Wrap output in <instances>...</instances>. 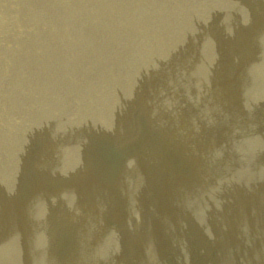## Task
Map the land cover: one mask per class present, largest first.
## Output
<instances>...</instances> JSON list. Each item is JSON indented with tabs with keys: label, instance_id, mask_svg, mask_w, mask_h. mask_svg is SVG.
<instances>
[{
	"label": "rangeland",
	"instance_id": "obj_1",
	"mask_svg": "<svg viewBox=\"0 0 264 264\" xmlns=\"http://www.w3.org/2000/svg\"><path fill=\"white\" fill-rule=\"evenodd\" d=\"M2 1V2H1ZM88 3H86V2ZM99 1V2H98ZM110 2H107L105 0H0V158L2 157V159H0V259L2 260H7L8 262H3L2 260H0V264H15L18 263L20 264V260H21V264L26 263V264H38L35 262V260H38L39 264H95V261H93L90 256L89 253L92 252V258L93 259H101L102 263H96V264H104V263H108V258L110 255H115L117 254L120 249H124L126 248V245H123L122 241L123 238L120 235H115L113 232H111L110 230L107 229L106 231L103 233V236L101 235L100 238H105L104 242H102V244H98L96 246L93 247L94 243L91 242L90 240H95V235H96V228H100V221L98 222V218H100V213L105 216L102 219V223L105 225H109L112 226L113 229L117 230L120 232V228H130L131 227V221L133 222L137 217V213H138V209L136 210V212L130 213L131 210L125 205V201L124 200V195L126 199H129L130 197H138L139 196V200L142 197L145 198H151V195H157V194H162L160 196H158L160 203L156 205V212H155V216H153V218L156 219L155 220H160V225L158 226V224H156L152 227L153 230H151V234L154 237H151V240H149V243H153L154 244V248L156 249L159 246H156V242H162V244L167 246L164 247L161 246L159 247V249L157 248V250L160 252L163 251V248L166 249L168 253V256L164 257V255L162 256V254L160 255L159 253L156 254V252H158L157 250H153L151 251L152 253H148V255L146 254H137V253H132V252H127L126 254H128L127 258L130 261V264H146V260L147 264H151L152 262L155 264H157L158 260L160 259L162 261V263L158 264H192V262L194 264H218L217 262H219L220 260H222L221 262H219V264H264V190H261V187L264 188V73H262L264 70H262V68L264 69V0H262L263 2L261 3V0H108ZM113 1V2H112ZM140 3H139V2ZM147 1V2H146ZM154 1V3H153ZM157 1V3H156ZM161 1V4H160ZM164 1V2H163ZM177 3H176V2ZM181 1V3H180ZM184 1V2H183ZM199 1V2H198ZM205 1V2H203ZM221 1V2H220ZM228 1V2H227ZM232 1V2H231ZM239 1V2H238ZM45 2V3H44ZM83 2V3H82ZM93 2V3H92ZM98 4L96 5L95 4ZM100 2H102L100 4ZM123 2V3H122ZM129 2V3H128ZM138 2V5H142L143 6H138L136 5V3ZM144 2V3H143ZM146 2V4H145ZM152 2V3H151ZM165 4V6L162 4ZM171 2V3H170ZM175 2V3H174ZM213 2V4H212ZM224 2V3H223ZM238 2V4H237ZM257 2V4L255 3ZM34 3V4H33ZM38 3V5L36 4ZM64 3V4H63ZM85 3V4H84ZM105 5H104V4ZM111 3V4H110ZM117 3V4H115ZM150 3V4H149ZM169 4L168 5H166ZM200 3V4H199ZM222 3V4H221ZM241 3V5H240ZM244 3V4H243ZM255 3V4H254ZM29 4V6H28ZM49 4V5H48ZM67 4V5H66ZM91 6H89V5ZM126 4V5H125ZM133 4V6H132ZM176 4V6L174 5ZM193 4V5H192ZM204 4V5H203ZM212 4V6H211ZM215 4V5H214ZM219 4V5H217ZM81 5V6H80ZM112 7H109V6ZM114 5V6H113ZM147 5V6H145ZM154 5V6H153ZM159 5V6H158ZM186 5V6H185ZM199 5V6H198ZM207 5V6H206ZM224 5V6H223ZM231 5V6H230ZM235 5L233 8L232 6ZM261 5V6H260ZM5 8H4V7ZM43 6V7H42ZM69 6V7H68ZM80 6V7H79ZM83 6V7H82ZM89 6V7H87ZM100 8H97V7ZM104 6V7H103ZM131 6V7H130ZM138 6V7H137ZM150 6V7H149ZM152 6V8H151ZM156 6V7H155ZM160 8H158V7ZM161 6V7H160ZM180 6V7H179ZM185 8H184V7ZM190 6V7H189ZM194 6V7H193ZM201 6V7H200ZM214 6V8H213ZM217 6V7H216ZM219 6V7H218ZM228 6V8H227ZM24 7V8H22ZM29 7V9H28ZM59 7V8H58ZM86 7V8H85ZM107 7V8H106ZM116 7V8H115ZM128 7V8H127ZM145 7V8H144ZM176 7V8H175ZM177 7L179 8V10L177 9ZM256 7V8H255ZM262 7V8H261ZM4 8V9H3ZM8 8V10H6ZM34 8V9H33ZM47 10H46V9ZM64 8V10H63ZM73 8V9H72ZM89 8V10H88ZM96 8V10H95ZM102 8V9H101ZM104 8V9H103ZM111 8V9H110ZM118 8V9H117ZM124 12H123V9ZM137 9V12L135 9ZM144 8V9H143ZM166 8V9H165ZM175 8V9H174ZM194 10L193 14L192 10ZM205 8V9H204ZM231 8V9H230ZM12 9V10H11ZM36 9V12H35ZM81 9V10H80ZM100 9V11H98ZM117 9V10H116ZM120 9V10H119ZM127 9V10H126ZM134 13H133V11ZM184 9V11H182ZM188 9V10H187ZM189 9L191 11H189ZM210 9V10H207ZM212 9V10H211ZM217 9V10H216ZM224 9V10H222ZM229 9V11H228ZM237 9V10H236ZM259 9V10H258ZM16 10V11H14ZM42 10V11H41ZM50 10V11H49ZM72 10V11H71ZM76 10V11H75ZM83 10V11H82ZM95 10V12H94ZM114 10V11H112ZM122 10V11H121ZM139 10V12H138ZM148 10V11H147ZM155 10V11H154ZM163 10V11H160ZM167 10V11H166ZM171 12H170V11ZM174 10V11H173ZM207 10V12L205 11ZM216 10V11H215ZM226 10V11H225ZM13 13H12V12ZM30 11L32 12L30 14ZM103 11V12H102ZM117 11V12H116ZM143 11V12H141ZM146 13H145V12ZM169 11V12H168ZM176 11V12H175ZM189 11V12H188ZM211 11V12H210ZM218 11V12H217ZM223 11V12H222ZM234 11V12H233ZM240 11V12H239ZM260 11V12H258ZM262 11V12H261ZM77 12V13H76ZM87 12V13H86ZM99 14H97V13ZM106 12V13H105ZM128 12H131L130 14ZM158 12V13H157ZM164 12V13H163ZM185 12V13H184ZM188 12V13H187ZM191 12V13H190ZM203 12V14H202ZM228 12L230 14H228ZM233 12V13H232ZM9 13V14H8ZM51 13V14H50ZM86 13V14H84ZM95 13V15L92 16V14ZM114 13V14H112ZM122 13V14H121ZM127 13V14H125ZM138 14L135 15V14ZM153 13V14H152ZM155 13V15H154ZM160 13V14H159ZM170 13V14H169ZM175 13V14H174ZM196 13V15L194 14ZM201 13V14H200ZM218 13V14H217ZM220 13V14H219ZM224 13H227L226 15ZM243 13V14H242ZM262 13V15H261ZM8 14V15H7ZM15 14V15H14ZM26 16L24 17L23 16ZM35 14V15H34ZM41 16H40V15ZM55 14V15H54ZM74 14V15H73ZM78 14V15H77ZM90 14V15H89ZM104 14V15H102ZM145 14V15H144ZM158 14V17H157ZM162 14V15H161ZM166 14V17H165ZM177 14V15H176ZM184 14V15H183ZM186 14V16H185ZM197 14L198 17H197ZM207 14V16H206ZM209 14V16H208ZM258 14V15H257ZM29 15V16H28ZM39 15V16H38ZM52 15V16H51ZM67 15V16H66ZM112 15V16H111ZM120 15V16H119ZM129 15V16H128ZM135 15V16H134ZM151 15V16H150ZM188 15V17H187ZM195 15V16H194ZM202 15V17H201ZM212 15V16H211ZM224 15V16H223ZM236 15L238 17H236ZM245 17H244V16ZM256 15V16H255ZM28 16V17H27ZM31 16V17H30ZM62 16V17H61ZM84 16V17H83ZM96 16V17H95ZM104 18H103V17ZM125 16V18H124ZM142 16V17H141ZM144 16V18H143ZM147 16V17H146ZM153 16H155L154 20ZM175 16V17H174ZM217 16L219 18H217ZM223 18H222V17ZM227 16H230L229 18ZM235 16V17H233ZM260 16V17H258ZM41 17V18H40ZM82 17V18H81ZM89 17V18H88ZM99 17V18H98ZM102 17V18H101ZM113 19H112V18ZM127 17V18H126ZM129 17V19H128ZM135 17V19H134ZM160 17V18H159ZM170 17H172V19H170ZM178 17V19H177ZM181 17H183V20L186 21H182ZM204 17V18H203ZM206 17H208L206 19ZM233 17V18H232ZM241 17V19L239 18ZM39 18V19H38ZM56 18V19H55ZM71 18V19H70ZM86 18V19H85ZM150 20H148V19ZM163 18V19H162ZM175 18V19H174ZM187 18V19H186ZM192 18V19H191ZM198 20V22H196L194 19ZM210 18L209 22L207 21ZM215 18V19H214ZM235 18V19H234ZM17 19V20H16ZM65 19V21H64ZM83 19V21H82ZM90 19V20H89ZM105 19V20H104ZM112 19V20H111ZM117 19V21H116ZM119 19V20H118ZM141 21H140V20ZM161 19V20H160ZM174 19V20H173ZM203 19V20H202ZM205 19V20H204ZM218 19V20H217ZM234 20L235 23L239 22V24L237 23V25L234 23V21H230V20ZM238 19V20H236ZM240 19V20H239ZM262 19V20H261ZM30 20V21H29ZM63 20V21H62ZM89 20V24H87ZM96 20V21H95ZM104 20V21H103ZM121 20V22H119ZM165 20V21H163ZM174 22H173V21ZM201 20V22H200ZM213 20V21H212ZM227 20H229V24L227 23ZM17 21V22H16ZM68 21V22H67ZM73 21V22H72ZM80 21V22H79ZM94 21V22H93ZM111 21V22H110ZM133 21V23H132ZM155 21V22H154ZM170 21V23H169ZM181 21L183 23H181ZM192 21V22H191ZM205 21V22H204ZM215 21V22H214ZM221 21V22H220ZM237 21V22H236ZM243 25H241V23ZM246 21V22H245ZM259 21V23L257 22ZM27 22V23H26ZM52 22V23H51ZM63 22V23H62ZM66 22V23H65ZM78 22V23H77ZM116 27H114L116 25V23H118ZM131 22V23H130ZM139 22V24H138ZM151 22V23H150ZM159 22V24H158ZM163 22V23H162ZM176 22V24H175ZM178 22V25H177ZM194 22H196L195 24H193ZM211 22V23H210ZM262 22V23H261ZM19 23V24H18ZM70 23V24H69ZM77 23V24H76ZM85 23L87 24L85 27ZM104 25H103V24ZM106 23V24H105ZM137 23V26H136ZM143 23V25H141ZM148 23V25H147ZM174 23V24H173ZM182 25H181V24ZM191 23V24H190ZM203 23V24H202ZM217 23V24H216ZM258 23V24H257ZM260 28H259V25ZM51 24V25H50ZM65 26H64V25ZM76 26H75V25ZM79 24V25H78ZM92 24V26L90 27V25ZM172 24L170 27L168 25ZM201 24V25H199ZM206 24V25H205ZM210 24V25H209ZM214 24V25H213ZM219 24V26H218ZM26 25V26H25ZM69 29H68V27ZM96 25V26H94ZM100 25V26H99ZM109 25V26H107ZM161 25V26H160ZM179 25H180V29H179ZM184 25V26H183ZM204 25V26H203ZM241 25V26H239ZM29 26V27H28ZM64 26V27H63ZM70 26H72L73 28H70ZM79 26V27H78ZM122 26V27H121ZM128 26V27H127ZM140 26V27H139ZM153 26V27H152ZM159 26V27H158ZM174 26V27H173ZM188 26V27H187ZM194 26V27H191ZM201 26H203V28H200ZM212 26V29H211ZM216 26V27H215ZM221 26V27H220ZM238 26V27H237ZM244 26V27H243ZM246 26V27H245ZM26 27V28H25ZM50 27V28H49ZM58 27V29L56 28ZM63 27V28H62ZM67 27V28H66ZM121 27V28H120ZM131 27V28H130ZM137 27V28H136ZM151 27V28H150ZM158 27V29H157ZM173 27V28H172ZM186 27V28H185ZM197 27V28H195ZM215 27V28H214ZM223 29L226 31H223ZM241 27V29H240ZM28 28V30H27ZM32 28V29H31ZM79 28V29H78ZM85 28V29H84ZM87 28V29H86ZM115 28V29H114ZM118 28V29H117ZM130 28V29H129ZM145 28V29H144ZM150 28V29H149ZM154 28V30H153ZM218 28V29H217ZM222 30H220V29ZM226 28V29H225ZM239 28V29H238ZM244 28V29H243ZM248 28V30H247ZM21 29V30H20ZM102 29V30H101ZM106 31H105V30ZM109 29V31H108ZM122 29V31H121ZM128 29V30H127ZM135 29V30H133ZM140 29V30H139ZM144 29V30H143ZM162 29V31H161ZM165 29V30H164ZM170 29V30H169ZM179 29V30H178ZM186 29H189L186 31ZM194 29V30H193ZM202 29V30H201ZM206 31H205V30ZM214 29V30H213ZM217 29V30H216ZM233 29L234 32H233ZM237 29V31H236ZM262 29V30H260ZM27 30V31H26ZM32 30V31H31ZM45 30V31H44ZM66 30V32H65ZM70 30V32H69ZM88 33V35L84 33ZM116 30V31H115ZM164 30V31H163ZM185 32H184V31ZM198 30V35H196ZM209 30V31H208ZM213 31V33H211V31ZM219 30V31H218ZM245 30V31H244ZM4 31V32H3ZM14 31V32H13ZM88 31V32H86ZM91 31V32H90ZM102 31V32H101ZM112 31V32H111ZM126 31V32H125ZM127 31H128V36H127ZM138 31V32H137ZM152 31V32H151ZM161 31V32H160ZM166 31V32H165ZM194 33H193V32ZM201 31V32H200ZM207 31L209 33H207ZM248 31V32H247ZM37 32V33H36ZM52 32V33H51ZM58 32V33H57ZM74 32V33H73ZM101 32V33H100ZM108 32V33H107ZM110 32V33H109ZM117 32V33H116ZM121 32V33H119ZM131 32V33H130ZM151 32V33H150ZM172 32V33H171ZM177 32V33H176ZM180 32V33H179ZM183 32V33H182ZM187 32V33H186ZM205 32V33H204ZM61 33V34H60ZM70 33V34H69ZM72 33L74 35H72ZM84 33V34H83ZM93 33V34H92ZM104 33H105V37H104ZM107 33V34H106ZM124 33L126 36H124ZM148 33V34H147ZM176 33V35H175ZM182 33V35H181ZM190 33V35H189ZM204 33V34H202ZM220 33V36H219ZM223 33L225 35H223ZM234 33V34H233ZM237 33V34H236ZM243 33V34H242ZM246 33V34H245ZM34 34V35H33ZM37 34V35H36ZM39 34V35H38ZM44 34V35H43ZM60 34V35H59ZM67 36H63V35ZM80 34V35H79ZM95 34V37H92ZM103 36H101V35ZM123 34V35H122ZM143 34V35H142ZM162 34V35H161ZM168 34V35H166ZM174 34L175 37L172 35ZM185 34V35H184ZM199 34L200 35V39H199ZM208 34L209 37H208ZM215 35V37L212 36ZM262 34V35H261ZM23 35V36H22ZM25 35V36H24ZM69 35H70V40H69ZM99 35V37H98ZM119 37H117V36ZM146 35H150L149 37ZM190 37H188V36ZM194 35H196V37H194ZM207 35V37L205 38L204 36ZM231 35V37H229ZM233 35V36H232ZM241 35V36H240ZM244 35V36H243ZM11 36V37H10ZM32 36V37H31ZM60 36V37H59ZM75 36V37H74ZM81 41V39H83L81 42L76 38ZM79 36V37H78ZM90 36V37H89ZM109 36V37H108ZM112 36V37H111ZM124 36V38H123ZM137 36V38H136ZM141 36V37H139ZM161 36V38L158 37ZM163 36V37H162ZM184 36V37H183ZM187 36V37H186ZM218 36V37H216ZM227 38L228 36V40L225 38ZM235 36V37H234ZM237 36V37H236ZM263 36V37H262ZM3 37V39L1 38ZM88 37V38H87ZM104 37V38H103ZM107 37V38H106ZM117 37V38H116ZM122 37V39H121ZM183 40H181L180 39ZM192 37V38H191ZM212 37V38H210ZM221 37V38H220ZM244 37L246 39H244ZM26 40H25V39ZM76 38V39H74ZM94 38V39H92ZM97 38V39H96ZM102 38V39H101ZM112 38V39H110ZM119 38V39H118ZM127 38V39H126ZM130 38V39H128ZM140 40H139V39ZM145 38V39H143ZM151 38V40H150ZM176 38V39H175ZM189 38V39H188ZM194 38V39H193ZM197 38V40H196ZM217 38V39H216ZM224 38V39H223ZM237 39V41H233L235 39ZM23 39V41L21 40ZM30 39V40H29ZM74 39V40H72ZM88 39V41H87ZM102 40V41H99ZM149 39V41H148ZM156 39V40H155ZM187 39V41H186ZM191 39L193 41H191ZM206 39H208L206 41ZM211 39V41H210ZM214 39V41L212 40ZM220 39V41L222 42L223 40L226 41L227 43L229 42V47L228 44L226 45V42H220L218 41ZM223 39V40H222ZM233 39V40H231ZM38 40V41H37ZM110 40H112V42H110ZM119 40V41H118ZM125 40V41H124ZM127 40H129L127 42ZM132 40V41H131ZM138 40V41H136ZM145 40V41H144ZM153 40V41H152ZM181 44H180V41ZM197 42H195V41ZM199 40V41H198ZM203 40V41H201ZM216 40V42H215ZM48 41V42H47ZM64 41V42H63ZM72 41V42H71ZM92 41V42H91ZM95 41L97 44H95ZM99 41V42H98ZM116 41V42H114ZM124 41V42H123ZM134 41V42H133ZM158 43L157 44L155 43ZM158 41V42H157ZM161 41V44H159ZM189 41V43L187 44V42ZM191 41V42H190ZM68 42V43H67ZM85 42V43H84ZM90 42V43H89ZM119 42V43H117ZM126 42V43H125ZM139 44H137V43ZM144 42V43H142ZM172 42V43H171ZM174 42V45H173ZM199 42V43H198ZM207 42V43H206ZM231 42H236V43H231ZM75 43V44H74ZM80 43V44H79ZM92 43V48L90 46V48L88 47L90 44ZM94 43V44H93ZM103 45H102V44ZM106 43V48H104V44ZM117 43V46H116ZM136 43V44H135ZM147 43V44H146ZM152 43V44H151ZM154 43V44H153ZM164 43V44H163ZM178 43V44H177ZM192 43L194 45H192ZM202 43V44H201ZM206 43V44H205ZM214 43V44H213ZM216 43V44H215ZM224 43V44H223ZM11 44V45H10ZM30 44V45H29ZM39 44V45H38ZM49 44V45H48ZM82 44H84L82 46ZM87 44V45H86ZM89 44V45H88ZM112 44V45H111ZM121 44V45H120ZM124 44V45H122ZM134 44V45H133ZM151 44V45H150ZM180 44V45H179ZM198 44V45H196ZM221 44V45H220ZM222 44L224 45L222 47ZM230 44H232L230 46ZM237 44V45H235ZM251 44V45H250ZM32 45V46H31ZM35 45V46H34ZM75 45V46H74ZM115 45V47H114ZM138 48L140 47V51H138ZM148 45V46H147ZM152 45H154L152 47ZM156 45V47H155ZM161 45H163V48L161 47ZM173 45V46H172ZM178 45V46H177ZM181 45H183L181 47ZM187 45V46H186ZM191 45V46H190ZM204 45V46H203ZM206 45V46H205ZM212 47H210V46ZM256 45V48H252L251 46ZM26 46V48H25ZM31 48H30V47ZM43 46V48H42ZM69 46V48L67 47ZM97 46V47H96ZM119 46V47H118ZM127 46V47H126ZM132 46V47H131ZM134 46V47H133ZM194 46V48L192 47ZM199 46V48H198ZM216 46V49L214 48ZM233 46V47H232ZM79 47V48H78ZM102 47V48H101ZM123 47L125 49H123ZM142 47V48H141ZM144 47V48H143ZM196 47V48H195ZM203 47V48H202ZM222 47V49H221ZM228 47V49L226 48ZM2 48V49H1ZM34 48V49H33ZM78 48V49H76ZM89 48V49H88ZM96 48L95 51H93ZM116 48V49H115ZM121 48V49H120ZM128 48V49H127ZM150 48V49H149ZM154 48V50L156 51H152ZM158 48V49H156ZM161 50H160V49ZM166 48V49H165ZM182 48V49H180ZM186 48V50L184 51V49ZM192 48V50H191ZM201 48V49H200ZM210 48V50H209ZM213 48V50H212ZM226 48V49H224ZM234 48V49H233ZM237 48V49H236ZM14 49V50H13ZM31 49V50H30ZM43 49V50H42ZM56 49V50H55ZM64 49V50H63ZM69 49V51H68ZM73 49V50H72ZM88 49V50H86ZM104 51H102V50ZM105 49H107L105 51ZM123 49V50H122ZM130 49V50H129ZM132 49V50H131ZM134 49V50H133ZM136 49V50H135ZM143 49V50H142ZM148 49V50H147ZM165 51H164V50ZM173 49V50H172ZM180 49V50H179ZM197 49V51H196ZM200 49V50H199ZM204 49V50H203ZM246 49V51H245ZM254 49V50H253ZM7 50V51H6ZM72 50V51H70ZM109 50V51H108ZM114 50V51H113ZM121 50V51H120ZM129 50V51H128ZM170 50V51H169ZM182 50V52H180ZM221 50V51H220ZM225 50V51H223ZM238 50L240 52H238ZM12 51V53H11ZM19 51V52H18ZM38 51V52H37ZM50 51V52H49ZM63 51V53H62ZM120 51V52H119ZM135 51V52H133ZM138 51V52H137ZM160 51V52H157ZM194 51V52H193ZM201 51L203 53H205V55H203L201 53ZM207 51V52H206ZM212 51V52H210ZM220 51V52H217ZM231 51V52H230ZM9 52V53H8ZM49 52V53H48ZM54 52V53H53ZM61 52V53H60ZM69 52V53H68ZM74 52V53H73ZM94 53L92 55V53ZM105 52V53H104ZM110 52L112 54H110ZM118 52V53H117ZM128 54H127V53ZM146 52V53H145ZM148 52H150V55L147 54ZM174 52V53H173ZM179 52V53H178ZM187 52V53H186ZM193 52V57L190 55V53ZM198 52V53H197ZM226 52V53H225ZM229 52V54H228ZM19 53V54H18ZM28 53V54H27ZM34 53V54H33ZM66 53V54H65ZM85 53V54H84ZM108 54V57L107 54ZM128 55L126 56L125 55ZM134 53V54H133ZM144 53V54H143ZM158 53V54H157ZM167 53L171 56H165V54L167 55ZM172 53V54H170ZM181 53V54H180ZM196 53V54H195ZM209 53H213L210 56ZM221 53V54H220ZM223 53V54H222ZM236 53V54H234ZM245 53H248L247 55ZM6 54V55H5ZM9 54V55H8ZM16 54V55H15ZM27 54V55H26ZM99 54V55H98ZM104 54H106L104 56ZM110 54V55H109ZM117 56H116V55ZM123 54V56H122ZM131 54V55H130ZM137 54V55H136ZM146 54V55H145ZM152 54V55H151ZM187 54V55H186ZM207 54L209 55L208 58ZM218 54V55H217ZM227 54V55H226ZM234 54V55H233ZM242 56H241V55ZM257 54H260V57H254L257 56ZM263 54V55H262ZM3 55V56H2ZM5 55V56H4ZM31 55H33L31 57ZM35 55V56H34ZM39 55V57H38ZM43 55V56H42ZM50 55V58H49ZM61 55V56H60ZM65 55V56H64ZM67 55V56H66ZM74 55V56H73ZM86 55V56H85ZM111 55H113L111 57ZM136 57H135V56ZM140 55V56H139ZM185 55V56H184ZM190 55V56H189ZM201 55V56H200ZM221 55V56H220ZM237 55L238 58H237ZM243 55H245L243 57ZM251 55V56H249ZM262 55V56H261ZM28 56V57H27ZM37 56V58H36ZM97 56V58H96ZM99 56V57H98ZM115 56L117 57V60L115 58ZM122 56V57H121ZM127 58H125V57ZM147 56V57H146ZM151 56V57H150ZM160 56V57H159ZM163 58H162V57ZM174 56V57H172ZM196 56V57H195ZM199 56V57H198ZM205 56V57H204ZM217 57V58H214ZM227 56V57H226ZM234 56V57H233ZM253 56V57H252ZM2 57V58H1ZM15 57V59H14ZM31 57V58H30ZM42 57V59L40 58ZM48 57V58H47ZM73 57V58H72ZM76 57V58H74ZM84 57V58H83ZM87 57V58H85ZM92 57V58H91ZM110 57V58H109ZM130 57V59H128ZM135 57V58H134ZM138 57V58H137ZM145 57V58H144ZM149 57V58H148ZM165 57H167L165 59ZM190 57V58H188ZM222 57V59H221ZM232 57V58H231ZM239 57H243L244 60L240 59ZM249 60L247 61L245 58H248ZM263 57V59H262ZM28 58H30L31 60H29ZM33 58V59H32ZM36 58V59H35ZM45 58V59H44ZM83 58V59H82ZM101 58V59H100ZM109 60H108V59ZM122 58V59H121ZM125 58V59H124ZM133 58V59H132ZM141 58H143L141 60ZM152 58V59H151ZM172 58H174V62L171 61ZM187 58V59H186ZM212 58V59H211ZM214 58V59H213ZM220 58V59H219ZM226 61H224L223 60ZM230 58V59H229ZM236 58V59H235ZM251 58V59H250ZM17 59V60H16ZM24 59V60H23ZM50 59V61H49ZM62 59V60H61ZM65 59V60H64ZM82 59V60H81ZM94 59V60H93ZM104 59V60H103ZM108 61H107V60ZM114 59V60H113ZM120 59V62L118 61ZM138 59V61H137ZM147 59V60H146ZM156 59V60H155ZM159 59V60H158ZM163 59V60H162ZM181 59V60H180ZM217 59H219L216 61ZM228 59L230 61H228ZM232 59V60H231ZM234 59V60H233ZM261 59V60H259ZM12 60V61H11ZM14 60V61H13ZM34 60V61H33ZM91 60V61H90ZM103 60V61H102ZM117 62H116V61ZM126 60V61H125ZM128 60V61H127ZM141 60V61H139ZM146 60V62H145ZM150 60V61H149ZM152 60V61H151ZM155 60V61H154ZM180 60V61H179ZM188 60V61H187ZM214 60V61H213ZM252 63H251V61ZM255 60V61H253ZM17 61V62H16ZM21 61V62H20ZM26 61V62H24ZM31 61V63H30ZM40 61V62H39ZM42 61V62H41ZM44 61V62H43ZM46 61V62H45ZM55 61V62H54ZM58 61V62H57ZM96 61V62H95ZM107 61V62H106ZM110 61V62H109ZM135 61V62H134ZM137 61V63H136ZM148 61V62H147ZM154 61V62H153ZM179 61V62H178ZM190 61V62H189ZM212 61V62H211ZM224 61V63H223ZM228 61V62H227ZM234 61V63H233ZM240 61V62H239ZM245 61V62H244ZM247 61V62H246ZM258 63H257V62ZM260 61V62H259ZM16 62V63H15ZM39 62V63H38ZM78 62V63H77ZM84 62V63H82ZM102 62V63H101ZM119 62V63H118ZM131 62V63H130ZM144 62V64L142 63ZM151 62V63H149ZM160 62V63H159ZM166 62V63H165ZM206 62V63H205ZM209 62V64L207 63ZM221 62V63H220ZM232 62V63H231ZM236 62V63H235ZM240 65H238L237 64ZM255 62V65H253ZM13 63V64H12ZM15 63V64H14ZM18 63V64H17ZM23 63V64H22ZM26 63V65H25ZM28 63V64H27ZM35 63V65H33ZM51 63V65H50ZM91 63V64H90ZM94 63V64H93ZM99 63V64H97ZM115 63V64H114ZM127 63V64H126ZM172 63V64H171ZM189 63H190V67H189ZM195 65H194V64ZM199 63V65H198ZM214 63V65H213ZM220 63V66H218ZM225 63H228L227 65H225ZM246 63V64H244ZM250 63V64H249ZM9 64V65H8ZM21 64V65H20ZM40 64V67H39ZM48 64V67L47 65ZM61 64V65H60ZM82 64V65H81ZM126 64V65H124ZM129 64V65H128ZM132 64V65H131ZM148 64L147 66H144ZM157 64V65H156ZM170 64V65H169ZM176 64V65H175ZM192 64V65H191ZM206 64V65H205ZM217 64V65H216ZM258 64V65H257ZM263 64V65H260ZM12 65V66H10ZM28 65V66H27ZM42 65V66H41ZM45 65V66H44ZM52 65L54 66L52 68ZM66 65V66H65ZM103 65V66H102ZM106 65V67H105ZM137 65V66H136ZM140 65V66H138ZM166 65V67H165ZM194 65V66H193ZM197 65V66H196ZM209 65V66H208ZM213 65V66H212ZM216 65V66H215ZM230 65V67L228 66ZM236 65V66H235ZM248 65V66H247ZM10 66V68H9ZM22 66V67H21ZM79 66V67H78ZM83 66V67H81ZM96 66V67H95ZM113 66H117V67H113ZM125 66V68L123 67ZM131 66V68L129 67ZM161 66V67H160ZM196 66V67H195ZM209 67L208 70L207 67ZM215 66V67H214ZM223 66V67H222ZM232 66H234V68H232ZM246 66V68H245ZM255 66H259V67H255ZM263 66V67H262ZM7 67V68H6ZM25 67V68H23ZM32 67V68H31ZM35 67V68H34ZM42 67V68H41ZM51 67V68H50ZM60 67V69H59ZM76 67V68H75ZM97 67L99 69H97ZM129 67V68H128ZM135 67V68H134ZM142 67V68H141ZM149 69H148V68ZM153 67V69H152ZM165 67V68H164ZM225 67V68H224ZM237 67V68H236ZM242 67H244L242 69ZM253 67V68H252ZM20 68V71H19ZM22 68V69H21ZM28 68V70H26ZM39 68V69H37ZM58 68V69H57ZM67 68V69H66ZM92 68V69H91ZM94 68V69H93ZM102 68V69H101ZM110 68V69H107ZM127 68V69H126ZM138 68H140V70H138ZM190 68V69H189ZM198 68V69H197ZM216 70H214V69ZM221 68V70H220ZM255 68V69H254ZM261 69L260 71H256V69ZM25 69V70H24ZM34 69V70H33ZM46 69V70H45ZM126 69V70H125ZM137 69V70H136ZM147 69V70H146ZM205 69L208 71L206 72ZM219 69V70H218ZM223 69V70H222ZM245 69V71H244ZM2 70V71H1ZM5 72H4V71ZM8 70V71H7ZM12 70V71H11ZM14 70V72H13ZM18 70V71H17ZM48 70V71H47ZM57 72H56V71ZM190 70V71H189ZM194 70V71H193ZM212 70V71H211ZM230 70V72H229ZM251 70V72H250ZM254 70V72H253ZM27 71L29 73H27ZM35 73H34V72ZM53 71V72H52ZM62 73H61V72ZM65 71V72H64ZM79 71V72H78ZM98 71V72H97ZM112 71V72H111ZM160 71V72H159ZM225 71V72H224ZM228 71V72H226ZM232 71V72H231ZM249 71V72H248ZM7 72V73H6ZM40 72V73H38ZM42 72V73H41ZM44 72L46 73L44 75ZM59 72V73H58ZM69 72V73H68ZM88 72V73H87ZM102 72V73H101ZM106 72V73H105ZM111 72V73H110ZM115 72V73H114ZM203 72V73H202ZM204 72L206 73V75H204ZM214 72V73H213ZM216 72V75H215ZM222 72V73H220ZM246 72V74H245ZM255 74H253V73ZM260 72V74H258ZM5 73V74H4ZM11 73V74H10ZM14 73H16V75H14ZM18 73V75H17ZM26 73L29 75V77H27L28 75H26ZM52 73V74H51ZM82 73V75L80 74ZM86 73V74H85ZM110 73V74H109ZM119 73V74H118ZM228 73V74H227ZM234 73V74H233ZM250 73V75H249ZM13 74V75H12ZM31 74V75H30ZM35 77H34V75ZM57 74V75H56ZM74 74V75H73ZM99 74V75H98ZM108 74V75H107ZM142 74H144L142 76ZM199 74V75H198ZM211 74H214L211 75ZM220 74V75H219ZM226 74V77H225ZM239 76H238V75ZM241 74L243 75L240 76ZM251 74H253L251 76ZM258 74V75H256ZM263 76H262V75ZM3 75V76H2ZM39 75V76H38ZM44 75V76H43ZM47 75V76H46ZM50 75V76H49ZM53 77H52V76ZM98 75V76H97ZM106 75V76H105ZM112 75V76H111ZM137 75V76H136ZM150 75V76H149ZM196 77H195V76ZM198 75V76H197ZM209 77H208V76ZM230 75L231 78H228V76ZM232 75V76H231ZM255 75V76H254ZM12 76V78H11ZM24 76V77H23ZM26 76V77H25ZM38 78H37V77ZM49 76V77H48ZM89 76V81H88V77ZM92 76V77H90ZM118 76V77H116ZM145 76V77H144ZM204 76V77H203ZM221 78L219 79L218 78ZM250 76V77H249ZM254 76V77H253ZM261 76V77H260ZM14 77V78H13ZM34 77V78H33ZM52 77V78H51ZM61 77V78H60ZM64 77V78H63ZM79 77V78H78ZM102 77V78H101ZM106 79H105V78ZM110 77V78H109ZM114 77V78H113ZM138 77V78H137ZM150 77H152V79H150ZM203 77V78H201ZM223 77V78H222ZM235 77V78H233ZM242 77V79L240 78ZM257 77V78H256ZM9 78V79H8ZM18 79V81L16 80L15 82L13 80ZM21 78V80H20ZM37 78V79H36ZM43 80H42V79ZM46 78V79H45ZM56 78V80H55ZM58 78V79H57ZM113 78V79H112ZM117 78V79H116ZM146 78V80H144ZM149 78V79H148ZM154 78V79H153ZM209 78V79H208ZM216 78V80H215ZM227 78V79H226ZM233 78V79H232ZM239 78V79H238ZM256 78V79H254ZM262 78V80L260 79ZM8 79V81H7ZM26 79V80H25ZM33 84H32V80ZM53 79V80H52ZM63 79V80H61ZM74 79V81H73ZM100 79V80H99ZM104 81H103V80ZM112 79V80H111ZM177 79V80H176ZM204 79V80H202ZM214 79V80H213ZM218 79V80H217ZM228 81L225 84V80ZM20 80V81H19ZM24 80V83L23 81ZM39 80V81H38ZM47 80V81H45ZM51 82H50V81ZM107 82H106V81ZM137 80V81H136ZM161 80V82H160ZM184 80V81H183ZM206 80V81H205ZM220 80V81H219ZM246 80V81H245ZM255 80V81H254ZM259 80V82H258ZM4 81V82H3ZM12 81V82H11ZM57 81V82H55ZM93 81V82H92ZM145 81V82H144ZM194 81V82H193ZM203 81V82H202ZM217 81V82H216ZM224 81V82H223ZM231 81V82H229ZM252 81L251 84L249 86L248 82ZM6 82V83H5ZM10 82V83H9ZM28 84H27V83ZM31 82V83H30ZM38 82V83H37ZM60 82V83H59ZM74 84H73V83ZM83 84H81V83ZM151 82V83H150ZM165 84H164V83ZM171 84H169V83ZM214 82V83H213ZM221 82V83H219ZM233 82V83H232ZM237 82H239L237 84ZM242 82V83H240ZM247 84H245V83ZM249 82V83H250ZM6 85H5V84ZM15 83V84H14ZM42 83V85L40 84ZM70 83V84H68ZM79 85H77V84ZM99 83V84H98ZM106 83V84H105ZM141 83V85H140ZM158 85H155V84ZM183 83V84H182ZM196 83V84H195ZM229 83V84H228ZM235 83V84H234ZM257 83V87L254 84ZM19 84V85H18ZM23 84V85H22ZM30 84V85H29ZM55 84V85H52ZM87 84V85H86ZM92 84V85H91ZM102 84V85H101ZM122 84V86H121ZM124 84V85H123ZM153 84V85H152ZM218 84V85H217ZM220 84V86H219ZM235 86H233V85ZM237 84V85H236ZM263 84V85H261ZM5 85V86H4ZM8 85V87H7ZM13 85V86H12ZM21 85V87H20ZM27 85V86H26ZM33 86V88L30 86ZM48 87H46V86ZM66 85V86H65ZM113 85H114V89H113ZM146 85V86H145ZM150 85V86H149ZM173 85V86H172ZM206 85V86H205ZM210 85V86H209ZM214 85L216 87H214ZM227 85V86H226ZM245 85V86H243ZM40 86V87H39ZM45 87L47 89H42V87ZM58 86V88H57ZM61 86V87H60ZM76 86V87H75ZM87 86V87H86ZM106 86V87H104ZM111 86V89H110ZM117 86V87H116ZM132 86V87H131ZM137 86V87H136ZM153 86V87H152ZM192 86V87H191ZM200 87L199 90L197 87ZM206 88H205V87ZM223 86V87H222ZM233 86V87H232ZM239 86V87H238ZM243 86V88H242ZM247 86V87H246ZM255 86V87H254ZM259 88L261 89H258ZM262 86V87H260ZM19 90H16V88ZM39 87V88H38ZM54 87V88H53ZM129 87V88H128ZM136 87V88H135ZM139 87V88H138ZM194 87V88H193ZM208 87V88H207ZM219 87V88H218ZM231 87V88H230ZM9 88V89H7ZM14 88V89H13ZM21 88V90H20ZM29 89L28 90L26 89ZM35 88V90H34ZM49 88H52L51 90ZM78 88V89H77ZM102 88V89H100ZM123 88V89H122ZM135 88V89H134ZM143 88V90H142ZM150 88V89H149ZM160 88V89H159ZM189 88V89H188ZM233 88H235L233 90ZM246 88V89H245ZM248 88V89H247ZM254 88V89H253ZM257 88V89H256ZM7 89V90H6ZM36 89L38 91H36ZM41 89V91H40ZM56 89V90H55ZM73 89V90H72ZM76 89V90H75ZM120 89V90H119ZM125 89V90H124ZM156 89V90H155ZM191 89V90H190ZM195 89V90H194ZM209 89V90H208ZM212 89V90H211ZM224 89V91H222ZM230 92H228V90ZM232 89V90H230ZM244 89V90H241ZM14 94H12L13 92ZM23 92L25 93H22ZM45 90V91H44ZM78 90V91H77ZM85 90V91H84ZM101 90V91H99ZM116 90V91H115ZM128 90V91H127ZM134 90V92H133ZM136 90V91H135ZM190 90V91H189ZM226 90V91H225ZM239 90V93H238ZM241 90V91H240ZM5 91V92H4ZM9 93H8V92ZM18 91V92H17ZM26 91V92H25ZM35 91L38 93L35 94ZM43 91V92H42ZM49 91V92H48ZM56 91V92H54ZM62 91V92H61ZM74 91V92H73ZM82 91V92H81ZM84 91V92H83ZM110 91V92H108ZM143 91V92H142ZM150 91V92H148ZM153 91H157L154 92L155 94H153ZM172 91V92H170ZM177 91L174 95V92ZM179 91V92H178ZM188 93H187V92ZM194 91V92H193ZM209 91V92H208ZM219 91V92H218ZM244 91V92H243ZM20 92L22 94H20ZM40 92V93H39ZM48 92V93H47ZM52 92V95L50 94ZM54 92V93H53ZM64 94H61L63 93ZM73 92V93H71ZM79 92V94H78ZM93 92V93H92ZM129 92V93H128ZM132 92V94H131ZM147 92V93H146ZM196 92V93H195ZM233 92V93H232ZM246 92V93H245ZM46 93V94H45ZM85 93V94H84ZM118 96H117V94ZM151 93V94H150ZM171 93V94H170ZM180 93V94H179ZM187 93V94H185ZM201 93H202V97H201ZM213 93V95H212ZM218 93V94H217ZM232 93V94H231ZM244 93V94H243ZM10 96H9V95ZM26 95V96H22V99L20 97V95ZM35 94V95H33ZM48 94V95H47ZM77 94V95H76ZM88 94V95H87ZM103 94V95H101ZM129 96H128V95ZM143 94V95H142ZM146 94V95H145ZM170 94V95H169ZM190 94V95H189ZM196 94V95H195ZM198 94V95H197ZM216 94V95H215ZM233 94H237L235 97ZM243 97H242V95ZM246 94V95H245ZM5 95V96H3ZM17 95V96H16ZM40 95V96H39ZM46 95L48 96V98L46 97ZM56 95V96H55ZM68 95V96H67ZM90 95V96H89ZM95 95V96H94ZM100 95V96H99ZM132 95V96H131ZM135 95L138 97V99L135 97ZM145 95V96H144ZM193 95V97H192ZM205 95V96H204ZM207 95V96H206ZM220 95V96H219ZM232 98L226 97V96H230ZM240 95V96H239ZM12 96V97H11ZM16 96V97H15ZM19 96V97H18ZM28 96V98H27ZM31 96V97H30ZM41 96H43L41 98ZM45 96V97H44ZM83 96V97H80ZM108 96V97H107ZM111 96V97H110ZM140 96V97H139ZM143 96V97H142ZM150 96V97H149ZM184 96V97H183ZM186 96V97H185ZM191 96V97H190ZM238 96V97H237ZM247 96V97H244ZM5 97V98H4ZM12 99H11V98ZM15 99L18 97L20 99ZM26 97V98H25ZM40 97V98H39ZM88 97V98H87ZM106 97V98H104ZM110 97V98H109ZM131 97V98H130ZM149 97V99H148ZM171 97V98H169ZM179 97V98H178ZM181 97V98H180ZM200 97V99H199ZM237 97V99H236ZM242 97V98H240ZM35 98V99H34ZM55 98V99H54ZM84 98V99H83ZM107 98H109L107 100ZM115 98V99H113ZM173 98V99H172ZM185 98V99H184ZM186 98H188L186 100ZM196 98V100H194ZM203 98V99H202ZM210 100L213 99V100ZM218 98V99H217ZM223 98H225V100L223 101ZM235 98V99H234ZM240 98V99H239ZM245 98V99H244ZM10 99V100H7ZM29 99V100H27ZM33 99V100H32ZM48 99V100H47ZM61 99V100H60ZM78 99V100H77ZM92 99V100H91ZM96 99V100H95ZM143 99V100H142ZM177 99V100H176ZM184 99V100H183ZM191 99V100H190ZM199 99V100H198ZM230 99H234L232 102ZM5 100V101H4ZM15 100V101H14ZM31 100V102H29ZM37 102L35 105L33 102L35 101ZM83 100V101H82ZM86 100V101H85ZM120 100V102H119ZM124 100V101H122ZM133 100H137V101H133ZM147 100V102H146ZM151 100V101H150ZM227 100H229L227 102ZM235 100L239 101L236 102L237 105H235ZM7 101V102H6ZM10 101V102H8ZM14 101V102H13ZM18 101V103H17ZM26 101V102H24ZM50 101V102H49ZM90 101V102H89ZM95 101V102H94ZM97 101V102H96ZM112 101V102H111ZM130 101V102H129ZM144 101V102H143ZM205 103H204V102ZM215 101V102H214ZM218 101V103H217ZM222 101V102H221ZM241 101H243L241 103ZM21 102V103H20ZM47 102V103H45ZM62 102V103H60ZM93 102V104H92ZM119 102V103H118ZM149 102V103H148ZM220 102V103H219ZM15 103V104H13ZM28 103V105H27ZM41 103V104H39ZM49 103V105H48ZM51 103V104H50ZM58 103V105H56ZM105 105H104V104ZM118 103V104H116ZM124 103V106L123 104ZM134 104L135 105H130V104ZM137 103V104H136ZM151 103V104H150ZM208 103V105L206 104ZM214 103V104H213ZM11 104V105H10ZM22 104V105H21ZM32 108H30V106ZM38 104V105H37ZM60 104V105H59ZM62 104V105H61ZM66 104V105H65ZM71 104V105H70ZM103 104V105H102ZM107 104V105H106ZM153 104V105H152ZM220 104V105H219ZM234 104V105H232ZM243 104V105H242ZM6 105V106H5ZM15 105V106H14ZM17 105V107H16ZM24 105V106H23ZM27 105V107H25ZM34 105V106H33ZM56 105V106H55ZM88 105V106H87ZM92 105V106H90ZM99 105V106H98ZM117 105V106H115ZM140 105V107H139ZM146 105V106H144ZM151 105V106H149ZM238 105H240V107H238ZM242 105V106H241ZM18 106H21L20 108ZM29 106V107H28ZM71 106V107H70ZM75 106V107H74ZM95 106V107H93ZM132 106V107H131ZM137 106V107H136ZM219 106V107H218ZM223 106H226L225 109ZM237 106V107H236ZM16 107V108H15ZM23 107V108H22ZM41 107V108H40ZM48 107V108H47ZM52 107V108H50ZM111 107V108H110ZM113 107V108H112ZM122 107V108H121ZM125 107V108H124ZM136 107V108H135ZM154 107V108H153ZM231 107H234L231 109ZM261 107V108H260ZM46 108V109H45ZM58 108V109H57ZM87 108V109H86ZM109 108V109H108ZM131 108V110H129ZM149 108V109H148ZM211 108V109H210ZM221 108V109H220ZM236 108V109H235ZM244 110H242V109ZM8 109V111H7ZM21 109H23L21 112ZM53 109V110H52ZM61 109V110H60ZM65 109V110H64ZM71 109V110H70ZM105 109V110H104ZM117 109V110H116ZM120 109V110H119ZM123 109V110H122ZM213 109V110H212ZM224 109V110H223ZM228 109V110H227ZM241 109V110H240ZM261 109V110H259ZM263 109V110H262ZM5 110V111H4ZM16 110V111H15ZM27 110V112H26ZM58 110V111H57ZM69 110V111H68ZM83 110V112H82ZM103 112H100L102 111ZM114 110V111H113ZM128 110V111H127ZM216 110V111H214ZM223 112H222V111ZM234 110V111H233ZM239 110V111H237ZM247 110L248 114L245 113ZM31 111V112H29ZM43 111V113H42ZM76 111V112H75ZM81 111V112H80ZM89 111L93 114L91 115L89 113ZM96 111V112H94ZM134 111V112H133ZM146 111V112H145ZM228 113H224V112ZM236 111V114H235ZM242 111H244L242 113ZM16 113V115H14ZM19 112V115H17ZM33 112V113H32ZM35 112V115L33 116ZM36 112L38 113L36 115ZM51 112V113H50ZM57 112V113H56ZM86 112V113H85ZM110 112V113H108ZM112 112V113H111ZM115 112V113H114ZM142 112V113H141ZM240 112V113H239ZM259 112V113H258ZM3 113V115H2ZM7 113V114H6ZM10 113V114H9ZM13 113V114H12ZM23 113V115H22ZM30 113V114H29ZM49 115H48V114ZM67 113V114H66ZM70 113V114H69ZM95 113V115H94ZM97 113V114H96ZM114 113V114H113ZM120 113V114H119ZM124 113V115H123ZM132 113V114H129ZM134 113V114H133ZM142 115H140V114ZM176 113V114H175ZM181 114V115H178ZM216 115H215V114ZM225 115H228L225 116ZM229 113H231L229 115ZM54 114V115H53ZM57 114V115H55ZM59 114V115H58ZM84 114V116H83ZM106 114V115H105ZM117 114V115H116ZM119 114V115H118ZM151 114V115H150ZM218 114V115H217ZM219 114L223 117H219ZM233 114L235 116H233ZM261 114V115H260ZM7 115V116H6ZM9 115L11 116V118L9 117ZM21 115V116H20ZM40 115V116H39ZM66 115V116H65ZM99 115L98 118H96ZM109 115V116H108ZM139 117H138V116ZM250 115V116H249ZM14 116V118H13ZM15 116L17 119H15ZM27 116V117H26ZM50 116V117H49ZM71 116V117H70ZM105 116V117H103ZM111 116V117H110ZM114 116V118L112 117ZM116 116V117H115ZM124 116V117H122ZM134 116V117H132ZM146 118H143V117ZM152 116V117H151ZM184 116V117H181ZM243 116V117H242ZM23 119H22V118ZM34 117V119H33ZM39 119L36 121L39 122L38 124L41 126L42 124L45 125L43 127H38L39 125L36 123L35 118ZM45 117V118H44ZM65 117V118H64ZM79 117V118H78ZM87 117V118H86ZM96 119H95V118ZM102 117V118H101ZM129 117V118H128ZM154 117V118H153ZM179 117V118H178ZM227 117V118H226ZM236 117V118H233ZM241 117V118H240ZM246 117V118H245ZM7 118V119H6ZM13 118V119H12ZM18 118H20L18 120ZM28 118V119H27ZM32 118V119H31ZM50 118V119H49ZM78 118V119H77ZM81 118V119H80ZM89 118V119H88ZM101 118V119H99ZM118 118V120H116ZM121 118V119H120ZM125 118V119H123ZM175 118V119H174ZM223 118V119H222ZM226 118V119H225ZM232 118V119H230ZM25 119V121H24ZM56 121H55V120ZM99 119V120H98ZM108 119V120H106ZM140 119V120H139ZM179 119V120H178ZM223 120L222 121H220ZM238 119V120H237ZM18 120V121H17ZM23 120V122H22ZM29 120V121H26ZM44 120V121H43ZM48 120V122H47ZM51 120V121H50ZM89 120V121H88ZM92 120V122H91ZM95 120V122H94ZM101 120V121H100ZM102 120H106L107 123L106 125L104 124V122H102ZM114 120V122H113ZM126 120V121H125ZM129 120V121H128ZM132 120V121H131ZM147 120V121H146ZM176 120L179 122L180 120L181 123L176 122ZM207 120V121H206ZM221 123H218L219 121ZM226 120V121H225ZM242 120H244L242 122ZM5 121V122H4ZM41 121V122H40ZM99 121V122H98ZM144 121V122H143ZM217 121V122H216ZM232 121V122H231ZM236 121V122H235ZM246 121V123H245ZM9 122V123H8ZM15 122V123H14ZM26 122V124H25ZM35 122V123H34ZM51 122V123H49ZM111 122V123H110ZM184 124H183V123ZM207 122H210L209 124H206ZM216 122V124H215ZM227 124H226V123ZM237 122H239L237 124ZM248 122H249V126H248ZM3 123L4 126H3ZM56 123V124H55ZM89 123V124H88ZM95 123V125H94ZM118 123V124H117ZM120 123V124H119ZM139 123V124H137ZM140 123H149L151 124L150 129H144V128H140ZM178 125H177V124ZM214 123V124H213ZM233 123V124H232ZM251 123V124H250ZM7 124V125H6ZM25 124V125H24ZM29 124V125H28ZM49 124V125H48ZM52 124V125H51ZM63 124V126H62ZM69 124V125H68ZM75 124L76 127H73ZM79 124V125H78ZM84 124V125H83ZM100 126H98V125ZM102 124V125H101ZM114 124H117L114 126ZM134 124V125H133ZM181 124V125H180ZM195 124V125H194ZM226 124V125H225ZM237 124V125H236ZM244 124V125H243ZM22 125V126H21ZM26 125L28 127H26ZM34 125V127H33ZM38 125V126H37ZM66 125V126H65ZM68 125V126H67ZM93 125V126H92ZM108 125V126H107ZM206 125V126H205ZM214 125V126H212ZM231 125V126H228ZM234 125L236 127H234ZM239 125V126H238ZM61 126V127H60ZM71 128H70V127ZM102 126V127H101ZM111 126V127H110ZM118 128H117V127ZM120 126L122 128H120ZM130 126V127H129ZM179 126V127H178ZM203 126V127H202ZM216 126L218 128H216ZM238 126V127H237ZM252 126V127H250ZM1 127H4L3 129H1ZM7 127V128H6ZM10 127V128H9ZM18 127V128H17ZM81 128V132L82 136L84 135V137L82 138V140L79 141L80 147H78L75 150H68L65 153H67L68 155H66L67 157H69L71 160L74 159L73 164H75L78 159L82 160V158L84 159L82 160V166H87V167H82L81 164L79 166L80 169L83 171V175H77L79 178L82 177V179H74V180H70L69 175L71 172L64 173L62 172V164L57 163L56 165V173L57 175L59 174V176L56 175V173H53L50 166L53 162L55 163L56 160H61L63 157V148L61 146V140L62 135L64 133H70L73 132L74 129L76 128ZM84 127V128H83ZM86 127V128H85ZM96 127V128H94ZM109 127V128H108ZM125 127V128H124ZM128 127V128H127ZM173 127V128H172ZM226 127V128H223ZM250 127V128H249ZM23 128V129H22ZM27 128V129H26ZM56 128V129H55ZM59 128V129H58ZM61 128V129H60ZM88 128H90L88 130ZM172 128V129H171ZM203 128V129H202ZM204 128L205 132H204ZM209 128V129H208ZM213 128V129H212ZM232 128V129H231ZM22 129V130H20ZM31 129V130H30ZM39 129V130H38ZM55 129V130H54ZM69 129V130H68ZM73 129V130H71ZM94 129V130H93ZM110 129V130H109ZM211 129V130H210ZM216 129V130H215ZM220 132H216L219 131ZM223 129V130H222ZM225 129V130H224ZM226 129H228L226 131ZM234 132L230 133V130ZM248 129V130H247ZM3 130V131H2ZM25 130V131H23ZM29 130V131H28ZM47 130V131H46ZM54 130V131H51ZM64 130V131H63ZM89 133H87V131ZM92 130V131H90ZM121 130V131H120ZM124 130V132H123ZM127 130V131H126ZM174 130V131H173ZM208 130V131H207ZM215 130V131H213ZM251 130V131H250ZM2 131V132H1ZM7 131V132H6ZM11 131V132H10ZM18 131V132H17ZM36 133V135H34V133ZM39 131V132H38ZM42 131V132H40ZM101 131V132H100ZM107 131V132H106ZM109 131V132H108ZM112 131V133H111ZM114 131V132H113ZM135 133H134V132ZM149 131V134H147ZM190 131V132H189ZM252 131L255 133H252ZM24 132V133H23ZM31 132V133H30ZM44 132V135H43ZM120 132V133H119ZM131 134L129 135L128 134ZM133 132V133H132ZM202 132H204L203 134H205L203 136V134H201ZM209 132V133H208ZM215 132V134L213 135V133ZM229 132V133H228ZM13 133V134H12ZM30 133V134H29ZM38 133V134H37ZM97 133V135H96ZM99 133V134H98ZM127 133V135H126ZM143 133V134H142ZM206 133L207 137H206ZM212 133V135L210 134ZM221 133V134H220ZM5 134V135H4ZM8 134V135H7ZM19 134V135H18ZM27 134V136L25 135ZM33 134V135H32ZM52 134V135H51ZM62 134V135H61ZM115 135V138L114 135ZM120 135V137H118ZM137 134V135H136ZM198 134V135H197ZM230 134H232L231 136H229ZM12 135V137H11ZM23 135V136H22ZM25 135V136H24ZM50 135V136H49ZM57 135V136H56ZM60 135V136H59ZM94 135V136H92ZM105 135V136H104ZM109 135V136H108ZM142 135V136H141ZM146 135V136H145ZM216 135H219L216 136ZM8 136V137H7ZM33 136V138H32ZM64 136V135H63ZM88 136V137H87ZM101 136V137H100ZM112 136V137H110ZM122 136V137H121ZM138 136V137H137ZM215 136V138H214ZM221 136V137H220ZM223 136V138H222ZM7 137V138H4ZM18 139V142L16 141ZM28 137V138H27ZM36 139H35V138ZM39 137V139H38ZM48 137V138H47ZM50 137V138H49ZM55 137V138H54ZM97 137V138H96ZM101 138V139H98ZM145 137V139H144ZM196 137V138H195ZM204 137H206V139H208V145H205L202 140H204ZM2 138V140H1ZM4 138V139H3ZM9 138V139H8ZM23 138V139H22ZM29 138H32L31 140ZM41 138V139H40ZM54 138V139H52ZM113 138V139H112ZM121 138V139H120ZM124 138H126L127 140H125ZM143 138V139H140ZM219 138V139H218ZM230 138V139H229ZM13 139V140H11ZM15 139V141H14ZM26 139V140H24ZM50 141H49V140ZM61 139V140H60ZM86 139V142H84ZM116 139V140H114ZM123 139V142H121ZM133 139V140H132ZM138 139V140H136ZM217 140V143H215V140ZM222 139V140H221ZM28 140V141H27ZM33 140L35 141V143H33ZM88 140V141H87ZM98 140V141H97ZM104 142H103V141ZM108 140V141H107ZM110 140V141H109ZM140 140V141H139ZM145 140V141H144ZM229 140V141H228ZM261 142H259V141ZM40 141V142H39ZM42 141V142H41ZM44 141V142H43ZM91 141V142H90ZM93 141V142H92ZM106 141V142H105ZM120 141V142H119ZM129 141V142H128ZM181 141V142H179ZM222 141V142H221ZM226 141V142H225ZM10 142V143H9ZM23 142V144H22ZM37 142V143H36ZM103 142V143H102ZM116 142V143H115ZM119 142V143H118ZM139 142V143H138ZM145 142V143H144ZM221 142V143H220ZM225 144H224V143ZM231 142V143H230ZM30 143V144H29ZM43 143V144H41ZM110 143V144H109ZM121 143V144H120ZM144 143V144H142ZM199 143V144H197ZM202 143V144H201ZM212 143V144H211ZM224 148L219 146V144ZM233 143V145H231ZM5 144V145H4ZM8 144V148L7 145ZM19 144V147L17 146ZM29 144V145H28ZM36 144V145H35ZM51 144V145H50ZM58 144V145H57ZM88 144V145H87ZM92 144V147L91 145ZM101 144V145H100ZM128 144V145H126ZM197 144V145H196ZM9 145H12L11 147ZM24 145V146H22ZM33 145L34 147L31 148V146ZM53 145V146H52ZM56 145V146H55ZM98 145V146H97ZM119 145V146H117ZM122 147H121V146ZM201 145V146H200ZM225 145V146H224ZM230 145V146H229ZM29 146V148H28ZM40 146V147H39ZM48 146V147H47ZM52 146V147H50ZM94 146V147H93ZM117 146V149H116ZM128 146V147H127ZM134 146V147H133ZM141 146V147H140ZM198 146V147H195ZM206 146L208 149H206ZM211 146V147H209ZM214 146V148H212ZM215 146L217 148H215ZM10 147V148H9ZM21 147V148H20ZM38 147V148H37ZM59 147V149H58ZM97 147V148H96ZM99 147V149H98ZM103 147V149H102ZM107 147V148H106ZM137 147V149H136ZM140 147V148H139ZM35 148V149H34ZM46 148V149H45ZM90 148V150H89ZM113 148V149H112ZM122 148V149H121ZM170 148V149H169ZM174 148V149H173ZM197 148V151H196ZM201 150L199 151L198 150ZM204 148V149H203ZM219 148V149H218ZM221 148V149H220ZM4 149H6L5 151H3ZM27 149V150H26ZM54 149V151L52 150ZM62 149V150H61ZM86 149V151L84 150ZM92 149V150H91ZM108 151H107V150ZM114 151H112V150ZM119 149V150H118ZM124 149V151H123ZM135 151H133V150ZM166 149V150H165ZM174 152H173V150ZM176 149V150H175ZM182 152H181V150ZM231 149V151H230ZM22 150V151H21ZM34 150V151H33ZM37 150V152H36ZM84 150V151H83ZM94 150V151H93ZM99 150V151H98ZM101 150V151H100ZM111 150V151H110ZM168 150V151H167ZM184 150V151H183ZM190 150V152H189ZM208 150V151H207ZM211 150V151H210ZM15 151H18L17 153ZM27 151V153H25ZM29 151V152H28ZM43 151V152H42ZM48 151V152H47ZM89 151L91 153H89ZM104 151H105V155H104ZM121 151V153H120ZM128 151V152H127ZM203 151V152H202ZM207 151V152H205ZM226 151V152H225ZM228 151V154H227ZM3 152V153H2ZM6 152V153H5ZM11 152V153H10ZM14 152V154H13ZM35 154H34V153ZM39 152V153H38ZM42 152V153H41ZM72 152V153H71ZM77 152V153H76ZM81 152V153H80ZM84 152V153H83ZM87 152V153H85ZM95 152V153H93ZM124 152V153H123ZM159 152V153H158ZM168 152V153H167ZM171 152V155H170ZM192 152V153H191ZM2 153V155H1ZM9 153V154H8ZM22 153V154H20ZM30 153V154H29ZM33 153V154H32ZM41 153V154H40ZM48 153V154H47ZM57 153V154H55ZM62 153V154H61ZM109 153V154H107ZM113 153V154H112ZM118 153V155H117ZM120 153V154H119ZM126 153V154H125ZM132 153V155H130ZM135 153V154H134ZM136 153L138 155H136ZM157 153V154H156ZM162 153V154H161ZM166 158L168 160V162L171 164H168L166 158L164 157L166 154ZM173 153V154H172ZM186 153V155L184 154ZM189 153V154H188ZM198 153V154H197ZM207 153V154H206ZM28 154V155H27ZM59 154V155H58ZM61 154V155H60ZM73 154V155H72ZM79 154V155H78ZM89 154V155H88ZM97 154V155H96ZM112 154V155H111ZM140 154V155H139ZM147 156H145V155ZM161 154V156H160ZM163 154H165L163 156ZM195 154V155H194ZM197 154V155H196ZM226 154V155H225ZM8 155V156H7ZM14 155V156H13ZM52 155V156H51ZM82 155V156H81ZM103 155V156H102ZM142 155V156H141ZM158 155V156H156ZM175 155V156H174ZM191 155V156H190ZM13 156V157H12ZM50 156V157H49ZM61 156V157H58ZM76 157V159L74 157ZM80 156V157H79ZM93 156V157H90ZM111 156V157H110ZM121 156V157H120ZM127 156V157H126ZM138 156V157H137ZM163 156V157H162ZM170 156V157H169ZM188 156V157H187ZM190 156V158H189ZM224 156V157H223ZM6 159H4V158ZM15 157V158H14ZM30 159H29V158ZM37 157V158H36ZM73 157V158H72ZM109 157V158H108ZM125 157V158H124ZM129 157V158H128ZM134 157V158H133ZM145 157L147 160H142V163H140L141 165L146 166L144 169L145 170H140L141 173V177H139L138 179L133 178V176L129 173L126 174V167L132 166L134 165L135 161L137 159ZM159 159H158V158ZM162 157V160H160ZM185 157V158H184ZM187 157V158H186ZM197 157V158H196ZM227 157V158H225ZM25 158H27L28 160H26ZM40 158V159H39ZM53 158V159H52ZM91 158V159H90ZM93 158V159H92ZM98 158V159H96ZM103 158V159H102ZM114 158V159H113ZM122 158V159H121ZM133 158V159H132ZM149 158V159H148ZM176 158V159H175ZM180 160H179V159ZM183 158V159H182ZM26 160L27 163H24V161L21 160ZM44 160L45 162H48L46 167H37V162ZM51 159V161H50ZM95 159V160H94ZM107 159L110 160L107 162ZM116 159V161H114ZM119 159V160H117ZM127 159V161H126ZM135 159V160H134ZM156 159H158L156 161ZM183 161H182V160ZM2 160V161H1ZM6 162H5V161ZM15 160V161H14ZM36 160V161H35ZM49 160V161H46ZM80 160V161H81ZM122 160V161H121ZM134 160V161H133ZM171 162H170V161ZM177 160H179L177 162ZM198 160V161H196ZM53 161V162H52ZM65 160H63L64 162ZM89 161V162H88ZM92 161V162H91ZM126 161V164H125ZM3 162H5L3 165ZM10 162V163H9ZM14 162H16L17 164H15ZM87 162V163H85ZM91 162V163H90ZM107 162V163H104ZM120 162V163H119ZM174 162V163H173ZM185 162V164H184ZM193 162V163H192ZM12 163V165H11ZM21 163V164H20ZM33 163V164H32ZM62 163V162H61ZM84 163V164H83ZM95 163V165H94ZM99 163V164H98ZM115 163V164H114ZM163 163V165H162ZM165 163V166H164ZM182 163V164H181ZM197 163V164H196ZM15 164V165H14ZM19 164V165H18ZM93 166H92V165ZM101 164V165H100ZM113 164V165H112ZM120 164V165H119ZM160 164V165H159ZM167 164V165H166ZM179 164V165H177ZM194 164V166H193ZM31 165V167H30ZM53 165V164H52ZM51 165V166H52ZM119 165V166H118ZM126 165V167L124 166ZM175 165V166H174ZM189 165V166H188ZM192 165V167H190ZM197 165V166H196ZM251 165V166H250ZM6 166V167H5ZM10 166L9 169L6 170V168ZM16 166V169H15ZM25 166V167H24ZM33 166V167H32ZM91 166V167H90ZM98 169H97V167ZM137 166V165H136ZM136 166H135V170H136ZM162 166V167H161ZM174 170H172L170 167ZM174 166V168H173ZM176 166H178L176 168ZM188 169H186L187 167ZM5 167V169H4ZM23 167V168H22ZM35 167V168H34ZM88 167H90L88 169ZM102 167V168H101ZM119 167L121 168V170L119 169ZM124 167V168H123ZM162 169H161V168ZM184 167V170H183ZM253 167V168H252ZM21 168V170H20ZM26 168V169H25ZM85 168V169H84ZM93 168V170H92ZM95 168V169H94ZM165 168V170H164ZM176 168V171H175ZM196 168V169H195ZM200 171H198V169H200ZM31 169V170H30ZM84 169V170H83ZM109 169V170H108ZM113 169V170H112ZM191 169V170H190ZM12 170V171H11ZM19 170V171H17ZM43 172V175L41 177H38L37 175H39V173L41 171ZM44 170V171H43ZM47 170V171H46ZM115 170V171H114ZM123 170V171H122ZM163 170V171H162ZM187 170V171H186ZM8 171V172H7ZM11 171V172H10ZM17 171V172H16ZM31 171V172H30ZM37 173H36V172ZM88 171V172H87ZM99 171V172H98ZM102 171V172H101ZM105 171V172H104ZM155 171V172H154ZM165 171V172H164ZM167 171V172H166ZM171 171V172H170ZM189 171V173H188ZM195 171V172H194ZM197 171V172H196ZM202 171V172H201ZM16 172V174H15ZM46 172V173H44ZM94 172V173H93ZM97 172V173H96ZM117 172V173H116ZM159 172V173H157ZM162 172V173H161ZM174 172V173H173ZM180 172V173H179ZM185 172V173H184ZM191 172V173H190ZM194 172V173H193ZM202 175H199L200 173ZM251 172V173H250ZM3 173V174H2ZM5 173V175H4ZM7 173V174H6ZM12 173V174H11ZM20 175H19V174ZM33 175H31V174ZM62 173V174H61ZM87 173V174H85ZM103 176H101L102 174ZM110 173V174H109ZM116 173V174H115ZM145 173V174H144ZM166 173V174H164ZM173 173V174H172ZM176 173V174H175ZM182 173V175H181ZM199 178L203 179H198ZM256 177H252L253 174ZM94 176V178H92V176ZM94 174V175H93ZM106 174V175H105ZM115 177H114V175ZM119 174L121 177H119ZM164 174V175H163ZM168 174V175H167ZM179 174V175H177ZM252 174V176H251ZM19 175V176H17ZM28 175V176H27ZM30 175V176H29ZM35 175L37 177H35ZM45 175V176H44ZM66 175V177H64ZM96 175L100 176V180L102 181H98L99 180V176L97 177ZM105 175V176H104ZM154 175V177H153ZM159 175V177H158ZM174 175V176H173ZM186 175V176H185ZM189 175V176H188ZM193 178H192V176ZM16 176V177H15ZM26 176V177H25ZM44 176V177H43ZM48 176V178L46 177ZM86 176V177H85ZM91 176V177H90ZM109 176L111 177L110 179ZM113 176V177H112ZM156 176V178H155ZM166 176V177H165ZM173 176V177H172ZM183 176V177H182ZM188 176V178H186ZM195 176H197V179L195 178ZM252 177V178H249ZM19 177V179L17 178ZM23 177V178H22ZM30 177V179H28ZM52 177V178H50ZM63 179H62V178ZM84 177V178H83ZM90 177V179H89ZM108 177V178H106ZM125 177V178H124ZM165 177V178H164ZM172 177V178H171ZM204 177H207V180L204 179ZM7 178V179H6ZM17 178V179H16ZM35 178V179H34ZM37 178V179H36ZM41 178V179H40ZM56 178V179H55ZM72 178V177H71ZM86 178V181H85ZM92 178V179H91ZM123 178V179H122ZM129 178V179H128ZM132 178V179H131ZM141 178V179H140ZM147 179V183L145 180ZM154 178V180H153ZM247 178V179H246ZM263 178V179H262ZM3 179V181H2ZM17 180V184L14 182H9L11 180ZM49 179V180H48ZM90 181H88V180ZM94 179V180H93ZM104 179V180H103ZM113 179V180H112ZM116 181H115V180ZM118 179V180H117ZM150 179V180H149ZM174 179V180H173ZM194 179V180H193ZM197 180V183H199L197 185V188L194 184V182ZM250 179V180H249ZM254 179V181L252 180ZM28 180V181H26ZM30 180V181H29ZM33 180V182H32ZM48 180V181H46ZM70 180V181H68ZM112 180V182H111ZM181 180V181H179ZM206 180V181H205ZM245 180V181H244ZM249 180V183L248 182ZM258 180V182H257ZM37 181V182H36ZM44 181H46L47 183H44ZM50 181V182H49ZM52 181V182H51ZM72 181V182H71ZM74 181V183H73ZM76 181V182H75ZM83 181V182H82ZM95 181V182H94ZM108 181V183L106 182ZM114 181L117 183H114ZM119 181L122 182L119 184ZM127 181V183H126ZM130 181V182H128ZM134 181V182H133ZM137 181V182H136ZM141 181V182H140ZM156 181V182H155ZM193 181V182H192ZM200 181V182H198ZM208 181V182H207ZM244 181V183H243ZM260 181V182H259ZM3 182V183H2ZM8 182V183H7ZM23 182V183H22ZM29 182V183H28ZM60 184H59V183ZM69 182V184H68ZM86 182V183H85ZM101 182V183H100ZM111 182V183H109ZM125 182V183H123ZM144 182V184H143ZM152 182H154V184H152ZM203 182V183H202ZM255 184H253V183ZM20 186H19V184ZM55 183V184H52ZM67 183V184H66ZM79 183V185H78ZM98 184V186L95 185H91V184ZM106 183V186H105ZM147 183V184H145ZM157 183V185H156ZM183 183V184H182ZM205 183V184H204ZM207 183L208 186L206 185ZM261 183V184H259ZM5 184V185H4ZM38 184V185H37ZM52 184V185H51ZM58 184V185H57ZM72 184V185H71ZM75 184V185H74ZM83 184V185H82ZM100 184V185H99ZM108 184V185H107ZM130 184V185H129ZM143 184V186H142ZM149 184H151L149 186ZM190 184V185H189ZM200 184H202L200 186ZM204 184V187H202ZM247 184V185H246ZM257 184V188H253L254 185ZM259 184V185H258ZM4 185V186H3ZM7 185V186H6ZM16 185V186H15ZM24 185V187H23ZM26 185L28 187H26ZM31 185V186H30ZM46 185V186H44ZM56 185V188H54ZM70 185V186H69ZM88 185V187H87ZM102 185V188H101ZM110 185V186H109ZM153 185V186H152ZM160 190H159V187ZM189 185V186H188ZM193 185V186H192ZM206 185V186H205ZM210 185V186H209ZM249 185H251L252 187H250ZM262 185V186H260ZM2 186V187H1ZM13 186V189H12ZM43 186V187H42ZM67 186V187H65ZM83 186V187H82ZM116 188H113V187ZM120 186V187H119ZM122 186V187H121ZM129 188H128V187ZM134 186V188H133ZM146 186V187H145ZM155 186V187H154ZM21 187V188H20ZM40 187V188H39ZM53 187V188H52ZM66 188V190L71 191L73 193L72 195V200L71 198L69 200H65L62 197V192L65 191L62 190L60 197L54 193L55 190H60L61 188ZM71 187V188H70ZM74 187V188H73ZM87 187V188H86ZM93 187H95L93 189ZM97 187V188H96ZM105 187V188H104ZM127 187V188H126ZM143 187V188H142ZM150 187V188H149ZM153 187V188H152ZM164 187V188H163ZM166 187H168L166 190ZM187 187V189H186ZM190 187V188H189ZM198 190H195V188ZM199 187V188H198ZM203 188L204 192L202 189ZM208 187V188H206ZM215 190H214V188ZM245 187V188H244ZM247 187V188H246ZM249 187V188H248ZM16 188V189H15ZM29 188V189H28ZM35 188V189H34ZM82 188V189H81ZM104 188V189H103ZM112 188V189H110ZM125 188H126V193L125 192ZM148 188V190H147ZM170 188V189H169ZM28 189V190H27ZM39 189V190H38ZM78 189V190H77ZM86 191H85V190ZM91 189V190H90ZM114 189V190H113ZM121 189V190H120ZM143 189V190H142ZM146 189V191H145ZM150 189H152V192H150ZM156 189V190H155ZM162 189V191H161ZM186 189V190H184ZM190 191H189V190ZM209 189V190H208ZM260 189V190H258ZM2 190H6V191H2ZM10 190V191H9ZM22 190V191H21ZM25 190V192L23 193V191ZM74 190V192H73ZM81 190V193H80ZM90 190V191H89ZM102 193H100L101 191ZM106 192H105V191ZM109 190V191H108ZM118 193L115 194V191ZM120 190V191H119ZM133 190V191H132ZM139 190V191H138ZM158 190V191H157ZM172 192H171V191ZM179 190V191H178ZM189 192H188V191ZM191 190H193L191 192ZM195 190V192H194ZM210 190H212L211 192H209ZM250 193L252 192L254 196L250 195V193H248L247 191ZM255 190V191H254ZM8 191V193H7ZM12 191V192H11ZM31 194H30V192ZM34 191V192H33ZM40 191L42 192V194L40 193ZM78 191V192H77ZM84 191V192H83ZM92 191V193H91ZM129 191V192H128ZM131 191V192H130ZM137 191V192H136ZM145 194H144V192ZM148 191V192H147ZM160 191V192H159ZM169 192V193H164L163 192ZM177 191V192H176ZM185 191V197L184 194L183 196L181 195L183 192ZM188 193H187V192ZM197 191V192H196ZM203 191V193H202ZM244 191V192H243ZM262 191V192H261ZM6 192V193H5ZM21 192V193H20ZM33 192V193H32ZM38 192V193H37ZM76 192V193H75ZM87 192V193H86ZM88 192L89 195H88ZM97 192V193H96ZM112 192V193H111ZM142 192V193H141ZM157 192V194H156ZM175 192V194H174ZM243 192V193H242ZM246 192L249 194H246ZM259 192V193H258ZM4 193V194H3ZM11 193V194H10ZM13 193V194H12ZM37 193V195H36ZM54 195H53V194ZM80 193V194H79ZM94 193V194H93ZM122 193V194H120ZM129 193V194H128ZM133 193V195H132ZM147 193V194H146ZM149 193V194H148ZM179 193V194H178ZM181 193V194H180ZM191 195H190V194ZM194 193V194H193ZM198 195H197V194ZM200 193V194H199ZM204 193H207L206 195ZM242 193V195H241ZM251 193V194H252ZM257 193V194H256ZM263 193V194H262ZM27 194V195H26ZM50 194L52 195L50 198ZM77 196H76V195ZM81 198H80V196ZM82 194V195H81ZM91 194V195H90ZM102 194V196H101ZM112 194V195H110ZM137 194V195H136ZM142 194V195H141ZM168 194V195H167ZM169 194L171 195V197H169ZM173 194V195H172ZM189 194V195H188ZM212 194V195H211ZM245 196H244V195ZM260 196H259V195ZM16 197H15V196ZM40 195V196H39ZM44 195V196H43ZM47 195H49V199L47 197ZM119 195V196H118ZM121 195V196H120ZM123 195V197H122ZM127 195V196H126ZM150 195V196H149ZM177 195V196H176ZM187 195V196H186ZM196 198H194V196ZM203 195V197H202ZM205 195V196H204ZM210 195V197H209ZM257 195V196H256ZM5 196V197H4ZM8 196V197H7ZM24 196V197H23ZM31 196V197H30ZM37 197L39 199H42L44 202H46V210L45 213H50V211H55V213L53 215H45L44 212L40 211V208L42 206H39L41 204V202L38 200V198H35V201L33 200L34 197ZM43 196V197H42ZM87 196V197H86ZM92 196H94L95 198H92ZM116 196V198H115ZM176 196V197H174ZM193 196V197H192ZM214 196V197H213ZM218 196V198L216 197ZM233 197L232 199H230L229 197ZM243 196V198H242ZM251 196V197H250ZM257 198H256V197ZM259 196V197H258ZM10 197V198H9ZM59 199H58V198ZM90 197V198H89ZM121 197V198H118ZM174 197V198H173ZM191 197V198H188ZM202 197V200L200 199ZM209 197V198H207ZM228 197V199H227ZM241 197V198H240ZM246 197V199H245ZM251 199H250V198ZM4 198V199H2ZM7 200H6V199ZM13 198V199H12ZM16 198V201H14ZM23 198V199H22ZM28 198V199H27ZM30 198V199H29ZM45 198V200H44ZM79 198V199H77ZM84 198V199H82ZM89 198V199H88ZM99 198V199H98ZM101 198V199H100ZM123 198V199H122ZM161 198H163V201L161 200ZM165 198V199H164ZM177 198V199H176ZM180 198V199H179ZM183 198V199H182ZM194 198V199H193ZM225 198L228 200L229 205H224L227 200H225ZM237 198V199H235ZM250 200H249V199ZM259 198V199H258ZM20 199V200H19ZM48 199V200H47ZM52 199V200H50ZM62 199L63 203L60 202ZM64 199V200H63ZM87 199V200H86ZM113 199V200H112ZM116 199V200H114ZM123 201V203L120 201ZM170 199V200H168ZM179 199V200H178ZM184 199H185V203H184ZM190 199H192L191 203H190ZM198 199V202H196ZM203 199H206V202L204 200V203L202 202ZM210 201H209V200ZM214 199V200H212ZM220 201H218V200ZM234 199V200H233ZM241 199V200H240ZM243 199V200H242ZM245 199V200H244ZM255 199L257 200V202L255 201ZM12 200V201H11ZM23 200V202H22ZM30 201H34L33 202V208L36 210V208H38V211L33 210V225L31 223L30 220H28L27 217H29V213L25 212V205H27V203ZM56 200V201H55ZM80 200H84L82 201L83 204L81 205ZM169 202H168V201ZM178 200V201H177ZM182 200L181 204H179V202ZM189 200V201H187ZM195 200V201H193ZM201 200V201H200ZM208 200V201H207ZM216 200V201H215ZM225 200V202H224ZM252 200V202H251ZM9 203H8V202ZM21 201V202H19ZM48 201L51 205L48 206ZM55 201V203H54ZM71 201V202H70ZM89 201V203H88ZM92 201V202H91ZM112 201V202H111ZM211 201H214L215 203H212ZM231 201V202H230ZM236 201V202H235ZM238 201V202H237ZM241 201V202H240ZM244 201V202H242ZM254 201V202H253ZM5 202V203H4ZM7 202V203H6ZM17 202V204H16ZM59 202V203H58ZM69 202V203H68ZM76 202V203H75ZM97 202V203H96ZM164 202V203H163ZM166 202V203H165ZM194 204H193V203ZM200 202V203H199ZM209 202V203H207ZM211 202L212 207L209 205ZM217 202V203H216ZM223 202V203H221ZM227 202V203H228ZM247 202V203H246ZM261 202V203H260ZM53 203V204H52ZM66 203V204H65ZM73 203V204H72ZM87 203V204H86ZM92 203V204H91ZM95 203V205H94ZM114 203V204H113ZM154 203H157L156 201ZM178 203V204H177ZM184 203V204H183ZM188 203V204H186ZM203 203V204H202ZM207 205H206V204ZM219 203H221L220 205H222V210L221 207L219 205ZM226 203V204H227ZM232 203V204H230ZM235 205H234V204ZM239 203V204H238ZM242 203V204H241ZM248 205H245V204ZM254 203V204H253ZM39 204V205H38ZM57 204V205H56ZM63 204V205H62ZM80 204V205H79ZM90 204V205H88ZM115 204H117L118 206H120V204H122V207H118L117 205L115 207ZM127 204V203H126ZM182 204L184 206H182ZM191 204V206L189 205ZM197 204V205H195ZM218 204V206L215 205ZM244 204V205H243ZM251 204V205H249ZM258 204V205H257ZM4 205V206H3ZM11 205V206H10ZM14 205V206H13ZM17 205V206H15ZM37 205V206H36ZM54 205V206H52ZM60 205V206H59ZM65 207H62V206ZM70 206L69 208L66 206ZM151 205V204H150ZM181 206L184 207L183 210L180 208V211L182 212L183 216H181V212L179 211V208ZM186 205L189 207H186ZM200 205V206H198ZM202 205V206H201ZM206 205V208L204 207ZM214 205V206H213ZM232 205L234 206V208H232ZM237 205V206H236ZM238 205H239V209L242 210V212L238 209ZM24 206V207H23ZM53 208H51V207ZM76 206V207H75ZM79 206V207H77ZM88 206V207H87ZM97 206V207H95ZM117 208L116 210L111 208ZM159 206V208H158ZM225 206V207H224ZM229 206V207H228ZM251 206V207H249ZM256 206V208H255ZM19 207V208H18ZM90 207V208H89ZM101 207V208H100ZM161 207V209H160ZM172 207H175V210H173ZM187 209H186V208ZM214 207V209H212ZM215 207L216 210H215ZM224 208H226L225 213H224ZM237 207V209L235 208ZM247 207V208H246ZM261 207V209H260ZM16 208V209H15ZM49 208V209H48ZM58 208H60V210H58ZM79 208V209H78ZM93 208V209H92ZM97 212L95 209H97ZM100 208V209H99ZM121 208V209H120ZM123 208V210H125L126 208H128L129 210L127 211L129 213V215L126 213V211H121ZM192 208V209H191ZM200 210L202 211H199ZM228 208V209H227ZM230 208V209H229ZM244 208V209H243ZM251 208V210H250ZM253 208V210H252ZM13 212H11V215L6 214V212L8 210H10ZM53 209V210H52ZM56 209L58 212H60L61 214V218L64 219L62 220L63 222H60V230H58L59 234H62L63 237H67L66 239H68V241H64L65 243H62L59 246V250L54 253L51 252L50 254L48 253L47 255L40 256L37 254H40L41 252H45V241H46V233L42 230V228L45 229V225H51L53 223H56ZM68 209V210H67ZM218 209V210H217ZM234 210L236 213H238L240 211V213L243 214H236L234 211L230 210ZM249 211H248V210ZM7 210V211H6ZM21 210V211H20ZM93 212V213H89ZM101 210V211H100ZM107 210V211H105ZM127 210V209H126ZM159 210V211H158ZM165 210V211H163ZM185 210L188 212H185ZM212 210V211H211ZM258 210V211H257ZM261 210V211H260ZM6 211V212H5ZM35 211V212H34ZM49 211V212H48ZM63 211V212H62ZM69 211V212H67ZM80 211V212H79ZM95 211V212H94ZM115 211H121V215L120 213H117ZM160 215H159V213ZM191 211V212H190ZM193 211V212H192ZM198 211V212H197ZM207 211V212H205ZM245 211V212H243ZM3 212V213H2ZM31 212V211H30ZM74 214H73V213ZM88 214H87V213ZM104 212V214H103ZM163 212V214H162ZM165 212V213H164ZM167 212V213H166ZM178 214L176 215L175 214ZM180 212V214H179ZM199 212H201L199 214ZM214 213L210 215L213 216H209V213ZM233 212V214H231ZM248 212V213H246ZM255 212H258L257 214ZM260 212V215H259ZM2 213V214H1ZM36 213V214H35ZM39 216H38V214ZM80 213V214H79ZM107 213V214H106ZM110 215H109V214ZM124 222L126 221H130L129 225H127L126 223H122L123 221L120 220L119 218L122 217V214L125 215ZM158 213V214H157ZM229 213V214H228ZM6 214V216L4 215ZM13 214V215H12ZM26 214V215H25ZM71 214V215H70ZM86 216H84V215ZM96 214V216L94 215ZM114 214V215H113ZM132 214V216H131ZM171 217H169V215ZM188 214V215H186ZM193 214V215H190ZM199 214V215H198ZM206 216H204V215ZM227 214V215H226ZM235 214V215H234ZM15 215L16 218H14L13 216ZM28 215V216H27ZM74 215L76 217H74ZM83 215V216H82ZM99 215V216H98ZM108 215V216H107ZM120 215V216H119ZM168 215V216H167ZM203 217H202V216ZM214 215H216L214 218ZM230 215V217L228 216ZM238 215V216H236ZM260 217H259V216ZM38 216V219H37ZM67 216V217H66ZM70 216V217H69ZM78 216V217H77ZM88 216V217H87ZM112 216V217H111ZM119 216V217H118ZM134 216V217H133ZM160 218H159V217ZM166 216V218H165ZM174 216H176L177 218H175ZM180 216V217H179ZM198 216H201L200 219L198 218ZM236 216V217H235ZM244 216V217H243ZM246 216V217H245ZM253 216V217H252ZM262 216V217H261ZM27 219H26V218ZM64 217V218H63ZM69 217V218H68ZM86 217V218H85ZM91 217V218H89ZM93 217V219H92ZM116 217V218H115ZM124 217V216H123ZM128 217V218H127ZM163 217L165 219H163ZM183 217V218H182ZM192 217V218H190ZM232 217V218H231ZM251 217V218H249ZM256 219H255V218ZM26 220L24 221L23 220ZM66 218H68L66 220ZM75 218V219H74ZM78 218V220H77ZM132 218V219H130ZM158 218V219H157ZM169 218H171L173 220V222L170 220H168ZM175 218V219H173ZM180 218V219H179ZM214 218V219H213ZM234 218H236L235 220H233ZM5 219V220H4ZM7 219V221H6ZM9 219V220H8ZM11 219V220H10ZM13 219V220H12ZM37 219V221H36ZM72 219V220H71ZM74 219V222H73ZM116 219V220H115ZM118 219V220H117ZM129 219V220H127ZM134 219V220H133ZM163 219V220H162ZM186 219V221L184 222L183 220ZM240 219V220H239ZM243 219V220H242ZM262 219V221H261ZM72 226L76 225L77 227H81V228H77L79 230L80 235H78L76 237V239L73 241V244L71 241L69 234L71 232V229L69 228V223L70 221ZM77 220V221H76ZM80 220V221H79ZM92 220V221H91ZM115 220V221H114ZM167 220V221H166ZM178 220V221H177ZM180 220V221H179ZM182 220V221H181ZM234 223V226L230 229L231 231L235 230V235H233L231 233V231L228 229L229 222ZM238 220V221H237ZM243 222H242V221ZM249 220V221H248ZM251 220V222H250ZM3 223H2V222ZM18 221V222H17ZM67 221L69 222L67 224ZM83 221V224H81ZM118 221V222H117ZM197 221V222H196ZM200 221V222H199ZM201 221H203L204 223H201ZM218 225H217V222ZM236 225H235V222ZM247 221V223H246ZM253 221V223H252ZM260 221V222H259ZM27 222V223H26ZM31 224H30V223ZM66 222V223H65ZM93 222V223H92ZM114 222H117L118 225ZM170 222V223H169ZM181 222H184L183 224ZM216 222V223H215ZM227 222V223H226ZM240 222L243 224V226H239ZM6 223V224H5ZM13 223V224H11ZM36 223V227H32L34 226V224ZM63 223V224H62ZM80 223V224H79ZM87 225H86V224ZM165 223V224H164ZM167 223V225H166ZM195 223V224H194ZM215 223V224H213ZM222 223V224H221ZM233 223L231 224V226L233 225ZM239 223V224H237ZM18 224V225H17ZM20 224V225H19ZM65 224V225H64ZM68 226H67V225ZM122 224H125V227H120L119 226ZM170 224V225H169ZM173 224V225H171ZM176 224V225H175ZM179 224V225H178ZM185 224V225H184ZM194 224V226H193ZM205 224L207 226H205ZM219 224L220 227H219ZM240 224V225H242ZM245 224V226H244ZM257 224V226H256ZM12 225H14L13 227H11ZM27 225V226H26ZM81 225V226H80ZM163 225V226H162ZM183 225V226H182ZM198 225H202L204 227H200ZM215 225V227L213 226ZM217 225V226H216ZM224 225H226L225 227L228 229V231L225 229ZM238 225V226H237ZM249 225V226H247ZM2 226V227H1ZM5 226V227H4ZM7 226V227H6ZM10 226V227H8ZM83 226V227H82ZM89 226V228H88ZM90 226L92 228H90ZM96 228H94V227ZM109 226V228H110ZM128 226V227H127ZM167 226V227H166ZM172 226V228H171ZM180 226V227H179ZM182 226V227H181ZM192 226L194 227L193 229H198V231L196 230L194 232V230H192ZM203 229V231H200L199 228ZM15 227V228H14ZM87 227V228H85ZM159 227V229L157 228ZM164 227V229H163ZM176 227V228H175ZM179 227V228H178ZM206 227V228H205ZM214 229H213V228ZM218 227V228H217ZM248 227V228H246ZM259 229H257V228ZM261 227V228H260ZM14 228V229H13ZM30 228V229H29ZM68 228V229H67ZM84 228V229H83ZM167 228L170 229L168 232L169 234L166 233L167 230H165ZM183 228V229H182ZM239 230H237V229ZM242 228V229H241ZM245 228V229H244ZM34 229V230H33ZM63 229L67 230V231H63ZM90 229V230H89ZM119 229V230H118ZM154 229L155 232H154ZM164 231H163V230ZM210 229V230H209ZM213 229V231L211 230ZM221 229V230H219ZM253 229V230H252ZM256 230V233L255 230ZM5 230V231H4ZM10 230V231H8ZM22 230V231H21ZM25 230V231H24ZM28 230V231H27ZM29 230L31 231L29 233ZM159 232H158V231ZM162 230V231H161ZM175 230H177V232H175ZM249 230H251L250 232H248ZM16 231V232H15ZM34 231L36 233H38L37 235V242L34 241L32 243V252H34V255H36L35 257L38 259H33V257H30V255H26L24 254L25 251H27V249L24 250V242L22 240L27 239V237L29 238ZM147 231V229H145V232ZM174 231V232H173ZM200 231V232H199ZM206 231V232H205ZM223 233H222V232ZM230 231V236L226 235L229 234ZM254 231V232H252ZM4 232V233H3ZM8 232V233H7ZM13 232V233H12ZM65 232V233H64ZM86 232V233H85ZM111 232V236H109ZM162 232V233H160ZM165 232V233H164ZM182 232V233H180ZM190 232H192V234H196L199 233L198 235L200 236L198 238L197 242V238L196 236L192 235ZM202 232V233H201ZM241 232V233H240ZM245 232L246 235L245 236ZM252 232V234H251ZM262 232V233H261ZM22 235H21V234ZM90 233V235H89ZM112 233L114 235H112ZM160 237L162 236V234H164L165 236L167 235L169 239H167V236L164 237L166 238V240L164 239V237L160 238L159 240V235ZM171 233V236H170ZM179 235H177V234ZM244 233V234H242ZM250 233V235L248 234ZM4 234V235H3ZM12 234V235H11ZM24 234V235H23ZM28 234V235H27ZM85 234V235H84ZM132 236H135V231L133 230L131 232ZM147 234V233H146ZM204 237H203V235ZM225 234V235H224ZM232 234V235H231ZM242 234V235H241ZM17 235V236H16ZM65 235V236H64ZM89 237H88V236ZM105 235V236H104ZM184 235V238L181 236ZM188 235V236H187ZM190 235V236H189ZM4 236V237H2ZM7 236V237H6ZM23 238H22V237ZM27 236V237H26ZM85 236V237H84ZM94 236V237H93ZM131 236V235H130ZM131 236V237H132ZM173 236L174 241L177 242H184L185 240H187V242L185 241L183 246H181V242L177 243V245L180 246H175V245H171L170 246V240H173V238H171ZM181 238V240L178 237ZM185 236H187L185 238ZM195 240H194V237ZM227 236V237H226ZM231 236H234L231 239ZM250 236V237H249ZM255 236V237H254ZM12 237V238H11ZM88 237V238H87ZM156 237V238H155ZM191 237V238H190ZM249 237V239L246 238ZM7 238V239H6ZM11 238V239H10ZM93 238V239H92ZM110 238V239H109ZM112 238V239H111ZM145 238V237H144ZM224 238H226L224 240ZM244 238V239H243ZM252 238V239H250ZM3 241H2V240ZM19 239V240H17ZM84 239L86 241H84ZM89 239V240H88ZM152 239H156V240H152ZM183 239H185L184 241H182ZM10 240V241H9ZM28 240V239H27ZM26 240V241H27ZM35 240V239H34ZM42 240V243H41ZM44 240V242H43ZM107 240V241H106ZM234 240V241H232ZM6 241V242H5ZM17 241V242H15ZM19 241V242H18ZM32 241H33V237H32ZM106 241V243H105ZM110 241V242H108ZM151 241V242H150ZM166 241V242H165ZM202 241V242H201ZM226 241V242H225ZM231 241V242H230ZM4 242V243H3ZM11 242V243H10ZM108 242V243H107ZM248 242V243H245ZM4 245H3V244ZM9 243V244H8ZM20 243V245H19ZM22 243V244H21ZM41 243V244H40ZM50 243V242H49ZM48 243V244H49ZM105 243V244H104ZM148 243V244H149ZM186 243V244H185ZM189 243V244H188ZM204 243V244H203ZM251 243V244H249ZM6 244V245H5ZM15 244V245H14ZM18 244V247H17ZM188 244V245H187ZM224 244V246H223ZM245 244V245H244ZM248 244V245H247ZM254 244L256 248H258V250H255V247L252 245ZM2 245V247H1ZM64 245V246H63ZM67 245V246H66ZM71 245H73V248H70ZM185 245V246H184ZM187 245V246H186ZM198 245H200L199 250L198 251ZM207 245V249L209 247V250L206 249ZM12 248H10V247ZM66 246V247H65ZM204 248H203V247ZM216 246V247H215ZM17 247V248H16ZM66 249H65V248ZM220 247V248H218ZM222 247V248H221ZM224 247V248H223ZM251 247V248H250ZM253 247V248H252ZM4 248V249H3ZM10 248V249H9ZM16 248V249H15ZM61 248V250H60ZM64 248V249H63ZM70 248V249H69ZM202 248V250H201ZM218 248V249H216ZM15 249V253H13V256L9 257V255H11L12 251ZM19 249V250H18ZM206 249V250H203ZM211 249V250H210ZM244 249V250H243ZM248 249V250H247ZM11 250V252L9 251ZM29 250V249H28ZM66 250V251H65ZM219 255H217V252ZM242 250V251H241ZM246 250V251H245ZM7 251V252H6ZM21 251V252H20ZM212 251V252H211ZM240 251V252H239ZM245 251V253H244ZM252 253H251V252ZM63 252L65 253V255L63 254ZM155 252V253H154ZM205 252H207L205 254ZM221 254H220V253ZM224 254H223V253ZM247 252V253H246ZM7 253V254H6ZM10 253V254H9ZM22 255H21V254ZM37 253V254H35ZM95 253V254H94ZM129 253H131L132 255H130ZM163 253V252H162ZM167 253H164L167 255ZM216 253V254H215ZM242 253V254H241ZM250 253V254H248ZM257 253V254H256ZM260 253V255L258 254ZM19 254V255H17ZM29 254V253H28ZM52 254V255H51ZM55 254V256H54ZM137 254V255H136ZM153 254H156V256ZM245 254V255H244ZM48 255H50L48 257ZM139 255H143L142 258L140 260H138L140 257ZM152 255V256H150ZM193 255V256H192ZM224 255V258H223ZM244 255V256H243ZM258 255V257H257ZM8 256V257H6ZM18 257V260L16 257ZM38 256V257H37ZM46 256V257H45ZM53 259H51L52 257ZM97 256V258H96ZM133 256V257H132ZM138 256V258H137ZM147 256V258H145ZM150 256V257H149ZM243 256V257H242ZM249 256V257H247ZM252 256V257H251ZM256 256V257H255ZM263 256V257H262ZM3 257V258H1ZM5 257V258H4ZM15 257V258H14ZM21 257V258H20ZM23 257H25L23 259ZM42 257V259H40ZM48 257V260L46 262V258ZM95 257V258H94ZM154 257L156 258L154 260ZM165 259H164V258ZM169 257V258H168ZM203 257V258H201ZM205 257V259H204ZM216 258V259H213ZM220 259H218V258ZM229 258V260L227 258ZM251 257V258H250ZM260 257V258H259ZM8 258V259H6ZM14 258V259H12ZM20 258V260H19ZM130 258V259H129ZM132 258V261H131ZM134 258V260H133ZM153 258V259H152ZM166 258L168 260H166ZM223 258V259H221ZM246 258V259H243ZM251 260V262L249 263V260ZM255 260H254V259ZM262 258V259H261ZM31 259V260H30ZM137 259V260H136ZM171 260V263L169 262ZM189 259V261H188ZM202 259V260H201ZM204 259V261H203ZM218 259V260H217ZM227 259V262L226 260ZM232 259V261H231ZM253 259V260H252ZM261 259V260H259ZM29 260V261H28ZM53 260V261H52ZM172 260H174L172 262ZM193 260V261H191ZM217 260V262H216ZM226 261V263L223 262ZM246 262H245V261ZM34 261V262H32ZM42 261V262H41ZM100 261V260H99ZM140 261V262H138ZM167 261V262H166ZM178 263H177V262ZM232 263H231V262ZM244 261V262H243ZM253 261V262H252ZM256 261V262H255ZM133 262V263H131ZM136 262V263H135ZM138 262V263H137ZM259 262V263H258ZM263 262V263H261ZM152 263V264H153Z\"/></svg>",
	"mask_w": 264,
	"mask_h": 264
},
{
	"label": "bare ground",
	"instance_id": "obj_2",
	"mask_svg": "<svg viewBox=\"0 0 264 264\" xmlns=\"http://www.w3.org/2000/svg\"><path fill=\"white\" fill-rule=\"evenodd\" d=\"M91 1H92V0H91ZM93 1H94V0H93ZM105 1L110 2V1H108V0H105ZM118 1H119V0H118ZM144 1H145V0H144ZM148 1H149V0H148ZM151 1H152V0H151ZM166 1H167V0H166ZM206 1H207V0H206ZM217 1H218V0H217ZM222 1H225V0H222ZM229 1H230V0H229ZM235 1H236V0H235ZM242 1H244V0H242ZM246 1H248V0H246ZM1 2H2V1H1ZM85 2H86V1H85ZM98 2H99V1H98ZM112 2H113V1H112ZM120 2H121V0H120ZM138 2H139V1H138ZM138 2L136 3V5H138ZM140 2H141V1H140ZM140 2H139V3H140ZM146 2H147V1H146ZM146 2H145V4H146ZM163 2H164V1H163ZM163 2H162V4H163ZM175 2H176V1H175ZM175 2H174V3H175ZM183 2H184V1H183ZM198 2H199V1H198ZM203 2H205V1H203ZM220 2H221V1H220ZM227 2H228V1H227ZM231 2H232V1H231ZM238 2H239V1H238ZM238 2H237V4H238ZM262 2H263V1L261 0V3H262ZM44 3H45V2H44ZM82 3H83V2H82ZM86 3H88V2H86ZM92 3H93V2H92ZM101 3H102V2H100V4H101ZM122 3H123V2H122ZM128 3H129V2H128ZM143 3H144V2H143ZM151 3H152V2H151ZM153 3H154V1H153ZM156 3H157V1H156ZM170 3H171V2H170ZM176 3H177V2H176ZM180 3H181V1H180ZM223 3H224V2H223ZM255 3L257 4V2H255ZM255 3H254V4H255ZM33 4H34V3H33ZM36 4L38 5V3H36ZM63 4H64V3H63ZM84 4H85V3H84ZM95 4H96V2H95ZM103 4H104V3H103ZM105 4H106V3H105ZM105 4H104V5H105ZM110 4H111V3H110ZM115 4H117V3H115ZM149 4H150V3H149ZM160 4H161V1H160ZM199 4H200V3H199ZM212 4H213V2H212ZM212 4H211V6H212ZM221 4H222V3H221ZM243 4H244V3H243ZM48 5H49V4H48ZM66 5H67V4H66ZM88 5H89V4H88ZM96 5H98V4H96ZM125 5H126V4H125ZM163 5L165 6V4H163ZM166 5L169 6V4H167V3H166ZM174 5L176 6V4H174ZM192 5H193V4H192ZM203 5H204V4H203ZM214 5H215V4H214ZM217 5H219V4H217ZM240 5H241V3H240ZM257 5H258V4H257ZM28 6H29V4H28ZM80 6H81V5H80ZM80 6H79V7H80ZM89 6H91V5H89ZM89 6H87V7H89ZM113 6H114V5H113ZM132 6H133V4H132ZM138 6H143V4H142V5H138ZM138 6H137V7H138ZM145 6H147V5H145ZM153 6H154V5H153ZM158 6H159V5H158ZM158 6H157V7H158ZM185 6H186V5H185ZM198 6H199V5H198ZM206 6H207V5H206ZM223 6H224V5H223ZM230 6H231V5H230ZM234 6H235V5H233L232 8H233ZM260 6H261V5H260ZM3 7H4V6H3ZM42 7H43V6H42ZM68 7H69V6H68ZM82 7H83V6H82ZM103 7H104V6H103ZM109 7H112V6L110 5ZM130 7H131V6H130ZM149 7H150V6H149ZM155 7H156V6H155ZM160 7H161V6H160ZM165 7H166V6H165ZM179 7H180V6H179ZM183 7H184V6H183ZM189 7H190V6H189ZM193 7H194V6H193ZM200 7H201V6H200ZM216 7H217V6H216ZM218 7H219V6H218ZM235 7H236V6H235ZM4 8H5V7H4ZM4 8H3V9H4ZM22 8H24V7H22ZM58 8H59V7H58ZM85 8H86V7H85ZM97 8H100V7L98 6ZM106 8H107V7H106ZM115 8H116V7H115ZM127 8H128V7H127ZM144 8H145V7H144ZM144 8H143V9H144ZM151 8H152V6H151ZM158 8H159V7H158ZM175 8H176V7H175ZM175 8H174V9H175ZM184 8H185V7H184ZM213 8H214V6H213ZM227 8H228V6H227ZM255 8H256V7H255ZM261 8H262V7H261ZM0 9H1V7H0ZM28 9H29V7H28ZM33 9H34V8H33ZM45 9H46V8H45ZM72 9H73V8H72ZM101 9H102V8H101ZM103 9H104V8H103ZM110 9H111V8H110ZM117 9H118V8H117ZM117 9H116V10H117ZM122 9H123V8H122ZM134 9H135V8H134ZM134 9H133V10H134ZM159 9H160V8H159ZM165 9H166V8H165ZM177 9L179 10L178 7H177ZM204 9H205V8H204ZM230 9H231V8H230ZM233 9H235V8H233ZM6 10H8V8H7ZM11 10H12V9H11ZM46 10H47V9H46ZM63 10H64V8H63ZM80 10H81V9H80ZM88 10H89V8H88ZM95 10H96V8H95ZM95 10H94V12H95ZM119 10H120V9H119ZM126 10H127V9H126ZM131 10H132V9H131ZM133 10H132V11H133ZM135 10H136V12H137V9H135ZM187 10H188V9H187ZM191 10H192V8H191ZM191 10L189 9V11H191ZM207 10H210V9H207ZM207 10H205V11L207 12ZM211 10H212V9H211ZM216 10H217V9H216ZM216 10H215V11H216ZM222 10H224V9H222ZM236 10H237V9H236ZM258 10H259V9H258ZM14 11H16V10H14ZM41 11H42V10H41ZM49 11H50V10H49ZM71 11H72V10H71ZM75 11H76V10H75ZM82 11H83V10H82ZM98 11H100V9H99ZM112 11H114V10H112ZM121 11H122V10H121ZM147 11H148V10H147ZM154 11H155V10H154ZM160 11H163V10H160ZM166 11H167V10H166ZM169 11H170V10H169ZM169 11H168V12H169ZM171 11H172V10H171ZM171 11H170V12H171ZM173 11H174V10H173ZM182 11H184V9H183ZM189 11H188V12H189ZM225 11H226V10H225ZM228 11H229V9H228ZM11 12H12V11H11ZM35 12H36V9H35ZM102 12H103V11H102ZM116 12H117V11H116ZM123 12H124V9H123ZM138 12H139V10H138ZM141 12H143V11H141ZM144 12H145V11H144ZM175 12H176V11H175ZM188 12H187V13H188ZM193 12H194V10H192V13H191V12H190V13L193 14ZM210 12H211V11H210ZM217 12H218V11H217ZM222 12H223V11H222ZM233 12H234V11H233ZM233 12H232V13H233ZM239 12H240V11H239ZM258 12H260V11H258ZM261 12H262V11H261ZM12 13H13V12H12ZM31 13H32V12L30 11V14H31ZM76 13H77V12H76ZM86 13H87V12H86ZM86 13H84V14H86ZM96 13H97V12H96ZM105 13H106V12H105ZM128 13L130 14L131 12H128ZM133 13H134V11H133ZM145 13H146V12H145ZM157 13H158V12H157ZM163 13H164V12H163ZM184 13H185V12H184ZM263 13H264V12H263ZM8 14H9V13H8ZM8 14H7V15H8ZM50 14H51V13H50ZM97 14H98V13H97ZM112 14H114V13H112ZM121 14H122V13H121ZM125 14H127V13H125ZM152 14H153V13H152ZM159 14H160V13H159ZM169 14H170V13H169ZM174 14H175V13H174ZM194 14L196 15V13H194ZM200 14H201V13H200ZM202 14H203V12H202ZM217 14H218V13H217ZM219 14H220V13H219ZM224 14L226 15L227 13H224ZM228 14H230V13L228 12ZM228 14H227V15H228ZM242 14H243V13H242ZM14 15H15V14H14ZM34 15H35V14H34ZM39 15H40V14H39ZM39 15H38V16H39ZM54 15H55V14H54ZM73 15H74V14H73ZM77 15H78V14H77ZM89 15H90V14H89ZM93 15H95V13H93L92 16H93ZM98 15H99V14H98ZM102 15H104V14H102ZM135 15L138 16L137 13H136ZM135 15H134V16H135ZM144 15H145V14H144ZM154 15H155V13H154ZM161 15H162V14H161ZM176 15H177V14H176ZM183 15H184V14H183ZM195 15H194V16H195ZM198 15H199V14H197V17H198ZM257 15H258V14H257ZM261 15H262V13H261ZM23 16H24V14H23ZM28 16H29V15H28ZM28 16H27V17H28ZM40 16H41V15H40ZM51 16H52V15H51ZM66 16H67V15H66ZM111 16H112V15H111ZM119 16H120V15H119ZM128 16H129V15H128ZM150 16H151V15H150ZM185 16H186V14H185ZM206 16H207V14H206ZM208 16H209V14H208ZM211 16H212V15H211ZM223 16H224V15H223ZM238 16H239V15H238ZM238 16L236 15V17H238ZM243 16H244V15H243ZM255 16H256V15H255ZM24 17H26V16H24ZM30 17H31V16H30ZM61 17H62V16H61ZM83 17H84V16H83ZM95 17H96V16H95ZM102 17H103V16H102ZM102 17H101V18H102ZM138 17H139V16H138ZM141 17H142V16H141ZM146 17H147V16H146ZM157 17H158V14H157ZM165 17H166V14H165ZM174 17H175V16H174ZM187 17H188V15H187ZM201 17H202V15H201ZM221 17H222V16H221ZM227 17L229 18L230 16H227ZM233 17H235V16H233ZM233 17H232V18H233ZM244 17H245V16H244ZM258 17H260V16H258ZM40 18H41V17H40ZM81 18H82V17H81ZM88 18H89V17H88ZM98 18H99V17H98ZM103 18H104V17H103ZM111 18H112V17H111ZM124 18H125V16H124ZM126 18H127V17H126ZM143 18H144V16H143ZM154 18H155V16H153L152 21L154 20ZM159 18H160V17H159ZM182 18H183V17H181V20H182V21H186V20H183ZM188 18H189V17H188ZM203 18H204V17H203ZM207 18H208V17H206V19H207ZM217 18H219V17L217 16ZM222 18H223V17H222ZM239 18L241 19V17H239ZM38 19H39V18H38ZM55 19H56V18H55ZM70 19H71V18H70ZM85 19H86V18H85ZM112 19H113V18H112ZM112 19H111V20H112ZM128 19H129V17H128ZM134 19H135V17H134ZM147 19H148V18H147ZM162 19H163V18H162ZM170 19H172V17H170ZM174 19H175V18H174ZM174 19H173V20H174ZM177 19H178V17H177ZM186 19H187V18H186ZM191 19H192V18H191ZM193 19H194V18H193ZM197 19H198V18H197ZM197 19H196V20H197ZM214 19H215V18H214ZM234 19H235V18H234ZM240 19H239V20H240ZM16 20H17V19H16ZM89 20H90V19H89ZM89 20H88L87 24H89ZM104 20H105V19H104ZM104 20H103V21H104ZM118 20H119V19H118ZM139 20H140V19H139ZM141 20H142V19H141ZM141 20H140V21H141ZM148 20H150V19H148ZM160 20H161V19H160ZM173 20H172V21H173ZM194 20H195V19H194ZM196 20H195V21H196ZM202 20H203V19H202ZM204 20H205V19H204ZM209 20H210V18H209L207 21L209 22ZM217 20H218V19H217ZM229 20H230V19H229ZM229 20H227V23L229 22ZM236 20H238V19H236ZM261 20H262V19H261ZM29 21H30V20H29ZM62 21H63V20H62ZM64 21H65V19H64ZM82 21H83V19H82ZM95 21H96V20H95ZM116 21H117V19H116ZM150 21H151V20H150ZM163 21H165V20H163ZM182 21H181V23H183ZM212 21H213V20H212ZM230 21H234V20L231 19ZM16 22H17V21H16ZM67 22H68V21H67ZM72 22H73V21H72ZM79 22H80V21H79ZM93 22H94V21H93ZM110 22H111V21H110ZM119 22H121V20H120ZM119 22L116 23V25H115L114 27H116L117 24H119ZM154 22H155V21H154ZM173 22H174V21H173ZM191 22H192V21H191ZM196 22H198V20H197ZM196 22H194L193 24H195ZM200 22H201V20H200ZM204 22H205V21H204ZM214 22H215V21H214ZM220 22H221V21H220ZM236 22H237V21H236ZM245 22H246V21H245ZM257 22L259 23V21H257ZM26 23H27V22H26ZM51 23H52V22H51ZM62 23H63V22H62ZM65 23H66V22H65ZM77 23H78V22H77ZM77 23H76V24H77ZM130 23H131V22H130ZM132 23H133V21H132ZM150 23H151V22H150ZM162 23H163V22H162ZM169 23H170V21H169ZM181 23H180V24H181ZM186 23H187V21H186ZM198 23H199V22H198ZM210 23H211V22H210ZM234 23H235V21H234ZM237 23L239 24V22H237ZM237 23H235V24L237 25ZM240 23H241V21H240ZM258 23H257V24H258ZM261 23H262V22H261ZM261 23H260V25H259V28H260V26H262ZM18 24H19V23H18ZM69 24H70V23H69ZM87 24L85 23L84 27H85ZM102 24H103V23H102ZM105 24H106V23H105ZM138 24H139V22H138ZM158 24H159V22H158ZM173 24H174V23H173ZM175 24H176V22H175ZM187 24H188V23H187ZM190 24H191V23H190ZM202 24H203V23H202ZM216 24H217V23H216ZM228 24H229V23H228ZM50 25H51V24H50ZM63 25H64V24H63ZM74 25H75V24H74ZM78 25H79V24H78ZM103 25H104V24H103ZM141 25H143V23H142ZM147 25H148V23H147ZM171 25H172V24H170V25H168V26L170 27ZM177 25H178V22H177ZM181 25H182V24H181ZM199 25H201V24H199ZM205 25H206V24H205ZM209 25H210V24H209ZM213 25H214V24H213ZM241 25H243V24L241 23ZM241 25H239V26H241ZM25 26H26V25H25ZM64 26H65V25H64ZM64 26H63V27H64ZM66 26H67V25H66ZM75 26H76V25H75ZM91 26H92V24L90 25V27H91ZM94 26H96V25H94ZM99 26H100V25H99ZM107 26H109V25H107ZM136 26H137V23H136ZM160 26H161V25H160ZM183 26H184V25H183ZM203 26H204V25H203ZM203 26H201L200 28H203ZM218 26H219V24H218ZM28 27H29V26H28ZM63 27H62V28H63ZM67 27H68V26H67ZM67 27H66V28H67ZM78 27H79V26H78ZM117 27H118V26H117ZM121 27H122V26H121ZM121 27H120V28H121ZM127 27H128V26H127ZM139 27H140V26H139ZM152 27H153V26H152ZM158 27H159V26H158ZM158 27H157V29H158ZM173 27H174V26H173ZM173 27H172V28H173ZM187 27H188V26H187ZM191 27H194V26H191ZM215 27H216V26H215ZM215 27H214V28H215ZM220 27H221V26H220ZM237 27H238V26H237ZM243 27H244V26H243ZM245 27H246V26H245ZM25 28H26V27H25ZM49 28H50V27H49ZM56 28L58 29V27H56ZM70 28H73V27L70 26ZM130 28H131V27H130ZM130 28H129V29H130ZM136 28H137V27H136ZM150 28H151V27H150ZM150 28H149V29H150ZM185 28H186V27H185ZM195 28H197V27H195ZM261 28H264V27H261ZM31 29H32V28H31ZM68 29H69V27H68ZM78 29H79V28H78ZM84 29H85V28H84ZM86 29H87V28H86ZM114 29H115V28H114ZM117 29H118V28H117ZM144 29H145V28H144ZM144 29H143V30H144ZM179 29H180V25H179ZM179 29H178V30H179ZM211 29H212V26H211ZM217 29H218V28H217ZM217 29H216V30H217ZM219 29H220V28H219ZM225 29H226V28H225ZM238 29H239V28H238ZM240 29H241V27H240ZM243 29H244V28H243ZM20 30H21V29H20ZM27 30H28V28H27ZM27 30H26V31H27ZM101 30H102V29H101ZM104 30H105V29H104ZM106 30H107V29H106ZM106 30H105V31H106ZM127 30H128V29H127ZM133 30H135V29H133ZM139 30H140V29H139ZM153 30H154V28H153ZM155 30H156V29H155ZM155 30H154V31H155ZM164 30H165V29H164ZM164 30H163V31H164ZM169 30H170V29H169ZM187 30H189V29H186V31H187ZM193 30H194V29H193ZM201 30H202V29H201ZM204 30H205V29H204ZM213 30H214V29H213ZM220 30H221V29H220ZM222 30L225 31V30L223 29V27H222ZM222 30H221V31H222ZM234 30H235V29H233V32H234ZM247 30H248V28H247ZM260 30H262V29H260ZM31 31H32V30H31ZM44 31H45V30H44ZM83 31H84V30H83ZM108 31H109V29H108ZM115 31H116V30H115ZM121 31H122V29H121ZM123 31H124V30H123ZM123 31H122V32H123ZM161 31H162V29H161ZM161 31H160V32H161ZM183 31H184V30H183ZM205 31H206V30H205ZM208 31H209V30H208ZM208 31H207V33H209ZM210 31H211V30H210ZM218 31H219V30H218ZM236 31H237V29H236ZM244 31H245V30H244ZM3 32H4V31H3ZM13 32H14V31H13ZM65 32H66V30H65ZM69 32H70V30H69ZM86 32H88V31H86ZM90 32H91V31H90ZM101 32H102V31H101ZM101 32H100V33H101ZM111 32H112V31H111ZM125 32H126V31H125ZM137 32H138V31H137ZM151 32H152V31H151ZM151 32H150V33H151ZM165 32H166V31H165ZM184 32H185V31H184ZM192 32H193V31H192ZM200 32H201V31H200ZM247 32H248V31H247ZM36 33H37V32H36ZM51 33H52V32H51ZM57 33H58V32H57ZM73 33H74V32H73ZM73 33H72V35H74ZM84 33H85V31H84ZM84 33H83V34H84ZM107 33H108V32H107ZM107 33H106V34H107ZM109 33H110V32H109ZM116 33H117V32H116ZM119 33H121V32H119ZM130 33H131V32H130ZM171 33H172V32H171ZM176 33H177V32H176ZM176 33H175V35H176ZM179 33H180V32H179ZM182 33H183V32H182ZM182 33H181V35H182ZM186 33H187V32H186ZM193 33H194V32H193ZM196 33H197L196 35H198V30H197ZM204 33H205V32H204ZM204 33H202V34H204ZM211 33H213V31H211ZM225 33H226V31H225ZM60 34H61V33H60ZM60 34H59V35H60ZM69 34H70V33H69ZM86 34L88 35V33H85V35H86ZM92 34H93V33H92ZM147 34H148V33H147ZM233 34H234V33H233ZM236 34H237V33H236ZM242 34H243V33H242ZM245 34H246V33H245ZM33 35H34V34H33ZM36 35H37V34H36ZM38 35H39V34H38ZM43 35H44V34H43ZM62 35H63V34H62ZM79 35H80V34H79ZM100 35H101V34H100ZM122 35H123V34H122ZM142 35H143V34H142ZM161 35H162V34H161ZM166 35H168V34H166ZM172 35L175 37L174 34H172ZM184 35H185V34H184ZM189 35H190V33H189ZM196 35H194V37H196ZM200 35H201V34H199V39L201 38ZM209 35H210V34H208V37H209ZM223 35H225V34L223 33ZM261 35H262V34H261ZM263 35H264V33H263ZM0 36H2V35H0ZM22 36H23V35H22ZM24 36H25V35H24ZM63 36H65V35H63ZM101 36H103V35H101ZM105 36H106V35H105V33H104V37H105ZM116 36H117V35H116ZM124 36H126L125 33H124ZM124 36H123V38H124ZM127 36H128V31H127ZM146 36H148V35H146ZM149 36H150V35H149ZM149 36H148V37H149ZM187 36H188V35H187ZM187 36H186V37H187ZM201 36H202V35H201ZM203 36H204V35H203ZM212 36L215 37V35H213V34H212ZM219 36H220V33H219ZM232 36H233V35H232ZM240 36H241V35H240ZM243 36H244V35H243ZM10 37H11V36H10ZM31 37H32V36H31ZM59 37H60V36H59ZM65 37H67V36H65ZM74 37H75V36H74ZM78 37H79V36H78ZM89 37H90V36H89ZM92 37H95V34H94ZM98 37H99V35H98ZM104 37H103V38H104ZM108 37H109V36H108ZM111 37H112V36H111ZM117 37H119V36H117ZM117 37H116V38H117ZM139 37H141V36H139ZM150 37H151V36H150ZM157 37H158V36H157ZM162 37H163V36H162ZM183 37H184V36H183ZM188 37H190V36H188ZM204 37L206 38L207 35L204 36ZM216 37H218V36H216ZM229 37H231V35H230ZM234 37H235V36H234ZM236 37H237V36H236ZM262 37H263V36H262ZM1 38L3 39V37H1ZM76 38H77V36H76ZM76 38H74V39H76ZM87 38H88V37H87ZM106 38H107V37H106ZM119 38H120V37H119ZM119 38H118V39H119ZM136 38H137V36H136ZM158 38H161V36L158 37ZM191 38H192V37H191ZM210 38H212V37H210ZM218 38H219V37H218ZM220 38H221V37H220ZM224 38H225V36H224ZM224 38H223V39H224ZM227 38H228V36H227ZM227 38H225V40H226ZM231 38H232V37H231ZM24 39H25V38H24ZM74 39H72V40H74ZM77 39H78V38H77ZM79 39H80V38H79ZM79 39H78V40H79ZM92 39H94V38H92ZM96 39H97V38H96ZM101 39H102V38H101ZM110 39H112V38H110ZM121 39H122V37H121ZM126 39H127V38H126ZM128 39H130V38H128ZM138 39H139V38H138ZM143 39H145V38H143ZM175 39H176V38H175ZM180 39H181V37H180ZM188 39H189V38H188ZM193 39H194V38H193ZM216 39H217V38H216ZM223 39H222V40H223ZM228 39H229V38H228ZM228 39H227V40H228ZM234 39H235V38H234ZM244 39H246V38L244 37ZM20 40H21V39H20ZM25 40H26V39H25ZM29 40H30V39H29ZM69 40H70V35H69ZM82 40H83V39H81V41H82ZM139 40H140V39H139ZM150 40H151V38H150ZM155 40H156V39H155ZM181 40H182V39H181ZM196 40H197V38H196ZM207 40H208V39H206V41H207ZM212 40L214 41V39H212ZM231 40H233V39H231ZM21 41H23V39H22ZM37 41H38V40H37ZM79 41H80V40H79ZM81 41H80V42H81ZM87 41H88V39H87ZM99 41H102V40L99 39ZM99 41H98V42H99ZM118 41H119V40H118ZM124 41H125V40H124ZM124 41H123V42H124ZM128 41H129V40H127V42H128ZM131 41H132V40H131ZM136 41H138V40H136ZM144 41H145V40H144ZM148 41H149V39H148ZM152 41H153V40H152ZM179 41H180V40H179ZM182 41H183V40H182ZM186 41H187V39H186ZM191 41H193V40L191 39ZM191 41H190V42H191ZM194 41H195V40H194ZM198 41H199V40H198ZM201 41H203V40H201ZM210 41H211V39H210ZM218 41H220V39H219ZM223 41H224V40H223ZM223 41H222V42H223ZM233 41H237V39H235V40H233ZM47 42H48V41H47ZM63 42H64V41H63ZM71 42H72V41H71ZM91 42H92V41H91ZM93 42H95V41H93ZM110 42H112V40H110ZM114 42H116V41H114ZM133 42H134V41H133ZM157 42H158V41H157ZM159 42H160L159 44H161V41H159ZM195 42H197V41H195ZM215 42H216V40H215ZM220 42H221V41H220ZM222 42H221V43H222ZM224 42H226V41H224ZM229 42H230V40H229ZM229 42H228V43L226 42V45L228 44V47H229ZM237 42H238V41H237ZM67 43H68V42H67ZM84 43H85V42H84ZM89 43H90V42H89ZM117 43H119V42H117ZM117 43H116V46H117ZM125 43H126V42H125ZM136 43H137V42H136ZM136 43H135V44H136ZM142 43H144V42H142ZM155 43H156V41H155ZM171 43H172V42H171ZM188 43H189V41L187 42V44H188ZM198 43H199V42H198ZM206 43H207V42H206ZM206 43H205V44H206ZM231 43L233 44V43H236V42H231ZM238 43H240V42H238ZM74 44H75V43H74ZM79 44H80V43H79ZM93 44H94V43H93ZM95 44H97V43L95 42ZM101 44H102V43H101ZM137 44H139V43H137ZM146 44H147V43H146ZM151 44H152V43H151ZM151 44H150V45H151ZM153 44H154V43H153ZM156 44H157V46H158V43H156ZM163 44H164V43H163ZM177 44H178V43H177ZM180 44H181V41H180ZM180 44H179V45H180ZM194 44H195V43H194ZM194 44L192 43V45H194ZM201 44H202V43H201ZM213 44H214V43H213ZM215 44H216V43H215ZM223 44H224V43H223ZM223 44H222V47L224 46ZM232 44H230V46H231ZM10 45H11V44H10ZM29 45H30V44H29ZM38 45H39V44H38ZM48 45H49V44H48ZM83 45H84V44H82V46H83ZM86 45H87V44H86ZM88 45H89V44H88ZM91 45H92V43H91L88 47L90 48ZM102 45H103V44H102ZM111 45H112V44H111ZM120 45H121V44H120ZM122 45H124V44H122ZM133 45H134V44H133ZM173 45H174V42H173ZM173 45H172V46H173ZM196 45H198V44H196ZM220 45H221V44H220ZM235 45H237V44H235ZM250 45H251V44H250ZM31 46H32V45H31ZM34 46H35V45H34ZM74 46H75V45H74ZM124 46H125V45H124ZM136 46H137V45H136ZM147 46H148V45H147ZM153 46H154V45H152V47H153ZM177 46H178V45H177ZM182 46H183V45H181V47H182ZM186 46H187V45H186ZM190 46H191V45H190ZM203 46H204V45H203ZM205 46H206V45H205ZM208 46H210V45H208ZM29 47H30V46H29ZM67 47L69 48V46H67ZM96 47H97V46H96ZM114 47H115V45H114ZM118 47H119V46H118ZM126 47H127V46H126ZM131 47H132V46H131ZM133 47H134V46H133ZM155 47H156V45H155ZM161 47L163 48V45H161ZM192 47L194 48V46H192ZM210 47H212V46H210ZM222 47H221V49H222ZM228 47H226V48L228 49ZM232 47H233V46H232ZM251 47H252V48H256V45H255V47H254L253 45H252ZM25 48H26V46H25ZM30 48H31V47H30ZM42 48H43V46H42ZM78 48H79V47H78ZM78 48H76V49H78ZM89 48H88V49H89ZM91 48H92V46H91ZM101 48H102V47H101ZM104 48H106V43L104 44ZM141 48H142V47H141ZM143 48H144V47H143ZM195 48H196V47H195ZM198 48H199V46H198ZM202 48H203V47H202ZM214 48L216 49V46H215ZM226 48H224V49H226ZM1 49H2V48H1ZM33 49H34V48H33ZM88 49H86V50H88ZM93 49H94L93 51H95L96 48H93ZM115 49H116V48H115ZM120 49H121V48H120ZM123 49H125V48L123 47ZM123 49H122V50H123ZM127 49H128V48H127ZM136 49H138V51H140V50H139L140 47L138 48V46H137ZM136 49H135V50H136ZM149 49H150V48H149ZM156 49H158V48H156ZM159 49H160V48H159ZM165 49H166V48H165ZM180 49H182V48H180ZM180 49H179V50H180ZM200 49H201V48H200ZM200 49H199V50H200ZM233 49H234V48H233ZM236 49H237V48H236ZM13 50H14V49H13ZM30 50H31V49H30ZM42 50H43V49H42ZM55 50H56V49H55ZM63 50H64V49H63ZM72 50H73V49H72ZM72 50H70V51H72ZM78 50H79V49H78ZM101 50H102V49H101ZM106 50H107V49H105V51H106ZM129 50H130V49H129ZM129 50H128V51H129ZM131 50H132V49H131ZM133 50H134V49H133ZM142 50H143V49H142ZM147 50H148V49H147ZM160 50H161V49H160ZM163 50H164V49H163ZM172 50H173V49H172ZM185 50H186V48L184 49V51H185ZM191 50H192V48H191ZM203 50H204V49H203ZM209 50H210V48H209ZM212 50H213V48H212ZM216 50H217V49H216ZM253 50H254V49H253ZM6 51H7V50H6ZM68 51H69V49H68ZM79 51H80V50H79ZM102 51H104V50H102ZM108 51H109V50H108ZM113 51H114V50H113ZM120 51H121V50H120ZM120 51H119V52H120ZM138 51H137V52H138ZM152 51H155L154 48H153ZM164 51H165V50H164ZM169 51H170V50H169ZM196 51H197V49H196ZM220 51H221V50H220ZM220 51H217V52H220ZM223 51H225V50H223ZM245 51H246V49H245ZM18 52H19V51H18ZM37 52H38V51H37ZM49 52H50V51H49ZM49 52H48V53H49ZM80 52H82V51H80ZM133 52H135V51H133ZM155 52H156V51H155ZM157 52H160V51H157ZM180 52H182V50H181ZM193 52H194V51H193ZM193 52L190 53V55H191L192 57H193V55H192ZM206 52H207V51H206ZM210 52H212V51H210ZM230 52H231V51H230ZM238 52H240V51L238 50ZM8 53H9V52H8ZM11 53H12V51H11ZM53 53H54V52H53ZM60 53H61V52H60ZM62 53H63V51H62ZM68 53H69V52H68ZM73 53H74V52H73ZM91 53H92V52H91ZM104 53H105V52H104ZM117 53H118V52H117ZM126 53H127V52H126ZM126 53H125V55H126ZM145 53H146V52H145ZM173 53H174V52H173ZM178 53H179V52H178ZM186 53H187V52H186ZM197 53H198V52H197ZM201 53H202L203 55H205V53H203L202 51H201ZM225 53H226V52H225ZM240 53H241V52H240ZM242 53H243V52H242ZM242 53H241V54H242ZM263 53H264V52H263ZM18 54H19V53H18ZM27 54H28V53H27ZM27 54H26V55H27ZM33 54H34V53H33ZM65 54H66V53H65ZM84 54H85V53H84ZM93 54H94V53H92V55H93ZM106 54H107V53H106ZM106 54H104V56H105ZM110 54H112V53L110 52ZM110 54H109V55H110ZM127 54H128V53H127ZM133 54H134V53H133ZM143 54H144V53H143ZM147 54L150 55V52H148ZM157 54H158V53H157ZM170 54H172V53H170ZM180 54H181V53H180ZM195 54H196V53H195ZM211 54H213V53H209L210 56L215 55V54H213V55H211ZM220 54H221V53H220ZM222 54H223V53H222ZM228 54H229V52H228ZM234 54H236V53H234ZM234 54H233V55H234ZM241 54H240V55H241ZM245 54L247 55L248 53H245ZM5 55H6V54H5ZM5 55H4V56H5ZM8 55H9V54H8ZM15 55H16V54H15ZM98 55H99V54H98ZM115 55H116V54H115ZM130 55H131V54H130ZM136 55H137V54H136ZM145 55H146V54H145ZM151 55H152V54H151ZM168 55H169L168 53H167V55L165 54V56H168ZM186 55H187V54H186ZM190 55H189V56H190ZM209 55L207 54V57H205V56H204V57H205V58H208ZM217 55H218V54H217ZM226 55H227V54H226ZM229 55H230V54H229ZM259 55H260V54H257V56H254V57H255V58H256V57L258 58V57H260ZM262 55H263V54H262ZM262 55H261V56H262ZM2 56H3V55H2ZM32 56H33V55H31V57H32ZM34 56H35V55H34ZM42 56H43V55H42ZM60 56H61V55H60ZM64 56H65V55H64ZM66 56H67V55H66ZM73 56H74V55H73ZM85 56H86V55H85ZM112 56H113V55H111V57H112ZM116 56H117V55H116ZM116 56H115V58H116V60H117V57H116ZM122 56H123V54H122ZM122 56H121V57H122ZM126 56H128V55H126ZM134 56H135V55H134ZM139 56H140V55H139ZM169 56H170V55H169ZM184 56H185V55H184ZM200 56H201V55H200ZM220 56H221V55H220ZM238 56H239V55H237V58H238ZM241 56H242V55H241ZM244 56H245V55H243V57H244ZM249 56H251V55H249ZM27 57H28V56H27ZM31 57H30V58H31ZM38 57H39V55H38ZM98 57H99V56H98ZM106 57H108V54H107ZM124 57H125V56H124ZM135 57H136V56H135ZM135 57H134V58H135ZM146 57H147V56H146ZM150 57H151V56H150ZM159 57H160V56H159ZM161 57H162V56H161ZM163 57H164V56H163ZM163 57H162V58H163ZM170 57H171V56H170ZM172 57H174V56H172ZM195 57H196V56H195ZM198 57H199V56H198ZM226 57H227V56H226ZM233 57H234V56H233ZM243 57H242V58L239 57V60H240V59L244 60ZM252 57H253V56H252ZM263 57H264V56H263ZM263 57H262V59H263ZM1 58H2V57H1ZM30 58H28V59L31 60ZM36 58H37V56H36ZM36 58H35V59H36ZM40 58L42 59V57H40ZM47 58H48V57H47ZM49 58H50V55H49ZM72 58H73V57H72ZM74 58H76V57H74ZM83 58H84V57H83ZM83 58H82V59H83ZM85 58H87V57H85ZM91 58H92V57H91ZM96 58H97V56H96ZM109 58H110V57H109ZM112 58H113V57H112ZM125 58H126V57H125ZM125 58H124V59H125ZM137 58H138V57H137ZM144 58H145V57H144ZM148 58H149V57H148ZM166 58H167V57H165V59H166ZM188 58H190V57H188ZM214 58H217V57L214 56ZM214 58H213V59H214ZM231 58H232V57H231ZM14 59H15V57H14ZM32 59H33V58H32ZM44 59H45V58H44ZM82 59H81V60H82ZM87 59H88V58H87ZM100 59H101V58H100ZM107 59H108V58H107ZM107 59H106V60H107ZM121 59H122V58H121ZM126 59H127V58H126ZM128 59H130V57H129ZM132 59H133V58H132ZM142 59H143V58H141V60H142ZM151 59H152V58H151ZM186 59H187V58H186ZM211 59H212V58H211ZM219 59H220V58H219ZM219 59H217L218 62H219ZM221 59H222V57H221ZM229 59H230V58H229ZM229 59H228V61H230ZM235 59H236V58H235ZM245 59H246V60H247V59L249 60V57H248V58H245ZM250 59H251V58H250ZM16 60H17V59H16ZM23 60H24V59H23ZM61 60H62V59H61ZM64 60H65V59H64ZM93 60H94V59H93ZM103 60H104V59H103ZM103 60H102V61H103ZM108 60H109V59H108ZM108 60H107V61H108ZM113 60H114V59H113ZM116 60H115V61H116ZM141 60H139V61H141ZM146 60H147V59H146ZM146 60H145V62H146ZM155 60H156V59H155ZM155 60H154V61H155ZM158 60H159V59H158ZM162 60H163V59H162ZM173 60H174V58H172L171 61H173ZM180 60H181V59H180ZM180 60H179V61H180ZM215 60H216V59H215ZM217 60H216V61H217ZM223 60H224V58H223ZM231 60H232V59H231ZM233 60H234V59H233ZM248 60H247V61H248ZM259 60H261V59H259ZM11 61H12V60H11ZM13 61H14V60H13ZM33 61H34V60H33ZM49 61H50V59H49ZM90 61H91V60H90ZM107 61H106V62H107ZM118 61L120 62V59H119ZM125 61H126V60H125ZM127 61H128V60H127ZM137 61H138V59H137ZM137 61H136V63H137ZM142 61H143V60H142ZM149 61H150V60H149ZM151 61H152V60H151ZM154 61H153V62H154ZM179 61H178V62H179ZM187 61H188V60H187ZM213 61H214V60H213ZM224 61H225V60H224ZM224 61H223V63H224ZM228 61H227V62H228ZM247 61H246V62H247ZM250 61H251V60H250ZM253 61H255V60H253ZM261 61H262V60H261ZM16 62H17V61H16ZM16 62H15V63H16ZM20 62H21V61H20ZM24 62H26V61H24ZM39 62H40V61H39ZM39 62H38V63H39ZM41 62H42V61H41ZM43 62H44V61H43ZM45 62H46V61H45ZM54 62H55V61H54ZM57 62H58V61H57ZM95 62H96V61H95ZM109 62H110V61H109ZM116 62H117V61H116ZM119 62H118V63H119ZM134 62H135V61H134ZM147 62H148V61H147ZM173 62H174V61H173ZM189 62H190V61H189ZM211 62H212V61H211ZM225 62H226V61H225ZM239 62H240V61H239ZM244 62H245V61H244ZM256 62H257V61H256ZM259 62H260V61H259ZM15 63H14V64H15ZM30 63H31V61H30ZM77 63H78V62H77ZM82 63H84V62H82ZM101 63H102V62H101ZM130 63H131V62H130ZM142 63L144 64V62H142ZM149 63H151V62H149ZM159 63H160V62H159ZM165 63H166V62H165ZM205 63H206V62H205ZM207 63L209 64V62H207ZM220 63H221V62H220ZM220 63H219L218 66H220ZM231 63H232V62H231ZM233 63H234V61H233ZM235 63H236V62H235ZM251 63H252V61H251ZM253 63H254L253 65H255V62H253ZM257 63H258V62H257ZM12 64H13V63H12ZM17 64H18V63H17ZM22 64H23V63H22ZM27 64H28V63H27ZM90 64H91V63H90ZM93 64H94V63H93ZM97 64H99V63H97ZM114 64H115V63H114ZM126 64H127V63H126ZM126 64H124V65H126ZM171 64H172V63H171ZM193 64H194V63H193ZM227 64H228V63H225V65H227ZM237 64H238V62H237ZM244 64H246V63H244ZM249 64H250V63H249ZM263 64H264V63H263ZM263 64H260V65H263ZM8 65H9V64H8ZM20 65H21V64H20ZM25 65H26V63H25ZM33 65H35V63H34ZM46 65H47V67H48V64H46ZM50 65H51V63H50ZM60 65H61V64H60ZM81 65H82V64H81ZM128 65H129V64H128ZM131 65H132V64H131ZM147 65H148V64H146V65H144V66H147ZM156 65H157V64H156ZM169 65H170V64H169ZM175 65H176V64H175ZM191 65H192V64H191ZM194 65H195V64H194ZM194 65H193V66H194ZM198 65H199V63H198ZM205 65H206V64H205ZM213 65H214V63H213ZM213 65H212V66H213ZM216 65H217V64H216ZM216 65H215V66H216ZM238 65H239V64H238ZM257 65H258V64H257ZM10 66H12V65H10ZM10 66H9V68H10ZM27 66H28V65H27ZM41 66H42V65H41ZM44 66H45V65H44ZM65 66H66V65H65ZM102 66H103V65H102ZM136 66H137V65H136ZM138 66H140V65H138ZM196 66H197V65H196ZM196 66H195V67H196ZM208 66H209V65H208ZM215 66H214V67H215ZM228 66L230 67V65H228ZM235 66H236V65H235ZM239 66H240V65H239ZM247 66H248V65H247ZM21 67H22V66H21ZM39 67H40V64H39ZM53 67H54V66L52 65V68H53ZM78 67H79V66H78ZM81 67H83V66H81ZM95 67H96V66H95ZM105 67H106V65H105ZM113 67H117V66H113ZM123 67L125 68V66H123ZM129 67L131 68V66H129ZM129 67H128V68H129ZM160 67H161V66H160ZM165 67H166V65H165ZM165 67H164V68H165ZM189 67H190V63H189ZM206 67H207V66H206ZM222 67H223V66H222ZM255 67H259V66H255ZM262 67H263V66H262ZM6 68H7V67H6ZM23 68H25V67H23ZM31 68H32V67H31ZM34 68H35V67H34ZM41 68H42V67H41ZM48 68H49V67H48ZM50 68H51V67H50ZM75 68H76V67H75ZM134 68H135V67H134ZM141 68H142V67H141ZM147 68H148V67H147ZM208 68H209V67H207V69H208ZM224 68H225V67H224ZM232 68H234V66H232ZM236 68H237V67H236ZM243 68H244V67H242V69H243ZM245 68H246V66H245ZM252 68H253V67H252ZM21 69H22V68H21ZM37 69H39V68H37ZM57 69H58V68H57ZM59 69H60V67H59ZM66 69H67V68H66ZM91 69H92V68H91ZM93 69H94V68H93ZM97 69H99V68L97 67ZM101 69H102V68H101ZM107 69H110V68H107ZM126 69H127V68H126ZM126 69H125V70H126ZM148 69H149V68H148ZM152 69H153V67H152ZM189 69H190V68H189ZM197 69H198V68H197ZM210 69H211V68H210ZM210 69H208V70H210ZM213 69H214V68H213ZM215 69H216V68H215ZM215 69H214V70H215ZM254 69H255V68H254ZM24 70H25V69H24ZM26 70H28V68H27ZM33 70H34V69H33ZM45 70H46V69H45ZM110 70H111V69H110ZM136 70H137V69H136ZM138 70H140V68H138ZM146 70H147V69H146ZM216 70H217V69H216ZM216 70H215V71H216ZM218 70H219V69H218ZM220 70H221V68H220ZM222 70H223V69H222ZM257 70L260 71L261 69L259 70V69L257 68L256 71H257ZM262 70H264V69L262 68ZM1 71H2V70H1ZM3 71H4V70H3ZM7 71H8V70H7ZM11 71H12V70H11ZM17 71H18V70H17ZM19 71H20V68H19ZM47 71H48V70H47ZM55 71H56V70H55ZM189 71H190V70H189ZM193 71H194V70H193ZM205 71L208 72L206 69H205ZM211 71H212V70H211ZM244 71H245V69H244ZM4 72H5V71H4ZM13 72H14V70H13ZM33 72H34V71H33ZM52 72H53V71H52ZM56 72H57V71H56ZM60 72H61V71H60ZM64 72H65V71H64ZM78 72H79V71H78ZM97 72H98V71H97ZM111 72H112V71H111ZM111 72H110V73H111ZM159 72H160V71H159ZM224 72H225V71H224ZM226 72H228V71H226ZM229 72H230V70H229ZM231 72H232V71H231ZM248 72H249V71H248ZM250 72H251V70H250ZM253 72H254V70H253ZM253 72H252V73H253ZM6 73H7V72H6ZM27 73H29V72L27 71ZM27 73H26V75H28ZM34 73H35V72H34ZM38 73H40V72H38ZM41 73H42V72H41ZM46 73H47V72H46ZM46 73L44 72V75H45ZM58 73H59V72H58ZM61 73H62V72H61ZM68 73H69V72H68ZM87 73H88V72H87ZM101 73H102V72H101ZM105 73H106V72H105ZM110 73H109V74H110ZM114 73H115V72H114ZM202 73H203V72H202ZM213 73H214V72H213ZM220 73H222V72H220ZM262 73H264V71H263ZM4 74H5V73H4ZM10 74H11V73H10ZM51 74H52V73H51ZM80 74L82 75V73H80ZM85 74H86V73H85ZM118 74H119V73H118ZM227 74H228V73H227ZM233 74H234V73H233ZM245 74H246V72H245ZM253 74H255V73H253ZM253 74H251V76H252ZM258 74H260V72H259ZM258 74H256V75H258ZM12 75H13V74H12ZM14 75H16V73H14ZM17 75H18V73H17ZM30 75H31V74H30ZM33 75H34V74H33ZM44 75H43V76H44ZM56 75H57V74H56ZM73 75H74V74H73ZM98 75H99V74H98ZM98 75H97V76H98ZM107 75H108V74H107ZM143 75H144V74H142V76H143ZM198 75H199V74H198ZM198 75H197V76H198ZM204 75H206L205 72H204ZM211 75L214 76V74H211ZM215 75H216V72H215ZM219 75H220V74H219ZM237 75H238V74H237ZM242 75H243V74H241L240 76H242ZM249 75H250V73H249ZM261 75H262V74H261ZM263 75H264V74H263ZM263 75H262V76H263ZM2 76H3V75H2ZM38 76H39V75H38ZM46 76H47V75H46ZM49 76H50V75H49ZM49 76H48V77H49ZM51 76H52V75H51ZM105 76H106V75H105ZM111 76H112V75H111ZM136 76H137V75H136ZM149 76H150V75H149ZM194 76H195V75H194ZM207 76H208V75H207ZM231 76H232V75H231ZM238 76H239V75H238ZM243 76H244V75H243ZM254 76H255V75H254ZM254 76H253V77H254ZM23 77H24V76H23ZM25 77H26V76H25ZM27 77H29V75H28ZM34 77H35V75H34ZM34 77H33V78H34ZM36 77H37V76H36ZM52 77H53V76H52ZM52 77H51V78H52ZM90 77H92V76H90ZM116 77H118V76H116ZM144 77H145V76H144ZM195 77H196V76H195ZM203 77H204V76H203ZM203 77H201V78H203ZM208 77H209V76H208ZM225 77H226V74H225ZM244 77H245V76H244ZM249 77H250V76H249ZM260 77H261V76H260ZM11 78H12V76H11ZM13 78H14V77H13ZM37 78H38V77H37ZM37 78H36V79H37ZM60 78H61V77H60ZM63 78H64V77H63ZM78 78H79V77H78ZM87 78H88V81H89V79H90L89 76H88ZM92 78H93V77H92ZM101 78H102V77H101ZM104 78H105V77H104ZM109 78H110V77H109ZM113 78H114V77H113ZM113 78H112V79H113ZM118 78H119V77H118ZM137 78H138V77H137ZM218 78H219V76H218ZM222 78H223V77H222ZM228 78H231L230 75L228 76ZM233 78H235V77H233ZM233 78H232V79H233ZM240 78L242 79V77H240ZM245 78H248V77H245ZM256 78H257V77H256ZM256 78H254V79H256ZM0 79H1V78H0ZM8 79H9V78H8ZM8 79H7V81H8ZM18 79H19V78H18ZM18 79L15 78V80H13V81H14V82H15L16 80L18 81ZM41 79H42V78H41ZM45 79H46V78H45ZM57 79H58V78H57ZM105 79H106V78H105ZM112 79H111V80H112ZM116 79H117V78H116ZM148 79H149V78H148ZM150 79H152V77H150ZM153 79H154V78H153ZM208 79H209V78H208ZM219 79H221V78H219ZM226 79H227V78H226ZM235 79H236V78H235ZM238 79H239V78H238ZM259 79H260V78H259ZM20 80H21V78H20ZM20 80H19V81H20ZM25 80H26V79H25ZM29 80H31L30 77H29ZM42 80H43V79H42ZM52 80H53V79H52ZM55 80H56V78H55ZM61 80H63V79H61ZM99 80H100V79H99ZM102 80H103V79H102ZM144 80H146V78H145ZM176 80H177V79H176ZM202 80H204V79H202ZM213 80H214V79H213ZM215 80H216V78H215ZM217 80H218V79H217ZM224 80H225V79H224ZM260 80H262V78H261ZM22 81H23V83H24V80H22ZM33 81H34V79L31 81L32 84H33ZM38 81H39V80H38ZM45 81H47V80H45ZM49 81H50V80H49ZM73 81H74V79H73ZM103 81H104V80H103ZM105 81H106V80H105ZM136 81H137V80H136ZM183 81H184V80H183ZM205 81H206V80H205ZM219 81H220V80H219ZM225 81H226V80H225ZM245 81H246V80H245ZM254 81H255V80H254ZM3 82H4V81H3ZM11 82H12V81H11ZM31 82H30V83H31ZM50 82H51V81H50ZM55 82H57V81H55ZM89 82H90V81H89ZM92 82H93V81H92ZM106 82H107V81H106ZM144 82H145V81H144ZM160 82H161V80H160ZM193 82H194V81H193ZM202 82H203V81H202ZM216 82H217V81H216ZM223 82H224V81H223ZM227 82H228V81H226L225 84H226ZM229 82H231V81H229ZM247 82H248V81H247ZM249 82H250V81H249ZM249 82H248L249 86L252 85V84H251L252 81H251L250 83H249ZM258 82H259V80H258ZM262 82H263V80H262ZM5 83H6V82H5ZM5 83H4V84H5ZM9 83H10V82H9ZM26 83H27V82H26ZM37 83H38V82H37ZM59 83H60V82H59ZM72 83H73V82H72ZM80 83H81V82H80ZM150 83H151V82H150ZM163 83H164V82H163ZM168 83H169V82H168ZM213 83H214V82H213ZM219 83H221V82H219ZM232 83H233V82H232ZM238 83H239V82H237V84H238ZM240 83H242V82H240ZM244 83H245V82H244ZM14 84H15V83H14ZM24 84H25V83H24ZM27 84H28V83H27ZM40 84L42 85V83H40ZM68 84H70V83H68ZM73 84H74V83H73ZM75 84H77V83H75ZM81 84H83V83H81ZM98 84H99V83H98ZM105 84H106V83H105ZM164 84H165V83H164ZM169 84H171V83H169ZM182 84H183V83H182ZM195 84H196V83H195ZM221 84H222V83H221ZM228 84H229V83H228ZM234 84H235V83H234ZM237 84H236V85H237ZM245 84H246V83H245ZM253 84H254V83H253ZM5 85H6V84H5ZM5 85H4V86H5ZM18 85H19V84H18ZM22 85H23V84H22ZM29 85H30V84H29ZM52 85H55V84H52ZM77 85H79V84H77ZM86 85H87V84H86ZM91 85H92V84H91ZM101 85H102V84H101ZM123 85H124V84H123ZM140 85H141V83H140ZM152 85H153V84H152ZM155 85H158V84L156 83ZM217 85H218V84H217ZM232 85H233V84H232ZM246 85H247V84H246ZM254 85L256 86L257 83L254 84ZM261 85H263V84H261ZM12 86H13V85H12ZM26 86H27V85H26ZM33 86H35V85L30 86V89H31V87L33 88ZM45 86H46V85H45ZM47 86H48V85H47ZM47 86H46V87H47ZM65 86H66V85H65ZM121 86H122V84H121ZM145 86H146V85H145ZM149 86H150V85H149ZM172 86H173V85H172ZM205 86H206V85H205ZM205 86H204V87H205ZM209 86H210V85H209ZM219 86H220V84H219ZM226 86H227V85H226ZM233 86H234V85H233ZM233 86H232V87H233ZM243 86H245V85H243ZM243 86H242V88H243ZM255 86H254V87H255ZM7 87H8V85H7ZM20 87H21V85H20ZM39 87H40V86H39ZM39 87H38V88H39ZM41 87H42V86H41ZM60 87H61V86H60ZM75 87H76V86H75ZM86 87H87V86H86ZM104 87H106V86H104ZM116 87H117V86H116ZM131 87H132V86H131ZM136 87H137V86H136ZM136 87H135V88H136ZM152 87H153V86H152ZM191 87H192V86H191ZM214 87H216V86L214 85ZM222 87H223V86H222ZM234 87H235V86H234ZM238 87H239V86H238ZM246 87H247V86H246ZM256 87H257V86H256ZM260 87H262V86H260ZM15 88H16V87H15ZM44 88H45V87H42V89H44ZM47 88H48V87H47ZM47 88H45V89H47ZM53 88H54V87H53ZM57 88H58V86H57ZM128 88H129V87H128ZM135 88H134V89H135ZM138 88H139V87H138ZM193 88H194V87H193ZM197 88L199 89L200 87L198 86ZM205 88H206V87H205ZM207 88H208V87H207ZM218 88H219V87H218ZM230 88H231V87H230ZM263 88H264V87H263ZM7 89H9V88H7ZM7 89H6V90H7ZM13 89H14V88H13ZM26 89H27L28 92H29V89H28V88H26ZM49 89L51 90L52 88H49ZM77 89H78V88H77ZM100 89H102V88H100ZM110 89H111V86H110ZM113 89H114V85H113ZM122 89H123V88H122ZM149 89H150V88H149ZM159 89H160V88H159ZM188 89H189V88H188ZM234 89H235V88H233V90H234ZM245 89H246V88H245ZM247 89H248V88H247ZM253 89H254V88H253ZM256 89H257V88H256ZM258 89H261V88H259V86H258ZM16 90H19V89L16 88ZM20 90H21V88H20ZM34 90H35V88H34ZM52 90H53V89H52ZM55 90H56V89H55ZM72 90H73V89H72ZM75 90H76V89H75ZM119 90H120V89H119ZM124 90H125V89H124ZM142 90H143V88H142ZM155 90H156V89H155ZM190 90H191V89H190ZM190 90H189V91H190ZM194 90H195V89H194ZM199 90H202V89H199ZM208 90H209V89H208ZM211 90H212V89H211ZM227 90H228V89H227ZM230 90H232V89H230ZM241 90H244V89H241ZM241 90H240V91H241ZM11 91H12V90H11ZM36 91H38V90L36 89ZM36 91H35V94L37 93ZM40 91H41V89H40ZM44 91H45V90H44ZM77 91H78V90H77ZM84 91H85V90H84ZM84 91H83V92H84ZM99 91H101V90H99ZM115 91H116V90H115ZM127 91H128V90H127ZM135 91H136V90H135ZM222 91H224V89H223ZM225 91H226V90H225ZM4 92H5V91H4ZM7 92H8V91H7ZM12 92H13V91H12ZM17 92H18V91H17ZM25 92H26V91H25ZM42 92H43V91H42ZM48 92H49V91H48ZM48 92H47V93H48ZM54 92H56V91H54ZM54 92H53V93H54ZM61 92H62V91H61ZM73 92H74V91H73ZM73 92H71V93H73ZM81 92H82V91H81ZM108 92H110V91H108ZM133 92H134V90H133ZM142 92H143V91H142ZM148 92H150V91H148ZM154 92H157V91H153V94H155ZM170 92H172V91H170ZM176 92H177V91L174 92V95H175V96H176V94H175ZM178 92H179V91H178ZM186 92H187V91H186ZM193 92H194V91H193ZM208 92H209V91H208ZM218 92H219V91H218ZM228 92H229V90H228ZM243 92H244V91H243ZM8 93H9V92H8ZM22 93H24L23 90H22ZM22 93L20 92V94H22ZM39 93H40V92H39ZM92 93H93V92H92ZM128 93H129V92H128ZM146 93H147V92H146ZM187 93H188V92H187ZM187 93H185V94H187ZM195 93H196V92H195ZM232 93H233V92H232ZM232 93H231V94H232ZM238 93H239V90H238ZM245 93H246V92H245ZM263 93H264V92H263ZM12 94H14V92H13ZM20 94H19V95H20ZM24 94H25V93H24ZM35 94H33V95H35ZM37 94H38V93H37ZM45 94H46V93H45ZM50 94L52 95V92H51ZM61 94H64V92L61 93ZM78 94H79V92H78ZM84 94H85V93H84ZM116 94H117V93H116ZM131 94H132V92H131ZM150 94H151V93H150ZM170 94H171V93H170ZM170 94H169V95H170ZM179 94H180V93H179ZM217 94H218V93H217ZM229 94H230V92H229ZM243 94H244V93H243ZM8 95H9V94H8ZM10 95H11V94H10ZM10 95H9V96H10ZM47 95H48V94H47ZM47 95H46V97L48 98ZM53 95H54V94H53ZM53 95H52V96H53ZM76 95H77V94H76ZM87 95H88V94H87ZM101 95H103V94H101ZM127 95H128V94H127ZM142 95H143V94H142ZM145 95H146V94H145ZM145 95H144V96H145ZM189 95H190V94H189ZM195 95H196V94H195ZM197 95H198V94H197ZM212 95H213V93H212ZM215 95H216V94H215ZM233 95H234V97H235L237 94H233ZM241 95H242V94H241ZM245 95H246V94H245ZM3 96H5V95H3ZM16 96H17V95H16ZM16 96H15V97H16ZM22 96H26V95H22ZM22 96L20 95L21 99H22ZM39 96H40V95H39ZM55 96H56V95H55ZM67 96H68V95H67ZM89 96H90V95H89ZM94 96H95V95H94ZM99 96H100V95H99ZM117 96H118V94H117ZM128 96H129V95H128ZM131 96H132V95H131ZM204 96H205V95H204ZM206 96H207V95H206ZM219 96H220V95H219ZM239 96H240V95H239ZM263 96H264V95H263ZM5 97H6V96H5ZM5 97H4V98H5ZM11 97H12V96H11ZM11 97H10V98H11ZM15 97H14V99H15ZM18 97H19V96H18ZM18 97H17L16 99H20V98H18ZM30 97H31V96H30ZM42 97H43V96H41V98H42ZM44 97H45V96H44ZM80 97H83V96H80ZM107 97H108V96H107ZM110 97H111V96H110ZM110 97H109V98H110ZM135 97L138 99V97H137L136 95H135ZM139 97H140V96H139ZM142 97H143V96H142ZM149 97H150V96H149ZM149 97H148V99H149ZM183 97H184V96H183ZM185 97H186V96H185ZM190 97H191V96H190ZM192 97H193V95H192ZM201 97H202V93H201ZM226 97L232 98V95H231V97H230V96H226ZM237 97H238V96H237ZM237 97H236V99H237ZM242 97H243V95H242ZM242 97H240V98H242ZM244 97H247V96H244ZM25 98H26V97H25ZM27 98H28V96H27ZM39 98H40V97H39ZM87 98H88V97H87ZM104 98H106V97H104ZM109 98H107V100H108ZM130 98H131V97H130ZM169 98H171V97H169ZM178 98H179V97H178ZM180 98H181V97H180ZM240 98H239V99H240ZM11 99H12V98H11ZM16 99H15V100H16ZM21 99H20V100H21ZM34 99H35V98H34ZM54 99H55V98H54ZM83 99H84V98H83ZM113 99H115V98H113ZM172 99H173V98H172ZM184 99H185V98H184ZM184 99H183V100H184ZM187 99H188V98H186V100H187ZM199 99H200V97H199ZM199 99H198V100H199ZM202 99H203V98H202ZM217 99H218V98H217ZM234 99H235V98H234ZM234 99H230V100L232 101V100H234ZM242 99H243V98H242ZM244 99H245V98H244ZM7 100H10V99H7ZM15 100H14V101H15ZM27 100H29V99H27ZM32 100H33V99H32ZM47 100H48V99H47ZM60 100H61V99H60ZM77 100H78V99H77ZM91 100H92V99H91ZM95 100H96V99H95ZM109 100H110V99H109ZM142 100H143V99H142ZM176 100H177V99H176ZM190 100H191V99H190ZM194 100H196V98H195ZM209 100H210V98H209ZM211 100H213V99H211ZM211 100H210V101H211ZM224 100H225V98H223V101H224ZM4 101H5V100H4ZM10 101H11V100H10ZM10 101H8V102H10ZM14 101H13V102H14ZM34 101H35V100H34ZM82 101H83V100H82ZM85 101H86V100H85ZM122 101H124V100H122ZM133 101L135 102V101H137V100H133ZM150 101H151V100H150ZM196 101H197V100H196ZM228 101H229V100H227V102H228ZM263 101H264V100H263ZM6 102H7V101H6ZM24 102H26V101H24ZM29 102H31V100H30ZM49 102H50V101H49ZM89 102H90V101H89ZM94 102H95V101H94ZM96 102H97V101H96ZM111 102H112V101H111ZM119 102H120V100H119ZM119 102H118V103H119ZM129 102H130V101H129ZM143 102H144V101H143ZM146 102H147V100H146ZM203 102H204V101H203ZM214 102H215V101H214ZM221 102H222V101H221ZM232 102H234V101H232ZM236 102L239 103V101H236V100H235V105H237ZM242 102H243V101H241V103H242ZM17 103H18V101H17ZM20 103H21V102H20ZM33 103H34V105H35L37 102L35 101V102H33ZM45 103H47V102H45ZM60 103H62V102H60ZM118 103H116V104H118ZM148 103H149V102H148ZM204 103H205V102H204ZM217 103H218V101H217ZM219 103H220V102H219ZM243 103H244V102H243ZM13 104H15V103H13ZM39 104H41V103H39ZM50 104H51V103H50ZM92 104H93V102H92ZM103 104H104V103H103ZM103 104H102V105H103ZM122 104H123V106H124V103H122ZM129 104H130V103H129ZM132 104H133V103H132ZM132 104H130V105H132ZM136 104H137V103H136ZM150 104H151V103H150ZM206 104L208 105V103H206ZM213 104H214V103H213ZM10 105H11V104H10ZM21 105H22V104H21ZM27 105H28V103H27ZM27 105H26L25 107H27ZM34 105H33V106H34ZM37 105H38V104H37ZM48 105H49V103H48ZM56 105H58V103H57ZM56 105H55V106H56ZM59 105H60V104H59ZM61 105H62V104H61ZM65 105H66V104H65ZM70 105H71V104H70ZM104 105H105V104H104ZM106 105H107V104H106ZM133 105H135V103H134ZM152 105H153V104H152ZM219 105H220V104H219ZM232 105H234V104H232ZM242 105H243V104H242ZM242 105H241V106H242ZM5 106H6V105H5ZM14 106H15V105H14ZM23 106H24V105H23ZM29 106H30V104H29ZM29 106H28V107H29ZM87 106H88V105H87ZM90 106H92V105H90ZM98 106H99V105H98ZM115 106H117V105H115ZM144 106H146V105H144ZM149 106H151V105H149ZM262 106H264V105H262ZM16 107H17V105H16ZM16 107H15V108H16ZM18 107L20 108L21 106H18ZM70 107H71V106H70ZM74 107H75V106H74ZM93 107H95V106H93ZM131 107H132V106H131ZM136 107H137V106H136ZM136 107H135V108H136ZM139 107H140V105H139ZM208 107H209V105H208ZM218 107H219V106H218ZM223 107H224V109H225L226 106H223ZM236 107H237V106H236ZM238 107H240V105H238ZM22 108H23V107H22ZM30 108H32V107L30 106ZM40 108H41V107H40ZM47 108H48V107H47ZM50 108H52V107H50ZM110 108H111V107H110ZM112 108H113V107H112ZM121 108H122V107H121ZM124 108H125V107H124ZM153 108H154V107H153ZM232 108H234V107H231V109H232ZM260 108H261V107H260ZM45 109H46V108H45ZM57 109H58V108H57ZM86 109H87V108H86ZM108 109H109V108H108ZM148 109H149V108H148ZM210 109H211V108H210ZM220 109H221V108H220ZM224 109H223V110H224ZM235 109H236V108H235ZM241 109H242V108H241ZM241 109H240V110H241ZM263 109H264V108H263ZM263 109H262V110H263ZM16 110L19 111V109H16ZM16 110H15V111H16ZM22 110H23V109H21V111H22ZM52 110H53V109H52ZM60 110H61V109H60ZM64 110H65V109H64ZM70 110H71V109H70ZM104 110H105V109H104ZM116 110H117V109H116ZM119 110H120V109H119ZM122 110H123V109H122ZM129 110H131V108H130ZM212 110H213V109H212ZM227 110H228V109H227ZM242 110H244V109H242ZM259 110H261V109H259ZM4 111H5V110H4ZM7 111H8V109H7ZM21 111H19V112H21ZM57 111H58V110H57ZM68 111H69V110H68ZM113 111H114V110H113ZM127 111H128V110H127ZM214 111H216V110H214ZM221 111H222V110H221ZM233 111H234V110H233ZM237 111H239V110H237ZM263 111H264V110H263ZM19 112H18L17 115H19ZM26 112H27V110H26ZM29 112H31V111H29ZM75 112H76V111H75ZM80 112H81V111H80ZM82 112H83V110H82ZM94 112H96V111H94ZM100 112H103V110L100 111ZM133 112H134V111H133ZM145 112H146V111H145ZM222 112H223V111H222ZM243 112H244V111H242V113H243ZM16 113H17V112H15L14 115H16ZM32 113H33V112H32ZM42 113H43V111H42ZM50 113H51V112H50ZM56 113H57V112H56ZM85 113H86V112H85ZM89 113H90L91 115H93L90 111H89ZM108 113H110V112H108ZM111 113H112V112H111ZM114 113H115V112H114ZM114 113H113V114H114ZM141 113H142V112H141ZM224 113H228V111H227V112L225 111ZM224 113H223V114H224ZM239 113H240V112H239ZM245 113L248 114L247 110H246ZM258 113H259V112H258ZM6 114H7V113H6ZM9 114H10V113H9ZM12 114H13V113H12ZM29 114H30V113H29ZM37 114H38V113L36 112V115H37ZM47 114H48V113H47ZM66 114H67V113H66ZM69 114H70V113H69ZM96 114H97V113H96ZM119 114H120V113H119ZM119 114H118V115H119ZM129 114H132V113H129ZM133 114H134V113H133ZM139 114H140V113H139ZM175 114H176V113H175ZM214 114H215V113H214ZM230 114H231V113H229V115H230ZM235 114H236V111H235ZM2 115H3V113H2ZM22 115H23V113H22ZM34 115H35V112H34L33 116H34ZM48 115H49V114H48ZM53 115H54V114H53ZM55 115H57V114H55ZM58 115H59V114H58ZM94 115H95V113H94ZM105 115H106V114H105ZM116 115H117V114H116ZM123 115H124V113H123ZM140 115H142V114H140ZM150 115H151V114H150ZM178 115H181V114L178 113ZM215 115H216V114H215ZM217 115H218V114H217ZM224 115H225V114H224ZM260 115H261V114H260ZM6 116H7V115H6ZM20 116H21V115H20ZM39 116H40V115H39ZM65 116H66V115H65ZM83 116H84V114H83ZM108 116H109V115H108ZM137 116H138V115H137ZM220 116H221V115L219 114V117H220ZM225 116L228 117V115H225ZM233 116H235V115L233 114ZM249 116H250V115H249ZM9 117L11 118L10 115H9ZM26 117H27V116H26ZM49 117H50V116H49ZM70 117H71V116H70ZM98 117H99V115H98L96 118H98ZM103 117H105V116H103ZM110 117H111V116H110ZM112 117L114 118V116H112ZM115 117H116V116H115ZM122 117H124V116H122ZM132 117H134V116H132ZM138 117H139V116H138ZM142 117H143V116H142ZM151 117H152V116H151ZM180 117H181V116H180ZM182 117H184V116H182ZM182 117H181V118H182ZM221 117H223V116H221ZM221 117H220V118H221ZM227 117H226V118H227ZM242 117H243V116H242ZM13 118H14V116H13ZM13 118H12V119H13ZM21 118H22V117H21ZM44 118H45V117H44ZM64 118H65V117H64ZM78 118H79V117H78ZM78 118H77V119H78ZM86 118H87V117H86ZM94 118H95V117H94ZM96 118H95V119H96ZM101 118H102V117H101ZM101 118H99V119H101ZM105 118H106V117H105ZM128 118H129V117H128ZM143 118H146V117H143ZM153 118H154V117H153ZM178 118H179V117H178ZM223 118H224V117H223ZM223 118H222V119H223ZM226 118H225V119H226ZM232 118H233V117H232ZM232 118H230V119H232ZM234 118H236V117H234ZM234 118H233V119H234ZM240 118H241V117H240ZM245 118H246V117H245ZM6 119H7V118H6ZM15 119H17L16 116H15ZM19 119H20V118H18V120H19ZM22 119H23V118H22ZM27 119H28V118H27ZM31 119H32V118H31ZM33 119H34V117H33ZM36 119L38 120L39 117H38V118L36 117L34 121H36ZM49 119H50V118H49ZM80 119H81V118H80ZM88 119H89V118H88ZM99 119H98V120H99ZM120 119H121V118H120ZM123 119H125V118H123ZM174 119H175V118H174ZM182 119H183V118H182ZM233 119H232V120H233ZM18 120H17V121H18ZM39 120H40V119H39ZM54 120H55V119H54ZM106 120H108V119H106ZM106 120H104V121L102 120V122H104L105 125H106V123H107ZM116 120H118V118H117ZM139 120H140V119H139ZM178 120H179V119H178ZM237 120H238V119H237ZM0 121H1V120H0ZM24 121H25V119H24ZM26 121H29V120H26ZM43 121H44V120H43ZM50 121H51V120H50ZM55 121H56V120H55ZM88 121H89V120H88ZM100 121H101V120H100ZM125 121H126V120H125ZM128 121H129V120H128ZM131 121H132V120H131ZM146 121H147V120H146ZM181 121H182V120H180V121L178 122V121L176 120V122H178V123H181ZM206 121H207V120H206ZM218 121H219V120H218ZM220 121L223 122V120H221V119H220ZM220 121H219L218 123H221ZM225 121H226V120H225ZM243 121H244V120H242V122H243ZM4 122H5V121H4ZM22 122H23V120H22ZM40 122H41V121H40ZM47 122H48V120H47ZM91 122H92V120H91ZM94 122H95V120H94ZM98 122H99V121H98ZM113 122H114V120H113ZM143 122H144V121H143ZM216 122H217V121H216ZM216 122H215V124H216ZM231 122H232V121H231ZM235 122H236V121H235ZM8 123H9V122H8ZM14 123H15V122H14ZM34 123H35V122H34ZM36 123L38 124L39 122L36 121ZM49 123H51V122H49ZM110 123H111V122H110ZM182 123H183V122H182ZM209 123H210V122H207L206 124H209ZM225 123H226V122H225ZM238 123H239V122H237V124H238ZM245 123H246V121H245ZM4 124H5V123H3V126H4ZM25 124H26V122H25ZM25 124H24V125H25ZM55 124H56V123H55ZM88 124H89V123H88ZM117 124H118V123H117ZM117 124H114V126L117 125ZM119 124H120V123H119ZM137 124H139V123H137ZM176 124H177V123H176ZM183 124H184V123H183ZM210 124H211V123H210ZM210 124H209V125H210ZM213 124H214V123H213ZM226 124H227V123H226ZM226 124H225V125H226ZM232 124H233V123H232ZM237 124H236V125H237ZM250 124H251V123H250ZM6 125H7V124H6ZM28 125H29V124H28ZM38 125H39V124H38ZM38 125H37V126H38ZM44 125H45V124H44ZM44 125L42 124L41 126L39 125L38 127H43ZM48 125H49V124H48ZM51 125H52V124H51ZM68 125H69V124H68ZM68 125H67V126H68ZM78 125H79V124H78ZM83 125H84V124H83ZM94 125H95V123H94ZM97 125H98V124H97ZM101 125H102V124H101ZM133 125H134V124H133ZM177 125H178V124H177ZM180 125H181V124H180ZM194 125H195V124H194ZM243 125H244V124H243ZM0 126H1V124H0ZM21 126H22V125H21ZM45 126H46V125H45ZM62 126H63V124H62ZM65 126H66V125H65ZM76 126H77V125H76ZM76 126H75V124H74L73 127H76ZM92 126H93V125H92ZM98 126H99V125H98ZM107 126H108V125H107ZM205 126H206V125H205ZM212 126H214V125H212ZM228 126H231V125H228ZM238 126H239V125H238ZM238 126H237V127H238ZM248 126H249V122H248ZM26 127H28V126L26 125ZM33 127H34V125H33ZM60 127H61V126H60ZM69 127H70V126H69ZM99 127H100V126H99ZM101 127H102V126H101ZM110 127H111V126H110ZM116 127H117V126H116ZM129 127H130V126H129ZM150 127H151V124H149V123H140V128L150 129ZM178 127H179V126H178ZM202 127H203V126H202ZM214 127H215V126H214ZM218 127H219V126H218ZM218 127L216 126V128H218ZM234 127H236V126L234 125ZM250 127H252V126H250ZM250 127H249V128H250ZM3 128H4V127H1V129H3ZM6 128H7V127H6ZM9 128H10V127H9ZM17 128H18V127H17ZM43 128H46V129H47V126H46V127H43ZM70 128H71V127H70ZM81 128H82V127H81ZM81 128H80V127H79V128H76V129H74L73 132H70V133H64V134H63L64 136L61 134L62 137H64V138H62V140L60 139V140H61V146H62V148H63V157L58 156V157H61L62 159L59 160V161L56 160L55 163L52 161V162H53V163H52L53 165L51 164L52 166H51V165H48V166H50L52 172H53V173H56V169H55V168H56L57 163L62 164V172H64V173H67V172H68V174H69V172L72 171V173H70V175H69L70 180H74V179H78V180H79V179H82V177L79 178L77 175H80V174L83 175V171L80 169V167L82 166V162H83L82 160H83L84 158H82V160L80 159L81 161L78 159L77 161H75L76 163L73 164L74 159L71 160V159L69 158V157H71V156L67 157L66 155H68V154L65 153V152L68 151V150L71 151V150H75V149H77L78 147H80V144H81V143L79 144V141L82 140V138H83L84 135H85V134H84V135L82 136V133H83V132H81V130H82ZM83 128H84V127H83ZM85 128H86V127H85ZM94 128H96V127H94ZM108 128H109V127H108ZM117 128H118V127H117ZM120 128H122V127L120 126ZM124 128H125V127H124ZM127 128H128V127H127ZM172 128H173V127H172ZM172 128H171V129H172ZM223 128H226V127H223ZM252 128H253V127H252ZM22 129H23V128H22ZM22 129H20V130H22ZM26 129H27V128H26ZM55 129H56V128H55ZM55 129H54V130H55ZM58 129H59V128H58ZM60 129H61V128H60ZM89 129H90V128H88V130H89ZM202 129H203V128H202ZM205 129H207V128H204V132H205ZM208 129H209V128H208ZM212 129H213V128H212ZM231 129H232V128H231ZM3 130H4V129H3ZM3 130H2V131H3ZM30 130H31V129H30ZM38 130H39V129H38ZM54 130H51V131H54ZM68 130H69V129H68ZM71 130H73V129H71ZM93 130H94V129H93ZM109 130H110V129H109ZM210 130H211V129H210ZM215 130H216V129H215ZM215 130H213V131H215ZM220 130H221V129H219V131H216V132H220ZM222 130H223V129H222ZM224 130H225V129H224ZM227 130H228V129H226V131H227ZM234 130H235V129H233V131L230 130V133H231V132H234ZM247 130H248V129H247ZM2 131H1V132H2ZM23 131H25V130H23ZM28 131H29V130H28ZM46 131H47V130H46ZM63 131H64V130H63ZM86 131H87V130H86ZM90 131H92V130H90ZM120 131H121V130H120ZM126 131H127V130H126ZM173 131H174V130H173ZM207 131H208V130H207ZM250 131H251V130H250ZM6 132H7V131H6ZM10 132H11V131H10ZM17 132H18V131H17ZM38 132H39V131H38ZM40 132H42V131H40ZM100 132H101V131H100ZM106 132H107V131H106ZM108 132H109V131H108ZM113 132H114V131H113ZM123 132H124V130H123ZM133 132H134V131H133ZM133 132H132V133H133ZM189 132H190V131H189ZM204 132H202V133L200 132V133L203 134ZM23 133H24V132H23ZM30 133H31V132H30ZM30 133H29V134H30ZM33 133H34V131H33ZM87 133H89V132L87 131ZM111 133H112V131H111ZM119 133H120V132H119ZM124 133H125V132H124ZM134 133H135V132H134ZM208 133H209V132H208ZM208 133H206V137H207V134H208ZM228 133H229V132H228ZM252 133H255V131H254V132L252 131ZM0 134H1V133H0ZM12 134H13V133H12ZM37 134H38V133H37ZM98 134H99V133H98ZM128 134H129V132H128ZM142 134H143V133H142ZM147 134H149V131H148ZM210 134L212 135V133H210ZM214 134H215V132L213 133V135H214ZM220 134H221V133H220ZM4 135H5V134H4ZM7 135H8V134H7ZM18 135H19V134H18ZM25 135L27 136V134H25ZM25 135H24V136H25ZM32 135H33V134H32ZM34 135H36V133H34ZM43 135H44V132H43ZM51 135H52V134H51ZM96 135H97V133H96ZM112 135H114V134H112ZM120 135H121V134H119L118 137H120ZM126 135H127V133H126ZM129 135H131V134H129ZM136 135H137V134H136ZM197 135H198V134H197ZM204 135H205V134H203V136H204ZM231 135H232V134H230L229 136H231ZM22 136H23V135H22ZM36 136H37V135H36ZM49 136H50V135H49ZM56 136H57V135H56ZM59 136H60V135H59ZM92 136H94V135H92ZM97 136H98V135H97ZM104 136H105V135H104ZM108 136H109V135H108ZM141 136H142V135H141ZM145 136H146V135H145ZM216 136L219 137V135H216ZM7 137H8V136H7ZM7 137H4V138H7ZM11 137H12V135H11ZM87 137H88V136H87ZM100 137H101V136H100ZM110 137H112V136H110ZM121 137H122V136H121ZM137 137H138V136H137ZM206 137H204V140H202V142H203L205 145H208V144H207V143H208V139H206ZM220 137H221V136H220ZM4 138H3V139H4ZM12 138H13V137H12ZM14 138H15V137H14ZM27 138H28V137H27ZM32 138H33V136H32ZM32 138H29V139L31 140ZM34 138H35V137H34ZM47 138H48V137H47ZM49 138H50V137H49ZM54 138H55V137H54ZM54 138H52V139H54ZM96 138H97V137H96ZM113 138H115V135H114ZM113 138H112V139H113ZM195 138H196V137H195ZM214 138H215V136H214ZM222 138H223V136H222ZM8 139H9V138H8ZM15 139H17V138H15ZM15 139H14V141H15ZM22 139H23V138H22ZM35 139H36V138H35ZM38 139H39V137H38ZM40 139H41V138H40ZM98 139H101V138L98 137ZM120 139H121V138H120ZM124 139L127 140L126 138H124ZM140 139H143V138H140ZM144 139H145V137H144ZM218 139H219V138H218ZM229 139H230V138H229ZM1 140H2V138H1ZM11 140H13V139H11ZM24 140H26V139H24ZM48 140H49V139H48ZM114 140H116V139H114ZM132 140H133V139H132ZM136 140H138V139H136ZM214 140H215V139H214ZM221 140H222V139H221ZM16 141L18 142V139H17ZM27 141H28V140H27ZM35 141H36V140H35ZM35 141L33 140V143H35ZM49 141H50V140H49ZM87 141H88V140H87ZM97 141H98V140H97ZM102 141H103V140H102ZM107 141H108V140H107ZM109 141H110V140H109ZM139 141H140V140H139ZM144 141H145V140H144ZM228 141H229V140H228ZM258 141H259V140H258ZM39 142H40V141H39ZM41 142H42V141H41ZM43 142H44V141H43ZM84 142H86V139H85ZM90 142H91V141H90ZM92 142H93V141H92ZM103 142H104V141H103ZM103 142H102V143H103ZM105 142H106V141H105ZM119 142H120V141H119ZM119 142H118V143H119ZM121 142H123V139H122ZM128 142H129V141H128ZM179 142H181V141H179ZM221 142H222V141H221ZM221 142H220V143H221ZM225 142H226V141H225ZM259 142H261V141H259ZM9 143H10V142H9ZM18 143H19V142H18ZM36 143H37V142H36ZM115 143H116V142H115ZM138 143H139V142H138ZM144 143H145V142H144ZM144 143H142V144H144ZM215 143H217V140H215ZM220 143H218L219 146L222 145V144L220 145ZM223 143H224V142H223ZM230 143H231V142H230ZM22 144H23V142H22ZM29 144H30V143H29ZM29 144H28V145H29ZM41 144H43V143H41ZM109 144H110V143H109ZM120 144H121V143H120ZM197 144H199V143H197ZM197 144H196V145H197ZM201 144H202V143H201ZM211 144H212V143H211ZM224 144H225V143H224ZM4 145H5V144H4ZM6 145H7L6 148H8V144H6ZM35 145H36V144H35ZM50 145H51V144H50ZM57 145H58V144H57ZM87 145H88V144H87ZM90 145H91V147H92V144H90ZM100 145H101V144H100ZM126 145H128V144H126ZM231 145H233V143H232ZM9 146L11 147L12 145H9ZM17 146L19 147V144H18ZM22 146H24V145H22ZM30 146H31V145H30ZM52 146H53V145H52ZM52 146H50V147H52ZM55 146H56V145H55ZM97 146H98V145H97ZM117 146H119V145H117ZM117 146H116V149H117ZM120 146H121V145H120ZM200 146H201V145H200ZM224 146H225V145H224ZM229 146H230V145H229ZM10 147H9V148H10ZM32 147H34V146L32 145L31 148H32ZM39 147H40V146H39ZM47 147H48V146H47ZM81 147H82V146H81ZM81 147H80V148H81ZM93 147H94V146H93ZM121 147H122V146H121ZM127 147H128V146H127ZM133 147H134V146H133ZM140 147H141V146H140ZM140 147H139V148H140ZM195 147H198V146H195ZM209 147H211V146H209ZM221 147H222V146H221ZM20 148H21V147H20ZM28 148H29V146H28ZM37 148H38V147H37ZM82 148H83V147H82ZM96 148H97V147H96ZM106 148H107V147H106ZM212 148H214V146H213ZM215 148H217V147L215 146ZM222 148H223V147H222ZM34 149H35V148H34ZM45 149H46V148H45ZM58 149H59V147H58ZM78 149H79V148H78ZM98 149H99V147H98ZM102 149H103V147H102ZM112 149H113V148H112ZM112 149H111V150H112ZM121 149H122V148H121ZM136 149H137V147H136ZM169 149H170V148H169ZM173 149H174V148H173ZM173 149H172V150H173ZM203 149H204V148H203ZM206 149H208L207 146H206ZM218 149H219V148H218ZM220 149H221V148H220ZM5 150H6V149H4L3 151H5ZM26 150H27V149H26ZM52 150L54 151V149H52ZM61 150H62V149H61ZM84 150L86 151V149H84ZM84 150H83V151H84ZM89 150H90V148H89ZM91 150H92V149H91ZM103 150H104V149H103ZM106 150H107V149H106ZM108 150H109V149H108ZM108 150H107V151H108ZM111 150H110V151H111ZM118 150H119V149H118ZM132 150H133V149H132ZM165 150H166V149H165ZM175 150H176V149H175ZM180 150H181V149H180ZM198 150H199V148H198ZM223 150H224V148H223ZM0 151H1V150H0ZM21 151H22V150H21ZM33 151H34V150H33ZM93 151H94V150H93ZM98 151H99V150H98ZM100 151H101V150H100ZM112 151H113V150H112ZM114 151H115V150H114ZM114 151H113V152H114ZM116 151H117V150H116ZM116 151H115V152H116ZM123 151H124V149H123ZM133 151H135V150H133ZM167 151H168V150H167ZM183 151H184V150H183ZM196 151H197V148H196ZM199 151H201V150H199ZM207 151H208V150H207ZM207 151H205V152H207ZM210 151H211V150H210ZM230 151H231V149H230ZM15 152L17 153L18 151H15ZM28 152H29V151H28ZM36 152H37V150H36ZM42 152H43V151H42ZM42 152H41V153H42ZM47 152H48V151H47ZM127 152H128V151H127ZM173 152H174V150H173ZM181 152H182V150H181ZM189 152H190V150H189ZM202 152H203V151H202ZM225 152H226V151H225ZM2 153H3V152H2ZM2 153H1V155H2ZM5 153H6V152H5ZM10 153H11V152H10ZM25 153H27V151H26ZM33 153H34V152H33ZM33 153H32V154H33ZM38 153H39V152H38ZM41 153H40V154H41ZM71 153H72V152H71ZM76 153H77V152H76ZM80 153H81V152H80ZM83 153H84V152H83ZM85 153H87V152H85ZM89 153H91V152L89 151ZM93 153H95V152H93ZM120 153H121V151H120ZM120 153H119V154H120ZM123 153H124V152H123ZM158 153H159V152H158ZM167 153H168V152H167ZM191 153H192V152H191ZM8 154H9V153H8ZM13 154H14V152H13ZM20 154H22V153H20ZM29 154H30V153H29ZM34 154H35V153H34ZM47 154H48V153H47ZM55 154H57V153H55ZM61 154H62V153H61ZM61 154H60V155H61ZM65 154H66V155H65ZM107 154H109V153H107ZM112 154H113V153H112ZM112 154H111V155H112ZM125 154H126V153H125ZM134 154H135V153H134ZM156 154H157V153H156ZM161 154H162V153H161ZM161 154H160V156H161ZM165 154H166V153H165ZM165 154H163V156H164ZM172 154H173V153H172ZM184 154L186 155V153H184ZM188 154H189V153H188ZM197 154H198V153H197ZM197 154H196V155H197ZM206 154H207V153H206ZM227 154H228V151H227ZM27 155H28V154H27ZM58 155H59V154H58ZM72 155H73V154H72ZM78 155H79V154H78ZM88 155H89V154H88ZM96 155H97V154H96ZM104 155H105V151H104ZM117 155H118V153H117ZM130 155H132V153H131ZM136 155H138V154L136 153ZM139 155H140V154H139ZM144 155H145V154H144ZM170 155H171V152H170ZM194 155H195V154H194ZM225 155H226V154H225ZM2 156H3V155H2ZM7 156H8V155H7ZM13 156H14V155H13ZM13 156H12V157H13ZM51 156H52V155H51ZM81 156H82V155H81ZM102 156H103V155H102ZM141 156H142V155H141ZM145 156H146V155H145ZM156 156H158V155H156ZM163 156H162V157H163ZM166 156H167V154H166L164 157L166 158ZM171 156H172V155H171ZM174 156H175V155H174ZM190 156H191V155H190ZM190 156H189V158H190ZM228 156H229V154H228ZM49 157H50V156H49ZM73 157H74V156H73ZM73 157H72V158H73ZM79 157H80V156H79ZM90 157H93V156H90ZM110 157H111V156H110ZM120 157H121V156H120ZM126 157H127V156H126ZM137 157H138V156H137ZM146 157H147V156H146ZM162 157H160V158H161L160 160H162ZM169 157H170V156H169ZM187 157H188V156H187ZM187 157H186V158H187ZM223 157H224V156H223ZM3 158H4V157H3ZM14 158H15V157H14ZM28 158H29V157H28ZM36 158H37V157H36ZM74 158L76 159V157H74ZM108 158H109V157H108ZM124 158H125V157H124ZM128 158H129V157H128ZM133 158H134V157H133ZM133 158H132V159H133ZM139 158H140V157H139ZM144 158H145V157L140 158V159H137V160L135 161L134 165H132V166H129V165H128V167H126V165H124L126 168H124V167H123V168L126 169V174L129 173V174H131V175L133 176V178H136V179H138L139 177H141V176H142V175H141L142 172H141L140 170H145L144 168L146 167V166L140 164V163H142V160H144ZM157 158H158V157H157ZM184 158H185V157H184ZM196 158H197V157H196ZM225 158H227V157H225ZM0 159H2V157H1ZM4 159H5V158H4ZM25 159L28 160L27 158H25ZM29 159H30V158H29ZM39 159H40V158H39ZM52 159H53V158H52ZM90 159H91V158H90ZM92 159H93V158H92ZM96 159H98V158H96ZM102 159H103V158H102ZM113 159H114V158H113ZM121 159H122V158H121ZM148 159H149V158H148ZM158 159H159V158H158ZM158 159H156V161H157ZM175 159H176V158H175ZM178 159H179V158H178ZM182 159H183V158H182ZM182 159H181V160H182ZM190 159H191V158H190ZM2 160H3V159H2ZM2 160H1V161H2ZM5 160H6V159H5ZM5 160H4V161H5ZM26 160L23 159V160H21V161H24V163H27ZM63 160H65V161L63 162ZM94 160H95V159H94ZM117 160H119V159H117ZM134 160H135V159H134ZM134 160H133V161H134ZM145 160H147V159L145 158ZM166 160H167V158H166ZM179 160H180V159H179ZM179 160H177V162H178ZM14 161H15V160H14ZM35 161H36V160H35ZM46 161H49V160H46ZM50 161H51V159H50ZM84 161H85V159H84ZM108 161H110V160L107 159V162H108ZM114 161H116V159H115ZM121 161H122V160H121ZM126 161H127V159H126ZM126 161H125V164H126ZM158 161H159V160H158ZM169 161H170V160H169ZM171 161H172V160H171ZM171 161H170V162H171ZM182 161H183V160H182ZM196 161H198V160H196ZM5 162H6V161H5ZM5 162H3V165H5V164H4ZM61 162H62V163H61ZM88 162H89V161H88ZM91 162H92V161H91ZM91 162H90V163H91ZM107 162H104V163H107ZM167 162H168V160H167ZM9 163H10V162H9ZM14 163L17 164L16 162H14ZM47 163H48V162H45V161L42 159L41 161H38V162H37V167H38V166H39V167H42V168H43V167H46ZM85 163H87V162H85ZM119 163H120V162H119ZM173 163H174V162H173ZM192 163H193V162H192ZM15 164H14V165H15ZM20 164H21V163H20ZM27 164H28V163H27ZM32 164H33V163H32ZM80 164H81V166H79ZM83 164H84V163H83ZM87 164H88V163H87ZM98 164H99V163H98ZM114 164H115V163H114ZM168 164H170V163L168 162ZM181 164H182V163H181ZM184 164H185V162H184ZM196 164H197V163H196ZM11 165H12V163H11ZM18 165H19V164H18ZM91 165H92V164H91ZM94 165H95V163H94ZM100 165H101V164H100ZM112 165H113V164H112ZM119 165H120V164H119ZM119 165H118V166H119ZM136 165H137V166H136ZM159 165H160V164H159ZM162 165H163V163H162ZM166 165H167V164H166ZM170 165H171V164H170ZM177 165H179V164H177ZM92 166H93V165H92ZM135 166H136V170H135ZM164 166H165V163H164ZM174 166H175V165H174ZM174 166H173V168H174ZM188 166H189V165H188ZM193 166H194V164H193ZM196 166H197V165H196ZM250 166H251V165H250ZM5 167H6V166H5ZM5 167H4V169H5ZM7 167H8V166H7ZM24 167H25V166H24ZM30 167H31V165H30ZM32 167H33V166H32ZM39 167H38V168H39ZM82 167H87V166H82ZM82 167H81V168H82ZM90 167H91V166H90ZM90 167H88V169H89ZM96 167H97V166H96ZM161 167H162V166H161ZM161 167H160V168H161ZM169 167H170V166H169ZM177 167H178V166H176V168H177ZM186 167H187V166H186ZM190 167H192V165H191ZM1 168H2V167H1ZM1 168H0V169H1ZM9 168H10V166H9L8 168H6V170L9 169ZM22 168H23V167H22ZM34 168H35V167H34ZM101 168H102V167H101ZM170 168H171V167H170ZM176 168H175V171H176ZM252 168H253V167H252ZM15 169H16V166H15ZM25 169H26V168H25ZM84 169H85V168H84ZM84 169H83V170H84ZM90 169H91V168H90ZM94 169H95V168H94ZM97 169H98V167H97ZM119 169L121 170L120 167H119ZM161 169H162V168H161ZM171 169H172V168H171ZM186 169H188V167H187ZM195 169H196V168H195ZM20 170H21V168H20ZM30 170H31V169H30ZM92 170H93V168H92ZM98 170H99V169H98ZM108 170H109V169H108ZM112 170H113V169H112ZM164 170H165V168H164ZM172 170H173V169H172ZM183 170H184V167H183ZM190 170H191V169H190ZM200 170H201V168L198 169V171H200ZM11 171H12V170H11ZM11 171H10V172H11ZM17 171H19V170H17ZM17 171H16V172H17ZM40 171H41V170H40ZM43 171H44V170H43ZM46 171H47V170H46ZM114 171H115V170H114ZM122 171H123V170H122ZM162 171H163V170H162ZM173 171H174V170H173ZM186 171H187V170H186ZM1 172H2V171H1ZM1 172H0V173H1ZM7 172H8V171H7ZM16 172H15V174H16ZM30 172H31V171H30ZM35 172H36V171H35ZM87 172H88V171H87ZM98 172H99V171H98ZM101 172H102V171H101ZM104 172H105V171H104ZM154 172H155V171H154ZM164 172H165V171H164ZM166 172H167V171H166ZM170 172H171V171H170ZM194 172H195V171H194ZM194 172H193V173H194ZM196 172H197V171H196ZM201 172H202V171H201ZM36 173H37V172H36ZM44 173H46V172H44ZM93 173H94V172H93ZM96 173H97V172H96ZM116 173H117V172H116ZM116 173H115V174H116ZM157 173H159V172H157ZM161 173H162V172H161ZM173 173H174V172H173ZM173 173H172V174H173ZM179 173H180V172H179ZM184 173H185V172H184ZM188 173H189V171H188ZM190 173H191V172H190ZM199 173H200V172H199ZM250 173H251V172H250ZM2 174H3V173H2ZM6 174H7V173H6ZM11 174H12V173H11ZM18 174H19V173H18ZM30 174H31V173H30ZM61 174H62V173H61ZM85 174H87V173H85ZM101 174H102V173H101ZM109 174H110V173H109ZM144 174H145V173H144ZM159 174H160V173H159ZM164 174H166V173H164ZM164 174H163V175H164ZM175 174H176V173H175ZM252 174H253V173H252ZM252 174H251V176H252ZM4 175H5V173H4ZM19 175H20V174H19ZM19 175H17V176H19ZM31 175H32V174H31ZM42 175H43V172L41 171V172L39 173V175H37V176H38V177H41ZM56 175H57V173H56ZM93 175H94V174H93ZM105 175H106V174H105ZM105 175H104V176H105ZM113 175H114V174H113ZM167 175H168V174H167ZM177 175H179V174H177ZM181 175H182V173H181ZM199 175H202V174L200 173ZM0 176H1V174H0ZM27 176H28V175H27ZM29 176H30V175H29ZM32 176H33V175H32ZM37 176L35 175V177H37ZM44 176H45V175H44ZM44 176H43V177H44ZM57 176H59V174H58ZM91 176H92V174H91ZM91 176H90V177H91ZM96 176L98 177L99 175H96ZM101 176H103V174H102ZM121 176H122V175H121ZM121 176H120V174H119V177H121ZM173 176H174V175H173ZM173 176H172V177H173ZM185 176H186V175H185ZM188 176H189V175H188ZM188 176H187L186 178H188ZM191 176H192V175H191ZM197 176H198V173H197ZM197 176H195L196 179H197ZM15 177H16V176H15ZM25 177H26V176H25ZM46 177L48 178V176H46ZM64 177H66V175H65ZM71 177H72V178H71ZM85 177H86V176H85ZM90 177H89V179H90ZM112 177H113V176H112ZM114 177H115V175H114ZM153 177H154V175H153ZM158 177H159V175H158ZM165 177H166V176H165ZM165 177H164V178H165ZM172 177H171V178H172ZM182 177H183V176H182ZM252 177H255L254 174H253ZM252 177L249 176V178H252ZM17 178L19 179V177H17ZM17 178H16V179H17ZM22 178H23V177H22ZM50 178H52V177H50ZM61 178H62V177H61ZM66 178H68V177H66ZM83 178H84V177H83ZM92 178H94V176H92ZM92 178H91V179H92ZM106 178H108V177H106ZM110 178H111V177L109 176L108 179H110ZM124 178H125V177H124ZM155 178H156V176H155ZM192 178H193V176H192ZM255 178H256V177H255ZM263 178H264V177H263ZM263 178H262V179H263ZM6 179H7V178H6ZM28 179H30V177H29ZM34 179H35V178H34ZM36 179H37V178H36ZM40 179H41V178H40ZM55 179H56V178H55ZM62 179H63V178H62ZM122 179H123V178H122ZM128 179H129V178H128ZM131 179H132V178H131ZM140 179H141V178H140ZM145 179H146V178H145ZM196 179H195V180H196ZM198 179L201 180V179H203V177H202V178H199V176H198ZM204 179L207 180V177H206V178L204 177ZM246 179H247V178H246ZM10 180H11V179H10ZM48 180H49V179H48ZM48 180H46V181H48ZM70 180H68V181H70ZM87 180H88V179H87ZM93 180H94V179H93ZM101 180H102V179H101ZM101 180H100V176H99V180H98V181H101ZM103 180H104V179H103ZM112 180H113V179H112ZM112 180H111V182H112ZM114 180H115V179H114ZM117 180H118V179H117ZM149 180H150V179H149ZM153 180H154V178H153ZM173 180H174V179H173ZM193 180H194V179H193ZM206 180H205V181H206ZM249 180H250V179H249ZM249 180H248V182H247L248 184H250V183H249ZM252 180L254 181V179H252ZM263 180H264V179H263ZM2 181H3V179H2ZM26 181H28V180H26ZM29 181H30V180H29ZM46 181H44V183H47ZM85 181H86V178H85ZM88 181H89V180H88ZM115 181H116V180H115ZM115 181H114V183H116ZM145 181L147 182V179H146ZM179 181H181V180H179ZM244 181H245V180H244ZM244 181H243V183H244ZM9 182H14V183L17 184L18 181L12 179V180L9 181ZM32 182H33V180H32ZM36 182H37V181H36ZM49 182H50V181H49ZM51 182H52V181H51ZM71 182H72V181H71ZM75 182H76V181H75ZM82 182H83V181H82ZM89 182H90V181H89ZM94 182H95V181H94ZM101 182H102V181H101ZM101 182H100V183H101ZM106 182L108 183V181H106ZM111 182H109V183H111ZM128 182H130V181H128ZM133 182H134V181H133ZM136 182H137V181H136ZM140 182H141V181H140ZM155 182H156V181H155ZM181 182H182V181H181ZM192 182H193V181H192ZM198 182H200V181H198ZM207 182H208V181H207ZM257 182H258V180H257ZM259 182H260V181H259ZM2 183H3V182H2ZM7 183H8V182H7ZM22 183H23V182H22ZM28 183H29V182H28ZM58 183H59V182H58ZM73 183H74V181H73ZM85 183H86V182H85ZM120 183H122V182L119 181V184H120ZM123 183H125V182H123ZM126 183H127V181H126ZM147 183H149V182H147ZM147 183H145V184H147ZM195 183H196V184H195ZM202 183H203V182H202ZM252 183H253V182H252ZM255 183H256V182H255ZM255 183H253V184H255ZM18 184H19V183H18ZM52 184H55V183H52ZM52 184H51V185H52ZM59 184H60V183H59ZM66 184H67V183H66ZM68 184H69V182H68ZM111 184H112V183H111ZM116 184H117V183H116ZM143 184H144V182H143ZM143 184H142V186H143ZM152 184H154V182H152ZM182 184H183V183H182ZM194 184H195V186H196V188H197V185H198L199 183H197V180H196V181L194 182ZM204 184H205V183H204ZM204 184H203L202 187H204ZM208 184H210V183H207L206 185L208 186ZM259 184H261V183H259ZM259 184H258V185H259ZM4 185H5V184H4ZM4 185H3V186H4ZM37 185H38V184H37ZM57 185H58V184H57ZM71 185H72V184H71ZM74 185H75V184H74ZM78 185H79V183H78ZM82 185H83V184H82ZM91 185H95V184L92 183ZM99 185H100V184H99ZM107 185H108V184H107ZM112 185H114V184H112ZM129 185H130V184H129ZM150 185H151V184H149V186H150ZM156 185H157V183H156ZM189 185H190V184H189ZM189 185H188V186H189ZM201 185H202V184H200V186H201ZM206 185H205V186H206ZM246 185H247V184H246ZM6 186H7V185H6ZM15 186H16V185H15ZM19 186H20V184H19ZM30 186H31V185H30ZM44 186H46V185H44ZM69 186H70V185H69ZM95 186H98V184H96ZM105 186H106V183H105ZM109 186H110V185H109ZM152 186H153V185H152ZM192 186H193V185H192ZM209 186H210V185H209ZM249 186L252 187L251 185H249ZM256 186H257V184L254 185L253 188H257ZM260 186H262V185H260ZM1 187H2V186H1ZM23 187H24V185H23ZM26 187H28V186L26 185ZM42 187H43V186H42ZM65 187H67V186H65ZM82 187H83V186H82ZM87 187H88V185H87ZM87 187H86V188H87ZM119 187H120V186H119ZM121 187H122V186H121ZM127 187H128V186H127ZM127 187H126V188H127ZM145 187H146V186H145ZM154 187H155V186H154ZM158 187H159V185H158ZM20 188H21V187H20ZM39 188H40V187H39ZM52 188H53V187H52ZM54 188H56V185H55ZM70 188H71V187H70ZM73 188H74V187H73ZM94 188H95V187H93V189H94ZM96 188H97V187H96ZM101 188H102V185H101ZM104 188H105V187H104ZM104 188H103V189H104ZM113 188H116V187L114 186ZM126 188H125V191H124L125 193H124V194H127V193H126ZM128 188H129V187H128ZM133 188H134V186H133ZM142 188H143V187H142ZM149 188H150V187H149ZM152 188H153V187H152ZM163 188H164V187H163ZM167 188H168V187H166V190H168ZM189 188H190V187H189ZM194 188H195V187H194ZM196 188H195V190H198V189H196ZM198 188H199V187H198ZM206 188H208V187H206ZM213 188H214V187H213ZM244 188H245V187H244ZM246 188H247V187H246ZM248 188H249V187H248ZM12 189H13V186H12ZM15 189H16V188H15ZM28 189H29V188H28ZM28 189H27V190H28ZM34 189H35V188H34ZM64 189H65V191L62 192V197H63L65 200H69V199L72 197V195H73V193L71 192L72 190H71V191H68V190H66V188L63 187V188H61L60 190H58V188H57V190H55L54 193H56L57 195H58V194H61V191L64 190ZM81 189H82V188H81ZM110 189H112V188H110ZM169 189H170V188H169ZM186 189H187V187H186ZM186 189H184V190H186ZM200 189L203 190V188H201V187H200ZM262 189L264 190V188L261 187V190H262ZM38 190H39V189H38ZM77 190H78V189H77ZM84 190H85V189H84ZM90 190H91V189H90ZM90 190H89V191H90ZM113 190H114V189H113ZM120 190H121V189H120ZM120 190H119V191H120ZM142 190H143V189H142ZM147 190H148V188H147ZM155 190H156V189H155ZM159 190H160V187H159ZM188 190H189V189H188ZM188 190H187V191H188ZM195 190H194V192H195ZM208 190H209V189H208ZM214 190H215V188H214ZM258 190H260V189H258ZM2 191H6V190H2ZM9 191H10V190H9ZM21 191H22V190H21ZM85 191H86V190H85ZM100 191H101V190H100ZM104 191H105V190H104ZM108 191H109V190H108ZM132 191H133V190H132ZM138 191H139V190H138ZM145 191H146V189H145ZM157 191H158V190H157ZM161 191H162V189H161ZM170 191H171V190H170ZM178 191H179V190H178ZM187 191H186V192H187ZM189 191H190V190H189ZM189 191H188V192H189ZM192 191H193V190H191V192H192ZM203 191H204V190H203ZM203 191H202V193H203ZM211 191H212V190H210L209 192H211ZM246 191H247V190H246ZM254 191H255V190H254ZM0 192H1V191H0ZM11 192H12V191H11ZM24 192H25V190L23 191V193H24ZM29 192H30V191H29ZM33 192H34V191H33ZM33 192H32V193H33ZM73 192H74V190H73ZM77 192H78V191H77ZM83 192H84V191H83ZM105 192H106V191H105ZM112 192H115V194L117 193L116 190H115V191H112ZM112 192H111V193H112ZM128 192H129V191H128ZM130 192H131V191H130ZM136 192H137V191H136ZM143 192H144V191H143ZM147 192H148V191H147ZM150 192H151V193H154V192H152V189H150ZM159 192H160V191H159ZM171 192H172V191H171ZM176 192H177V191H176ZM182 192H183V193H182V194L180 193V194L183 196V194H184L185 191H182ZM188 192H187V193H188ZM196 192H197V191H196ZM204 192H206V191H204ZM243 192H244V191H243ZM243 192H242V193H243ZM247 192H248V191H247ZM247 192H246V194L250 193V191H249L248 193H247ZM261 192H262V191H261ZM1 193H2V192H1ZM5 193H6V192H5ZM7 193H8V191H7ZM20 193H21V192H20ZM37 193H38V192H37ZM37 193H36V195H37ZM40 193L42 194L41 191H40ZM75 193H76V192H75ZM80 193H81V190H80ZM80 193H79V194H80ZM86 193H87V192H86ZM89 193H90V192H88V195H89ZM91 193H92V191H91ZM96 193H97V192H96ZM100 193H102V191H101ZM141 193H142V192H141ZM164 193L166 194V193H169V192H168V191H167V192L164 191L163 194H164ZM211 193H212V192H211ZM242 193H241V195H242ZM251 193H252V192H251ZM251 193H250V195L254 196L253 193H252V194H251ZM258 193H259V192H258ZM3 194H4V193H3ZM8 194H9V193H8ZM10 194H11V193H10ZM12 194H13V193H12ZM30 194H31V192H30ZM52 194H53V193H52ZM79 194H78V195H79ZM93 194H94V193H93ZM117 194H118V193H117ZM117 194H116V195H117ZM120 194H122V193H120ZM128 194H129V193H128ZM144 194H145V192H144ZM146 194H147V193H146ZM148 194H149V193H148ZM156 194H157V192H156ZM161 194H162V192H161ZM161 194H160V195H161ZM174 194H175V192H174ZM178 194H179V193H178ZM189 194H190V193H189ZM189 194H188V195H189ZM193 194H194V193H193ZM196 194H197V193H196ZM199 194H200V193H199ZM204 194L206 195L207 193H204ZM256 194H257V193H256ZM262 194H263V193H262ZM0 195H1V194H0ZM26 195H27V194H26ZM53 195H54V194H53ZM75 195H76V194H75ZM81 195H82V194H81ZM90 195H91V194H90ZM110 195H112V194H110ZM132 195H133V193H132ZM136 195H137V194H136ZM141 195H142V194H141ZM157 195H159V194H157ZM157 195H154V194H153V196L151 195V198H148V197H147V198L142 197L140 200H139V196H138V197L136 196L135 198H134V197H130L129 199H126V198H125V195H124V200H126V201H125V205L131 210L130 213L136 212L137 209H138L139 211H138V213H137V217H135L136 219H135V220L133 219V220H134L133 222H132L131 220H129V219H127V220H129V221H126V220H125V222H124V220H122V219H124L125 216H126L127 214L129 215V213L127 212L129 209L126 208L127 210H126V209L123 210V208H122L121 211H122V212H123V211H126L127 214H125V213H124L125 215L122 214V217L119 218V220L121 219V220L123 221L122 223H126V224H127L128 222L130 223V221H131V227H130V228H125V229L120 228V232L117 231V230H115V229H113L112 226L109 225V223H108V225L103 224V223H102V219H103L105 216H103V215L100 213V218H98V219H99L98 222L100 221V228H96L97 226H96V227L93 226L94 228H96V232H97V233H96V235H95V240H93V241L90 240L91 242L94 243L93 247L96 246V245H98V244H102V242H104V240L106 239V237H105V238H100V236H101V235L103 236V233H104L105 231H106V233H108V232H107V229L110 230L111 232H113L115 235H120V236L123 238V241H122L123 245H126V248H124V249H120V251H119L117 254H115V255H110L109 258H108V263H104V264H130V261H129L128 258H127V256H128V254H126L127 252H132V253L135 252V253H137V254L139 253V254H146V255H148L149 252L152 253L151 251H153L155 248H154V244H153V243H149V240H151V237H154V236L156 235L157 232L155 233L154 236L151 235V234H153V233L149 234V233L151 232V230H153V229H152L153 226H151V225L154 224V226H155L156 224H158V226H159L160 223H161L160 220H155L157 216H156L155 218H153V216L156 215V214H155V212H156V205H157V204L160 205V203H158V202H161V201H159ZM160 195H159V196H160ZM167 195H168V194H167ZM172 195H173V194H172ZM190 195H191V194H190ZM197 195H198V194H197ZM205 195H204V196H205ZM211 195H212V194H211ZM243 195H244V194H243ZM258 195H259V194H258ZM14 196H15V195H14ZM39 196H40V195H39ZM43 196H44V195H43ZM43 196H42V197H43ZM48 196H49V195H47V197H48ZM51 196H52V195L50 194V198H51ZM58 196L60 197L61 195H58ZM76 196H77V195H76ZM79 196H80V195H79ZM101 196H102V194H101ZM118 196H119V195H118ZM120 196H121V195H120ZM126 196H127V195H126ZM133 196H134V195H133ZM149 196H150V195H149ZM163 196H165V195H163ZM163 196H160V197H163ZM176 196H177V195H176ZM176 196H174V197H176ZM186 196H187V195H186ZM193 196H194V195H193ZM193 196H192V197H193ZM244 196H245V195H244ZM248 196H249V194H248ZM256 196H257V195H256ZM256 196H255V197H256ZM259 196H260V195H259ZM259 196H258V197H259ZM4 197H5V196H4ZM7 197H8V196H7ZM15 197H16V196H15ZM23 197H24V196H23ZM30 197H31V196H30ZM86 197H87V196H86ZM122 197H123V195H122ZM169 197H171L170 194H169ZM174 197H173V198H174ZM184 197H185V194H184ZM202 197H203V195H202ZM202 197L200 198L201 200H202ZM209 197H210V195H209ZM209 197H207V198H209ZM213 197H214V196H213ZM216 197L218 198V196H216ZM233 197H234V196H233ZM233 197L230 196L229 198L232 199ZM250 197H251V196H250ZM250 197H249V198H250ZM262 197H264V196H262ZM9 198H10V197H9ZM35 198H38V196H37V197H36V196L34 197V199H33L34 201H35ZM39 198H40V197H39ZM39 198H38V200L41 202V204H40V205L38 204V205H39V206H42V207L40 208V211L45 213L46 206H47V205H46V202H44L42 199H39ZM57 198H58V197H57ZM80 198H81V196H80ZM89 198H90V197H89ZM89 198H88V199H89ZM92 198H95V197L92 196ZM115 198H116V196H115ZM118 198H121V197H118ZM171 198H172V197H171ZM185 198H186V197H185ZM188 198H191V197H188ZM194 198H196V197L194 196ZM194 198H193V199H194ZM203 198H204V197H203ZM210 198H211V197H210ZM240 198H241V197H240ZM242 198H243V196H242ZM249 198H248V199H249ZM256 198H257V197H256ZM2 199H4V198H2ZM5 199H6V198H5ZM12 199H13V198H12ZM22 199H23V198H22ZM27 199H28V198H27ZM29 199H30V198H29ZM48 199H49V197H48ZM48 199H47V200H48ZM58 199H59V198H58ZM64 199H63V200H64ZM77 199H79V198H77ZM82 199H84V198H82ZM98 199H99V198H98ZM100 199H101V198H100ZM122 199H123V198H122ZM164 199H165V198H164ZM176 199H177V198H176ZM179 199H180V198H179ZM179 199H178V200H179ZM182 199H183V198H182ZM227 199H228V197H227ZM227 199L225 198V200H227ZM235 199H237V198H235ZM245 199H246V197H245ZM245 199H244V200H245ZM250 199H251V198H250ZM250 199H249V200H250ZM258 199H259V198H258ZM263 199H264V198H263ZM6 200H7V199H6ZM19 200H20V199H19ZM44 200H45V198H44ZM50 200H52V199H50ZM60 200H61L60 202L63 203L62 199H60ZM71 200H72V198H71ZM86 200H87V199H86ZM112 200H113V199H112ZM114 200H116V199H114ZM119 200H120V199H119ZM161 200L163 201V198H161ZM168 200H170V199H168ZM168 200H167V201H168ZM178 200H177V201H178ZM196 200H197L196 202H198V199H196ZM201 200H200V201H201ZM204 200H205V202H206V199H203V201H202L203 203H204ZM208 200H209V199H208ZM208 200H207V201H208ZM212 200H214V199H212ZM217 200H218V199H217ZM225 200H224V202H225ZM228 200H229V199H228ZM228 200H227V202H228ZM233 200H234V199H233ZM240 200H241V199H240ZM242 200H243V199H242ZM11 201H12V200H11ZM14 201H16V198H15ZM34 201H30V200H29V202L27 203V205H25V212H26V213H29V217H27V218H28V220L31 221L32 225H33V222H32V221H33V218H34V217H33V215H34L33 210H35V209L33 208V207L35 206V205L33 206V202H34ZM55 201H56V200H55ZM55 201H54V203H55ZM72 201H73V200H72ZM82 201H84V200H82ZM82 201L80 200V202H81L80 204H81V205L83 204ZM120 201H121V200H120ZM155 201H156L157 203H154ZM187 201H189V200H187ZM191 201H192V199H190V203H191ZM193 201H195V200H193ZM209 201H210V200H209ZM215 201H216V200H215ZM218 201H219V200H218ZM255 201L257 202L256 199H255ZM7 202H8V201H7ZM7 202H6V203H7ZM19 202H21V201H19ZM22 202H23V200H22ZM70 202H71V201H70ZM91 202H92V201H91ZM111 202H112V201H111ZM121 202L123 203V201H121ZM168 202H169V201H168ZM181 202H182V200L179 202V204H181ZM211 202H212V203H215L214 201H211ZM211 202H210V204H208V205H209V208H210V206L212 207ZM219 202H220V201H219ZM227 202H226V203H227ZM230 202H231V201H230ZM235 202H236V201H235ZM237 202H238V201H237ZM240 202H241V201H240ZM242 202H244V201H242ZM251 202H252V200H251ZM253 202H254V201H253ZM4 203H5V202H4ZM8 203H9V202H8ZM48 203H49V201H48ZM50 203H51V202H50ZM50 203L48 204V206L51 205ZM58 203H59V202H58ZM68 203H69V202H68ZM75 203H76V202H75ZM88 203H89V201H88ZM96 203H97V202H96ZM126 203H127V204H126ZM163 203H164V202H163ZM165 203H166V202H165ZM184 203H185V199H184ZM184 203H183V204H184ZM192 203H193V202H192ZM199 203H200V202H199ZM203 203H202V204H203ZM207 203H209V202H207ZM216 203H217V202H216ZM221 203H223V202H221ZM221 203H219V205H220ZM226 203H225L224 205H229V202H228L227 204H226ZM246 203H247V202H246ZM260 203H261V202H260ZM16 204H17V202H16ZM52 204H53V203H52ZM63 204H64V203H63ZM63 204H62V205H63ZM65 204H66V203H65ZM72 204H73V203H72ZM80 204H79V205H80ZM86 204H87V203H86ZM91 204H92V203H91ZM113 204H114V203H113ZM150 204H151V205H150ZM177 204H178V203H177ZM183 204H182V206H184ZM186 204H188V203H186ZM193 204H194V203H193ZM205 204H206V203H205ZM230 204H232V203H230ZM233 204H234V203H233ZM235 204H236V203H235ZM235 204H234V205H235ZM238 204H239V203H238ZM241 204H242V203H241ZM244 204H245V203H244ZM244 204H243V205H244ZM253 204H254V203H253ZM56 205H57V204H56ZM62 205H61V206H62ZM88 205H90V204H88ZM94 205H95V203H94ZM116 205H117V204H115V207H116ZM189 205L191 206V204H189ZM195 205H197V204H195ZM206 205H207V204H206ZM206 205L204 206L205 208H206ZM214 205H215V204H214ZM214 205H213V206H214ZM216 205L218 206V204H216ZM216 205H215V206H216ZM245 205H248V204H245ZM249 205H251V204H249ZM257 205H258V204H257ZM3 206H4V205H3ZM10 206H11V205H10ZM13 206H14V205H13ZM15 206H17V205H15ZM36 206H37V205H36ZM52 206H54V205H52ZM59 206H60V205H59ZM198 206H200V205H198ZM201 206H202V205H201ZM236 206H237V205H236ZM23 207H24V206H23ZM50 207H51V206H50ZM62 207H65V206H62ZM66 207L69 208L70 206L68 205V206H66ZM75 207H76V206H75ZM77 207H79V206H77ZM87 207H88V206H87ZM95 207H97V206H95ZM118 207H122V204H120V206L117 205V208H118ZM186 207H188V206L186 205ZM186 207H185V208H186ZM191 207H192V206H191ZM220 207H221V210H222V205H220ZM224 207H225V206H224ZM224 207H223V209H224V213H225L226 208H224ZM228 207H229V206H228ZM249 207H251V206H249ZM18 208H19V207H18ZM51 208H53V207H51ZM89 208H90V207H89ZM100 208H101V207H100ZM100 208H99V209H100ZM117 208H114V206H113V208H111L112 213H114V212H113V209L116 210ZM158 208H159V206H158ZM172 208H173V210H175V207H172ZM178 208H179V205H178ZM180 208H181V206H180ZM180 208H179V211H180ZM183 208H184V207H182L181 209L183 210ZM207 208H208V207H207ZM207 208H206V209H207ZM216 208H217V207H215V210H216ZM232 208H234L233 205H232ZM235 208L237 209V207H235ZM239 208H240V207H239V205H238V209H239ZM246 208H247V207H246ZM255 208H256V206H255ZM15 209H16V208H15ZM48 209H49V208H48ZM69 209H70V208H69ZM78 209H79V208H78ZM92 209H93V208H92ZM120 209H121V208H120ZM160 209H161V207H160ZM186 209H187V208H186ZM188 209H189V207H188ZM191 209H192V208H191ZM212 209H214V207H213ZM227 209H228V208H227ZM229 209H230V208H229ZM243 209H244V208H243ZM260 209H261V207H260ZM36 210L38 211V208H36ZM36 210H35V211H36ZM52 210H53V209H52ZM54 210H56V209H54ZM58 210H60V208H58ZM67 210H68V209H67ZM95 210H96V212H97L98 208L95 209ZM161 210H162V209H161ZM217 210H218V209H217ZM239 210H240V209H239ZM247 210H248V209H247ZM250 210H251V208H250ZM252 210H253V208H252ZM6 211H7V210H6ZM6 211H5V212H6ZM20 211H21V210H20ZM30 211H31V212H30ZM35 211H34V212H35ZM88 211H89V210H88ZM98 211H99V210H98ZM100 211H101V210H100ZM105 211H107V210H105ZM121 211H120V212H119V211H118V212L115 211V212L120 213V215H121ZM158 211H159V210H158ZM158 211H157V212H158ZM163 211H165V210H163ZM175 211H176V210H175ZM199 211H201L200 208H199ZM211 211H212V210H211ZM226 211H227V210H226ZM231 211H234V210L232 209V210H230V212H231ZM240 211L242 212V210H240ZM240 211H239L238 213H239L240 215L243 214V213H240ZM248 211H249V210H248ZM257 211H258V210H257ZM260 211H261V210H260ZM11 212H12V211H11V209H10V210H8V211L6 212V214L11 215ZM48 212H49V211H48ZM60 212H61V211H60ZM60 212H58V211L56 210V223H53V224H51V225H49V226H48V225H45L46 231H45L44 228H42V230L46 233L45 252L43 251V252H41L40 254L35 253V254L39 255V257H40V256H43V257H44V255H47L48 253L50 254L51 252L56 253V252L59 250V246H60L62 243H65L64 241H68V239H66L67 237H63L62 234H59V233H58V230H60L59 228L61 227L59 224H60V222H63L62 220H64V219L61 218V214H60ZM62 212H63V211H62ZM67 212H69V211H67ZM79 212H80V211H79ZM94 212H95V211H94ZM180 212H181V211H180ZM180 212H179V214H180ZM185 212H187V211L185 210ZM190 212H191V211H190ZM192 212H193V211H192ZM197 212H198V211H197ZM201 212H202V211H201ZM201 212H199V214H200ZM205 212H207V211H205ZM227 212H228V211H227ZM234 212H235V211H234ZM243 212H245V211H243ZM2 213H3V212H2ZM2 213H1V214H2ZM12 213H13V212H12ZM54 213H55V211H54ZM54 213H53V211H50V213H45V215H46V216H47V215H53ZM72 213H73V212H72ZM86 213H87V212H86ZM89 213H93V212H90V211H89ZM158 213H159V212H158ZM158 213H157V214H158ZM164 213H165V212H164ZM166 213H167V212H166ZM187 213H188V212H187ZM208 213H209V212H208ZM210 213H211V212H210ZM210 213H209V216H213V215H210ZM214 213H215V212H214ZM214 213H211V214H214ZM235 213H236V212H235ZM238 213H236V214H238ZM246 213H248V212H246ZM255 213L257 214L258 212H255ZM263 213H264V212H263ZM6 214H4V215L6 216ZM35 214H36V213H35ZM37 214H38V213H37ZM73 214H74V213H73ZM79 214H80V213H79ZM87 214H88V213H87ZM103 214H104V212H103ZM106 214H107V213H106ZM108 214H109V213H108ZM133 214H135V213H133ZM162 214H163V212H162ZM175 214H176V212H175ZM177 214H178V212H177ZM177 214H176V215H177ZM181 214H182V212H181ZM199 214H198V215H199ZM228 214H229V213H228ZM231 214H233V212H232ZM12 215H13V214H12ZM25 215H26V214H25ZM70 215H71V214H70ZM83 215H84V214H83ZM83 215H82V216H83ZM94 215L96 216V214H94ZM109 215H110V214H109ZM113 215H114V214H113ZM120 215H119V216H120ZM159 215H160V213H159ZM168 215H169V214H168ZM168 215H167V216H168ZM186 215H188V214H186ZM190 215H193V214H190ZM203 215H204V214H203ZM226 215H227V214H226ZM234 215H235V214H234ZM259 215H260V212H259ZM259 215H258V216H259ZM27 216H28V215H27ZM38 216H39V214H38ZM38 216H37V219H38ZM84 216H86V215H84ZM98 216H99V215H98ZM107 216H108V215H107ZM119 216H118V217H119ZM123 216H124V217H123ZM131 216H132V214H131ZM171 216H172V215H171ZM171 216L169 215V217H171ZM181 216H183V214H182ZM201 216H202V215H201ZM201 216H198V218L200 219ZM204 216H206V215H204ZM215 216H216V215H214V218H216ZM228 216L230 217V215H228ZM236 216H238V215H236ZM236 216H235V217H236ZM13 217L16 218L15 215H14ZM66 217H67V216H66ZM69 217H70V216H69ZM69 217H68V218H69ZM74 217H76V216L74 215ZM77 217H78V216H77ZM87 217H88V216H87ZM96 217H97V216H96ZM111 217H112V216H111ZM133 217H134V216H133ZM158 217H159V216H158ZM174 217L177 218L176 216H174ZM179 217H180V216H179ZM183 217H184V216H183ZM183 217H182V218H183ZM202 217H203V216H202ZM243 217H244V216H243ZM245 217H246V216H245ZM252 217H253V216H252ZM259 217H260V216H259ZM261 217H262V216H261ZM25 218H26V217H25ZM27 218H26V219H27ZM63 218H64V217H63ZM68 218H66V220H67ZM85 218H86V217H85ZM89 218H91V217H89ZM105 218H106V217H105ZM115 218H116V217H115ZM127 218H128V217H127ZM159 218H160V217H159ZM165 218H166V216H165ZM165 218L163 217V219H165ZM167 218H168V217H167ZM167 218H166V219H167ZM175 218H173V219H175ZM190 218H192V217H190ZM214 218H213V219H214ZM231 218H232V217H231ZM249 218H251V217H249ZM254 218H255V217H254ZM37 219H36V221H37ZM74 219H75V218H74ZM74 219H73V222H74ZM92 219H93V217H92ZM130 219H132V218H130ZM157 219H158V218H157ZM163 219H162V220H163ZM170 219H171V218H169L168 220H170ZM177 219H178V218H177ZM179 219H180V218H179ZM235 219H236V218H234L233 220H235ZM255 219H256V218H255ZM4 220H5V219H4ZM8 220H9V219H8ZM10 220H11V219H10ZM12 220H13V219H12ZM23 220H24V218H23ZM71 220H72V219H71ZM77 220H78V218H77ZM77 220H76V221H77ZM115 220H116V219H115ZM115 220H114V221H115ZM117 220H118V219H117ZM121 220H120V223H121ZM233 220H232V222H229V223L226 222V223L229 224V226H230V227H228V229H229V228L231 229V228L234 226ZM239 220H240V219H239ZM242 220H243V219H242ZM242 220H241V221H242ZM6 221H7V219H6ZM24 221H26V220H24ZM69 221H70V220H69ZM79 221H80V220H79ZM91 221H92V220H91ZM166 221H167V220H166ZM171 221L173 222L172 219H171ZM177 221H178V220H177ZM179 221H180V220H179ZM181 221H182V220H181ZM183 221L185 222L186 219H184ZM237 221H238V220H237ZM248 221H249V220H248ZM261 221H262V219H261ZM1 222H2V221H1ZM17 222H18V221H17ZM117 222H118V221H117ZM117 222H114V223H116V224L118 225ZM184 222H181V223L183 224ZM196 222H197V221H196ZM199 222H200V221H199ZM216 222H217V221H216ZM216 222H215V223H216ZM234 222H235V221H234ZM242 222H243V221H242ZM250 222H251V220H250ZM259 222H260V221H259ZM2 223H3V222H2ZM26 223H27V222H26ZM29 223H30V222H29ZM31 223H30V224H31ZM65 223H66V222H65ZM68 223H69V222L67 221V224H68ZM92 223H93V222H92ZM129 223H128L127 225H129ZM169 223H170V222H169ZM201 223H204V222L201 221ZM215 223H213V224H215ZM230 223H231V224L233 223V225L231 226ZM246 223H247V221H246ZM252 223H253V221H252ZM5 224H6V223H5ZM11 224H13V223H11ZM62 224H63V223H62ZM67 224H66V225H67ZM71 224H72V223H71V221H70V223H69L68 225H69V228L71 229V232L68 233L69 236H70V237H68V238L71 239V240H69V241H71L72 244H73V241H74V240L76 239V237H77L78 235H80V233H81V231H80V233H79V230H78L77 228H81V227H77V228H76V225H75V226H72L73 224H72V225H71ZM79 224H80V223H79ZM81 224H83V221H82ZM85 224H86V223H85ZM164 224H165V223H164ZM194 224H195V223H194ZM194 224H193V226H194ZM221 224H222V223H221ZM221 224H219V227H220ZM237 224H239V223H237ZM240 224H242V223L240 222ZM240 224H239L240 227L243 226V224H242V225H240ZM17 225H18V224H17ZM19 225H20V224H19ZM64 225H65V224H64ZM68 225H67V226H68ZM86 225H87V224H86ZM166 225H167V223H166ZM169 225H170V224H169ZM171 225H173V224H171ZM175 225H176V224H175ZM178 225H179V224H178ZM184 225H185V224H184ZM207 225H208V224H207ZM207 225L205 224V226H207ZM217 225H218V222H217ZM217 225H216V226H217ZM235 225H236V222H235ZM13 226H14V225H12L11 227H13ZM26 226H27V225H26ZM59 226H60V227H59ZM80 226H81V225H80ZM109 226H110V228H109ZM119 226H120V224H119ZM156 226H157V225H156ZM162 226H163V225H162ZM182 226H183V225H182ZM182 226H181V227H182ZM193 226H192V230H194V232H195L196 230L198 231V229H196V230L193 229V228H194ZM198 226L201 227L202 225H198ZM213 226L215 227V225H213ZM225 226H226V225H224V227H225ZM237 226H238V225H237ZM244 226H245V224H244ZM247 226H249V225H247ZM256 226H257V224H256ZM261 226L264 227V226L262 225V223H261ZM1 227H2V226H1ZM4 227H5V226H4ZM6 227H7V226H6ZM8 227H10V226H8ZM11 227H10V228H11ZM32 227H36V223H35L34 226H32ZM82 227H83V226H82ZM120 227H125V224H122ZM127 227H128V226H127ZM166 227H167V226H166ZM173 227H174V225H173ZM179 227H180V226H179ZM179 227H178V228H179ZM195 227H197V226H195ZM202 227H204V226H202ZM14 228H15V227H14ZM14 228H13V229H14ZM85 228H87V227H85ZM88 228H89V226H88ZM90 228H92V227L90 226ZM157 228L159 229V227H157ZM171 228H172V226H171ZM175 228H176V227H175ZM197 228H199V227H197ZM205 228H206V227H205ZM212 228H213V227H212ZM215 228H216V227H215ZM217 228H218V227H217ZM234 228H235V226H234ZM246 228H248V227H246ZM256 228H257V227H256ZM260 228H261V227H260ZM29 229H30V228H29ZM67 229H68V228H67ZM83 229H84V228H83ZM145 229H147L146 232H145ZM163 229H164V227H163ZM163 229H162V230H163ZM182 229H183V228H182ZM203 229H204V228H203ZM203 229L200 230V228H199L200 231H203ZM213 229H214V228H213ZM213 229H211V230L213 231ZM225 229L228 231V229H227L226 227H225ZM230 229H229V230H230ZM236 229H237V228H236ZM241 229H242V228H241ZM244 229H245V228H244ZM257 229H259V228H257ZM33 230H34V229H33ZM89 230H90V229H89ZM118 230H119V229H118ZM133 230H134L135 233H136L135 236H132V234H131V232H132ZM155 230H156V229H154V232H155ZM162 230H161V231H162ZM165 230H167V228H166ZM169 230H170V229H168V230L166 231V233H167ZM209 230H210V229H209ZM219 230H221V229H219ZM237 230H239V229H237ZM252 230H253V229H252ZM254 230H255V229H254ZM259 230H260V229H259ZM4 231H5V230H4ZM8 231H10V230H8ZM21 231H22V230H21ZM24 231H25V230H24ZM27 231H28V230H27ZM63 231H67V230L63 229ZM157 231H158V230H157ZM163 231H164V230H163ZM200 231H199V232H200ZM230 231H231V230H230ZM230 231H229V234H227V233H228V232H227L226 235H229V236H230ZM250 231H251V230H249L248 232H250ZM0 232H1V231H0ZM15 232H16V231H15ZM30 232H31V231L29 230V233H30ZM111 232H110L109 236H111ZM158 232H159V231H158ZM173 232H174V231H173ZM175 232H177V230H175ZM205 232H206V231H205ZM221 232H222V231H221ZM234 232H235V230H234V231H231V233H232L233 235H235ZM252 232H254V231H252ZM252 232H251V234H252ZM3 233H4V232H3ZM7 233H8V232H7ZM12 233H13V232H12ZM64 233H65V232H64ZM85 233H86V232H85ZM113 233H112V235H114ZM146 233H147V234H146ZM160 233H162V232H160ZM164 233H165V232H164ZM180 233H182V232H180ZM190 233L192 234V232H190ZM201 233H202V232H201ZM222 233H223V232H222ZM240 233H241V232H240ZM254 233H256V230H255ZM257 233H258V232H257ZM257 233H256V234H257ZM261 233H262V232H261ZM263 233H264V231H263ZM20 234H21V233H20ZM77 234H78V235H77ZM167 234H169V232H168ZM176 234H177V233H176ZM194 234H195V233H194ZM194 234H192V235H194ZM198 234H199V233H196L194 236H196V238L199 237V236L201 237V235H198ZM232 234H231V235H232ZM242 234H244V233H242ZM242 234H241V235H242ZM247 234H248V233H247ZM0 235H1V234H0ZM3 235H4V234H3ZM11 235H12V234H11ZM21 235H22V234H21ZM23 235H24V234H23ZM27 235H28V234H27ZM37 235H38V233H36V232L34 231V234H33V232H32V234H31V236H30L29 238L26 236L28 240H27V239L22 240V241H25L24 244H23V245H24V246H23V247H24V250L27 249V251H25L24 254H26V255H28V256L30 255V257H33V259H38V258L35 257L36 255H34V252H32V243H33L34 241L37 242ZM84 235H85V234H84ZM89 235H90V233H89ZM130 235H131L132 237H131ZM158 235H159V233H158ZM163 235H164V234H162V236H161L162 238L165 236V235H164V236H163ZM177 235H179V234H177ZM202 235H203V234H202ZM224 235H225V234H224ZM248 235H250V233H249ZM252 235H253V234H252ZM16 236H17V235H16ZM64 236H65V235H64ZM87 236H88V235H87ZM104 236H105V235H104ZM166 236H167V235H166ZM166 236H165V237H166ZM170 236H171V233H170ZM181 236L184 238V235H181ZM181 236H180V237H181ZM187 236H188V235H187ZM187 236H185V238H186ZM189 236H190V235H189ZM194 236H193V237H194ZM245 236H247V235H246V232H245ZM2 237H4V236H2ZM6 237H7V236H6ZM21 237H22V236H21ZM23 237H24V236H23ZM23 237H22V238H23ZM32 237H33V241H32ZM84 237H85V236H84ZM88 237H89V236H88ZM88 237H87V238H88ZM93 237H94V236H93ZM144 237H145V238H144ZM161 237H160V235H159V240H160ZM165 237H164V239L166 240ZM176 237H178V236H176ZM180 237H178V238L181 240L182 237H181V238H180ZM200 237H199V239H200ZM203 237H204V235H203ZM226 237H227V236H226ZM232 237H234V236H231V239H234V238H235V237H234V238H232ZM249 237H250V236H249ZM249 237H247V238L249 239ZM254 237H255V236H254ZM11 238H12V237H11ZM11 238H10V239H11ZM155 238H156V237H155ZM171 238H173V236H172ZM190 238H191V237H190ZM201 238H202V237H201ZM245 238H246V237H245ZM247 238H246V241H247ZM6 239H7V238H6ZM34 239H35V240H34ZM92 239H93V238H92ZM109 239H110V238H109ZM111 239H112V238H111ZM167 239H169L168 236H167ZM174 239H176V238H173V240H170V241H169V242H170V246H171V245H175V246H180V245H181V246H183L184 242H185V241L187 242V240H188V238H187V240L183 239L182 241H184V240H185V241H184L183 243L180 241L181 244H180V245H177V243H180V242H177L178 239H177L176 241H174ZM202 239H203V238H202ZM225 239H226V238H224V240H225ZM243 239H244V238H243ZM250 239H252V238H250ZM1 240H2V239H1ZM17 240H19V239H17ZM26 240H27V241H26ZM88 240H89V239H88ZM152 240H156V239H152ZM194 240H195V237H194ZM2 241H3V240H2ZM9 241H10V240H9ZM84 241H86V240L84 239ZM106 241H107V240H106ZM106 241H105V243H106ZM178 241H179V240H178ZM232 241H234V240H232ZM5 242H6V241H5ZM15 242H17V241H15ZM18 242H19V241H18ZM43 242H44V240H43ZM49 242H50V243H49ZM108 242H110V241H108ZM108 242H107V243H108ZM150 242H151V241H150ZM154 242H156V246H159V247H161V246H163V245L165 244V243L162 244L161 241L158 242V240H157V241H154ZM165 242H166V241H165ZM197 242H200V241H198V238H197ZM201 242H202V241H201ZM225 242H226V241H225ZM230 242H231V241H230ZM3 243H4V242H3ZM3 243H2V244H3ZM10 243H11V242H10ZM41 243H42V240H41ZM41 243H40V244H41ZM48 243H49V244H48ZM105 243H104V244H105ZM148 243H149V244H148ZM245 243H248V242H245ZM0 244H1V243H0ZM8 244H9V243H8ZM21 244H22V243H21ZM168 244H169V243H168ZM168 244L164 245V247L167 246ZM185 244H186V243H185ZM188 244H189V243H188ZM188 244H187V245H188ZM203 244H204V243H203ZM249 244H251V243H249ZM3 245H4V244H3ZM5 245H6V244H5ZM14 245H15V244H14ZM19 245H20V243H19ZM187 245H186V246H187ZM244 245H245V244H244ZM247 245H248V244H247ZM252 245L255 247L254 244H252ZM63 246H64V245H63ZM66 246H67V245H66ZM66 246H65V247H66ZM184 246H185V245H184ZM199 246H200V245H198V249H197L198 251H200V250H199V248H200ZM205 246H206V249H207V245H205ZM223 246H224V244H223ZM1 247H2V245H1ZM9 247H10V246H9ZM17 247H18V244H17ZM17 247H16V248H17ZM65 247H64V248H65ZM159 247H157V248L159 249ZM202 247H203V246H202ZM209 247H210V246H209ZM209 247H208L207 250H209ZM215 247H216V246H215ZM10 248H12V247H10ZM10 248H9V249H10ZM16 248H15V249H16ZM64 248H63V249H64ZM70 248H73V245H71ZM70 248H69V249H70ZM157 248H156L155 250H157ZM161 248H162V247H161ZM203 248H204V247H203ZM210 248H211V247H210ZM218 248H220V247H218ZM218 248H216V249H218ZM221 248H222V247H221ZM223 248H224V247H223ZM250 248H251V247H250ZM252 248H253V247H252ZM3 249H4V248H3ZM15 249L12 251V253H11V255H9V257H10V256H11V257L13 256V253H15V252H14ZM28 249H29V250H28ZM65 249H66V248H65ZM206 249H203V250H206ZM18 250H19V249H18ZM60 250H61V248H60ZM155 250H154V251H155ZM201 250H202V248H201ZM210 250H211V249H210ZM243 250H244V249H243ZM247 250H248V249H247ZM255 250H258V248L255 247ZM0 251H3V250H0ZM9 251L11 252V250H9ZM65 251H66V250H65ZM157 251H158V250H157ZM215 251H216V250H215ZM217 251H218V250H217ZM217 251H216V252H217ZM241 251H242V250H241ZM245 251H246V250H245ZM245 251H244V253H245ZM258 251H259V250H258ZM6 252H7V251H6ZM20 252H21V251H20ZM162 252H163V253H162ZM162 252H161L162 256L164 255V257H166V256H168V253H167V252H170V251H167L166 249L163 248V251H162ZM211 252H212V251H211ZM239 252H240V251H239ZM250 252H251V251H250ZM28 253H29V254H28ZM154 253H155V252H154ZM157 253L160 254L159 251L156 252V254H157ZM164 253H167V255L164 254ZM206 253H207V252H205V254H206ZM219 253H220V252H219ZM222 253H223V252H222ZM246 253H247V252H246ZM251 253H252V252H251ZM6 254H7V253H6ZM9 254H10V253H9ZM20 254H21V253H20ZM63 254L65 255L64 252H63ZM91 254H92V252L89 253V256H90V258H91L93 261H95V264H96V263H102V260H101V259H98L97 256H96L97 259H93ZM94 254H95V253H94ZM129 254L132 255L131 253H129ZM137 254H136V255H137ZM156 254H153V256H154V255L156 256ZM161 254H160V255H161ZM215 254H216V253H215ZM220 254H221V253H220ZM223 254H224V253H223ZM241 254H242V253H241ZM248 254H250V253H248ZM256 254H257V253H256ZM258 254L260 255V253H258ZM17 255H19V254H17ZM21 255H22V254H21ZM51 255H52V254H51ZM217 255H219L218 252H217ZM244 255H245V254H244ZM244 255H243V256H244ZM250 255H251V254H250ZM49 256H50V255H48V257H49ZM54 256H55V254H54ZM142 256H143V255H141V256L139 255L140 258H139L138 260H140V259L142 258ZM150 256H152V255H150ZM150 256H149V257H150ZM192 256H193V255H192ZM219 256H220V255H219ZM243 256H242V257H243ZM6 257H8V256H6ZM15 257H16V256H15ZM15 257H14V258H15ZM37 257H38V256H37ZM45 257H46V256H45ZM48 257L46 258V262H47V261H50V260H48ZM51 257H52V256H51ZM132 257H133V256H132ZM156 257H157V256H156ZM164 257H163V258H164ZM220 257H221V256H220ZM247 257H249V256H247ZM251 257H252V256H251ZM251 257H250V258H251ZM255 257H256V256H255ZM257 257H258V255H257ZM262 257H263V256H262ZM1 258H3V257H1ZM4 258H5V257H4ZM14 258H12V259H14ZM16 258H17V260H18V257H16ZM20 258H21V257H20ZM20 258H19V260H20ZM24 258H25V257H23V259H24ZM94 258H95V257H94ZM137 258H138V256H137ZM145 258H147V256H146ZM168 258H169V257H168ZM201 258H203V257H201ZM217 258H218V257H217ZM223 258H224V255H223ZM223 258H221V259H223ZM226 258H227V257H226ZM259 258H260V257H259ZM6 259H8V258H6ZM40 259H42V257H41ZM51 259H53V257H52ZM129 259H130V258H129ZM152 259H153V258H152ZM155 259H156V258L154 257V260H155ZM164 259H165V258H164ZM204 259H205V257H204ZM204 259H203V261H204ZM213 259H216V258L213 257ZM218 259H220V258H218ZM218 259H217V260H218ZM227 259L229 260V258H227ZM227 259H224V260L227 261ZM243 259H246V258H243ZM253 259H254V258H253ZM253 259H252V260H253ZM255 259H256V258H255ZM255 259H254V260H255ZM261 259H262V258H261ZM261 259H259V260H261ZM0 260H2V259H0ZM30 260H31V259H30ZM99 260H100V261H99ZM133 260H134V258H133ZM136 260H137V259H136ZM142 260H143V258H142ZM148 260H149V259H148ZM148 260H146V264H147V261H148ZM166 260H168V259L166 258ZM169 260H170V259H169ZM201 260H202V259H201ZM217 260H216V262H217ZM224 260H223V262L226 263V261H224ZM248 260H249V258H248ZM2 261L4 262L5 260H2ZM14 261H15V259H14ZM28 261H29V260H28ZM36 261H37V262H36ZM52 261H53V260H52ZM131 261H132V258H131ZM134 261H135V260H134ZM159 261H160V263H162V261L159 259L158 262H157V264L159 263ZM173 261H174V260H172V262H173ZM188 261H189V259H188ZM191 261H193V260H191ZM221 261H222V260H220L219 262H221ZM231 261H232V259H231ZM231 261H230V262H231ZM244 261H245V260H244ZM244 261H243V262H244ZM5 262H8V261L6 260ZM32 262H34V261H32ZM35 262L39 264L38 260H35ZM41 262H42V261H41ZM138 262H140V261H138ZM138 262H137V263H138ZM166 262H167V261H166ZM169 262L171 263V260H170ZM176 262H177V261H176ZM219 262H217V263L219 264ZM227 262H228V261H227ZM232 262H233V261H232ZM232 262H231V263H232ZM245 262H246V261H245ZM247 262H248V261H247ZM247 262H246V263H247ZM250 262H251V260H249V263H250ZM252 262H253V261H252ZM255 262H256V261H255ZM11 263H12V262H11ZM11 263H10V264H11ZM131 263H133V262H131ZM135 263H136V262H135ZM152 263H153V262H152ZM152 263H151V264H152ZM174 263H175V261H174ZM174 263H173V264H174ZM177 263H178V262H177ZM228 263H229V262H228ZM246 263H245V264H246ZM258 263H259V262H258ZM261 263H263V262H261ZM7 264H8V263H7ZM13 264H14V263H13ZM15 264H18V263H15ZM20 264H21V260H20ZM23 264H26V263H23ZM153 264H154V263H153ZM155 264H156V262H155ZM179 264H180V263H179ZM189 264H190V263H189ZM192 264H194V263L192 262ZM221 264H222V263H221ZM251 264H252V263H251Z\"/></svg>",
	"mask_w": 264,
	"mask_h": 264
}]
</instances>
